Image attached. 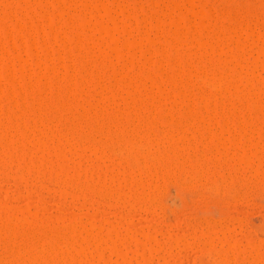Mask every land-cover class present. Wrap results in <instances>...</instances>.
I'll return each mask as SVG.
<instances>
[{
    "label": "rangeland",
    "instance_id": "obj_1",
    "mask_svg": "<svg viewBox=\"0 0 264 264\" xmlns=\"http://www.w3.org/2000/svg\"><path fill=\"white\" fill-rule=\"evenodd\" d=\"M23 1V2H22ZM26 1H27V3H26ZM46 1V2H45ZM47 1H51V0H41V2H40V0H0V15H4L5 14V16H8V14H9V16H10V18H11V20L13 21H10V18H8V17H5L6 19V21L3 19L2 20V25H1V22H0V38H2V40L1 41H5V43L7 44L8 42H9V45L6 47L5 46V48H7V52H9L8 54L7 53H4V54H7V55H4L3 54V56H8L9 54V60H10V57H11V59L12 60H18L16 57H18V58H20L19 60L20 61H22V62H24L25 64L26 63H28V64H26V66H25V64H23L24 65V68L26 67V68H28V70L30 69V67L31 66H34L32 63L34 62L33 60H36V58H34L33 57V59H32V57H30V55L32 56H38V55H34V53L36 52V50H34V49H36V47L34 46L36 43H39L40 41H42L43 42V39H42V37H44L45 39L44 40H47V35H50L49 37H50V39H49V42H51L50 44L51 45H47L48 47H49V49L48 50H50V48H52L53 49V53H54V51H56V49H54L53 47H51V46H55V48L56 47H58V46H56V45H58L57 44V41L59 40V34H61V35H64V37L66 36L65 34H62L63 32H61V33H59V34H56L55 33V36L56 37H54L53 35H54V31L52 30V32H50L51 30H50V28H51V26L49 25V27H48V20L47 19H50V16H52L53 14L52 13H50V15L48 14V12H52V9L53 8H55V6L53 5L52 6V2L51 3H49L48 4V2ZM53 1V0H52ZM59 1V3L61 4V3H64V2H60V1H62V0H58ZM63 1H65V0H63ZM67 1V2H66ZM65 1V4L64 5H66V3H67V5H69L70 6V11L67 13H64V16H59V14H58V12L59 11H56V10H53V11H55V13L57 12V14H55V15H58V17L56 18V17H54V18H52L51 19V21L52 20H54L53 22H54V24H55V26H53L52 28H54V30H55V27H58L57 28V31H58V29L59 28H62V26H63V28L61 29V30H64V29H66V30H68V26L65 24V26H67L66 28H65V26H64V23L67 21V20H70V21H73V22H77V24H75L76 26H77V28H76V26H74V23L72 24L73 26H74V28H75V30L77 29V31L76 32H78V31H81V33H82V30H80V26L78 27V23H79V21H83V20H80V17H78L79 15H80V10H81V12L84 14V10L83 9H79L78 8V4H79V7H81V4L82 3H78L77 4V2H79V0H76L75 1V3L77 4L76 5V7L73 5V4H75V3H73L72 4V1H74V0H70V1H68V0H66ZM81 1V0H80ZM89 0H87V3H89L90 4V1L88 2ZM98 0H96V1H91V2H93V3H95V2H97ZM101 1H103V0H101ZM106 1H110L109 3H111L112 5H114V7H112V5H110V4H108L111 8H113V9H116L115 11L117 12H119V10H120V8H119V6H117V4L119 5V4H121V7H123L122 5H124L125 3L126 4H130V7H134L135 5L138 7H136L137 8V11H135V10H133L132 8H130V7H128V5L126 6H124V7H127V8H130V9H128L129 10V12L131 11V12H133V11H135V12H137V13H135L134 14V16H136L137 18H138V20H137V18L135 17V18H133V17H131V15H133V13L132 14H130L129 13V18L127 17V19H125L126 18V14H127V16H128V13L125 11H123L124 13H121V11L118 13L117 12V14L118 15H116L115 14V11H113L112 12V14H111V16L109 17V16H106V17H109L110 19L111 18H113L112 16H113V14H114V18L112 19V20H110V19H108V18H102V16L101 17H99V15L100 14H97L98 12L96 11L97 9H95V8H92L93 9V11H90V10H88V9H85L86 10V13H85V16H86V18H89L90 16H92V15H96V17L98 16L99 17V19H101V21L103 20V21H105L106 20V22H103V25H105V23H107V25L109 26L110 25V27L112 28V26H114L115 27V25H113V24H116V25H118V26H116V29L120 32V34H122L123 35V33H124V37H128V38H130L129 39V41L130 40H132L133 39V41L135 42L136 40H137V43L138 44H145V43H148V41H147V38H150L151 39V42H152V40H156V44L155 45H159L160 47L162 46V49H164V50H166V49H168V44H169V42H172V44L174 43L173 41H174V38L172 37V35L171 34H173V32H172V30H171V28L173 29L174 27H171L173 24L174 25H176V24H179V25H181L182 26V24H183V22H188V23H190V21L189 20H191V23L193 24V23H197V19H198V17L196 18V21L194 22V14H192V16H190L189 17V15H191V14H189L188 13V16L185 14V10H187L190 6V1H186V0H176L177 2H178V4H177V2H175L174 0L172 1L173 3H171V5H170V3H168L169 1H167V0H135V2L133 1V0H114V2L112 1V0H105L104 2L105 3H107ZM162 1H164V3L167 5V3H168V5H170V8H169V10L168 9H166L165 8V5L163 4V2ZM179 1H181V2H179ZM202 2H204V4H203V6H206V7H203L204 9L206 8L207 10L209 9H211V11L212 12H214L215 11V15H217L218 16V13H223L222 14V16H221V14H219L220 15V17H222V18H219V17H217L216 16V18H214V19H212V23L214 24V21L213 20H216L215 21V23H218L219 25H220V21H221V26H223V27H221V30H225L224 32L223 31H220L219 33H220V36L219 37H221V39H220V42H219V39H218V41L217 42H219V43H217V42H213L212 40L214 39V37H215V33L213 34L214 36H213V39L211 38V35H209V36H207L210 32L211 33H213L212 31H213V29L212 28H209V29H211L210 30V32H208V33H205L206 31H201V30H199L198 28L196 29V30H194L196 27H193V25H191L190 27L192 28L191 29V32L194 30V31H196V32H194V35H197L198 34V36H199V34L201 33H205V34H207L206 36H204V37H209V38H211V39H209L210 40V42L212 41V43H210V44H213L214 43V46H212L213 47V49L211 50H209V48L207 47V51H208V53H206V48H203L204 49V51H203V49L201 48V47H198L197 45H195L194 46V44H193V42H191V40H190V42L193 44V47L191 46V43H190V45H189V43H188V40H184L181 44L182 45H180V46H183V48H184V50H182V53L185 51V48H187L186 49V52H188L187 54H188V57L190 58H188L189 59V61H188V59H187V54L185 53V55L184 54H180V55H184V56H179V54L177 53V51L174 49V51L176 52L175 54H174V52H173V54H174V57L172 56V55H170V56H167V57H171L172 56V58H170V59H174L175 58V56H177L175 59H177V58H181L182 60H185V59H187V60H185V63L184 62H179L180 60L179 59H177L176 60V64H178V62L181 64L180 66H182V68L184 67V70H185V67H186V65H187V67H186V70H185V73H186V71H188L189 72V69H187L188 67L189 68H191L192 67V65L193 66H196V65H200V66H198V67H200L201 68V70L204 72V70H205V72L204 73H206V72H208L210 69H211V71L212 70H214L213 68H215L216 70H218V69H220L219 67L222 65V67H224L223 68V70H225V67H227V66H229V65H227V66H223V64H222V62H224V65H225V61H227L228 63L227 64H229L230 63V61H231V65L229 66V68L227 67V69H228V71H229V73H230V75L233 73L232 72V64L234 65V63H235V61H236V59H237V54L235 53V50L234 49H236V48H234L233 46L234 45H232L233 44V41L235 42V40H237L238 38H237V35H240V37H241V35H242V37L244 38V36H246L247 37V33H245L246 32V30H248V27H246V26H249V30H251L252 31V29L256 32V34L258 33H261L263 30H264V0H201ZM226 1V2H225ZM4 2V3H11V5L8 7V8H6L5 6H2L3 4L2 3ZM18 3V5H17V3ZM69 2L71 3V4H69ZM82 2H83V0H82ZM98 2H100V1H98ZM97 2V3H98ZM149 2V3H148ZM155 2V3H154ZM171 2V1H170ZM198 2V1H197ZM239 2V3H238ZM26 3V4H25ZM55 4H57L58 2L57 1H55L54 2ZM53 3V4H54ZM84 3V2H83ZM86 3V2H85ZM93 3H91V4H93ZM100 3H102V2H100ZM100 3H99V5L97 6H95L96 8L97 7H100ZM115 3V4H114ZM175 3H176V5H175ZM185 3H186V6H185ZM189 3V4H188ZM49 6H48V5ZM139 4L142 6L143 5V7L145 8H142L141 6L139 7ZM188 4V5H187ZM58 5V4H57ZM85 4H83L82 5V7H85L84 6ZM88 5V4H87ZM134 5V6H133ZM174 5V6H173ZM202 5V4H201ZM18 6V7H17ZM51 6V7H50ZM89 6H91V5H88V8L90 9V7ZM116 6L119 8H116ZM151 6V7H150ZM154 6V7H153ZM158 8H157V7ZM173 6V8H176V6H177V9L178 10H182V11H185V12H183L184 14H185V16L184 15H178V14H180V13H177L178 11H177V9H175L176 11L174 12V14H173V12L170 10L171 9V7ZM187 6H188V8H187ZM15 7H16V10H15ZM24 9H23V8ZM26 7V8H25ZM46 7V8H45ZM71 7H75V9H71ZM92 7H94L93 5H92ZM164 7V8H163ZM208 7V8H207ZM21 10H19V9ZM47 8H48V12H47V14L45 15L46 17H47V15L49 16L48 18H45L46 20H44L43 21V18H40V16H39V14H40V11H42L43 12V14L45 13L44 11L45 10H47ZM52 8V9H51ZM141 8V9H140ZM149 8V9H148ZM154 8V9H153ZM160 8H162L163 10V12H161L160 11ZM168 8V7H167ZM180 8V9H179ZM181 8H183V9H181ZM184 8H186V9H184ZM29 9V10H28ZM45 9V10H44ZM51 9V10H50ZM68 9V10H69ZM77 9V10H76ZM95 9V10H94ZM126 9V8H125ZM143 9V10H142ZM166 9V10H165ZM31 10V11H30ZM50 10V11H49ZM67 10V7H66V9H65V11H68ZM84 12H83V11ZM133 10V11H132ZM138 10H141V11H139L138 12ZM146 10V11H145ZM155 10L157 11V12H159V13H161V14H157V13H155ZM159 10V11H158ZM173 10V9H172ZM218 10H219V12H218ZM65 11H63V12H65ZM76 11V12H75ZM148 11V12H147ZM167 12V14H166V16H168V14H169V11H171L172 12V14L171 15H176V17H174L173 16V18H177V16H178V20L180 19V18H182V20H181V24L179 23V21H178V23L176 22V21H174L173 23H172V25H170V24H168L167 25V23L166 22H168V17L166 18V16H165V14H164V12ZM4 14H3V13ZM24 12H28V14L26 13H24ZM41 12V13H42ZM62 12V13H63ZM94 12H96V13H94ZM141 12H143L144 14H145V12H147V16L148 15H150V17H151V14L152 13H154L153 14V18L154 19H152V21H151V23H153V22H155V20H157L158 18H159V15L161 16V21H162V26H161V28L164 26L163 24V19H164V17H163V15L162 14H164V16H165V18L166 19H164L165 20V26L161 29L160 27V29H157V31H156V29H152L151 27H152V25L153 24H156V22L155 23H153L152 25H151V27L149 26L150 24V22H148V20L150 21L151 19L149 18V19H147V26H149V27H147L146 28V21H145V16H146V14L144 15L143 13H141ZM149 12H152L151 14L149 13ZM189 12V11H188ZM230 14H229V13ZM11 13H13V14H11ZM39 13V14H38ZM71 13L73 14V15H71ZM121 13V14H120ZM149 13V14H148ZM177 13V14H176ZM23 14V15H22ZM33 14H35V15H33ZM124 14V15H123ZM227 16H226V15ZM54 15V16H55ZM82 15V14H81ZM80 15V16H81ZM143 15H144V17H143ZM155 15V16H154ZM197 15V14H196ZM234 15V16H233ZM15 17L16 18V16H24V19H25V17H26V19L28 20V19H30L31 17L30 16H33L32 18H31V20H34V18H35V20L36 21H33V22H35V24L37 25V21H39V19H37V18H40L41 19V21H43V22H41V21H39L38 22V26L40 25V23L41 24H43V26H41V28L42 27H45V32H46V34L44 33V29L42 30H38L40 33H39V35H37V29H36V32L34 31L35 29H34V27H33V29L34 30H32V29H30L31 27L30 26H28V24H30V25H32V23L30 22V23H28L29 21H27L26 22V28H28L29 29V31L31 32V31H33L34 33L32 34V32H31V34L30 33H28L29 31L27 30V29H25L24 27H25V23H23L24 21H26V20H24L23 19V17H21L23 20L21 21V23L20 24H24L23 26V28H20L21 30H17V28H19V27H17V26H19L20 24H18L19 22H20V20L21 19H18V23H14L15 21V19H12V17ZM35 16V17H34ZM39 16V17H38ZM44 16V17H45ZM70 16V17H69ZM83 16V15H82ZM157 16V17H156ZM181 16V17H180ZM187 16V17H186ZM232 16V17H231ZM2 17V16H1ZM0 17V18H1ZM29 17V18H28ZM43 17V16H42ZM60 17V18H59ZM84 17V16H83ZM95 17V16H94ZM92 18L93 20L95 19V18ZM97 17V18H98ZM118 17V18H117ZM170 17V16H169ZM225 17V18H224ZM229 17H231V19L229 18ZM235 17V18H234ZM4 18V17H3ZM9 20H8V19ZM66 18H67V20H66ZM78 18H79V21H78ZM91 18V17H90ZM89 18V19H90ZM144 18V19H143ZM155 18H157V19H155ZM171 19H170V21L172 22V16L170 17ZM186 18H190V19H186ZM194 19V20H192V19ZM2 19V18H1ZM17 19H16V21H17ZM75 19V20H74ZM108 19V20H107ZM115 19V20H114ZM120 19V20H119ZM121 19H123L126 23H124V21H122ZM141 19V20H140ZM184 19L186 20V21H184ZM220 19V20H219ZM240 19V20H239ZM117 20H119L118 22H117ZM130 20V22H128ZM137 22H136V21ZM154 20V21H153ZM200 19H198V21H199ZM227 20V21H226ZM243 20V21H242ZM248 20V21H247ZM1 21V20H0ZM87 21V20H86ZM89 21V20H88ZM107 21H109V22H107ZM111 21V22H110ZM116 21V23H114V22ZM140 21V22H139ZM193 21V22H192ZM218 21V22H217ZM256 21H257V23H256ZM3 22H6V23H3ZM12 22V24L14 23V25L12 26V25H10V23ZM46 22V23H45ZM68 23H69V21H67ZM85 22V21H84ZM101 22V23H102ZM237 22V23H236ZM255 22V23H254ZM260 22V23H259ZM263 24H262V23ZM52 23V22H51ZM67 23V24H68ZM113 23V24H112ZM123 23H124V25H123ZM127 23H129V26L128 25H126ZM138 25H136V24ZM158 23H161V22H159V20H158ZM188 23H185V25H186V27H187V25H188ZM196 23H195V25H196ZM209 23V22H208ZM252 25H251V24ZM8 24V25H7ZM57 24V25H56ZM71 24V23H70ZM69 24V25H70ZM119 24H122V25H119ZM149 24V25H148ZM212 24V25H213ZM223 24V25H222ZM237 24V25H236ZM249 24V25H248ZM6 25V26H5ZM17 25V26H16ZM45 25V26H44ZM52 25V24H51ZM61 25V27H59ZM158 25V24H157ZM173 25V26H174ZM211 25V24H210ZM230 25V26H229ZM233 25V26H232ZM259 25H261V26H259ZM3 26H5L6 28H3ZM15 26H16V29H15ZM21 26V25H20ZM32 26H35L34 25V23H33V25ZM47 26V27H46ZM73 26H71L70 25V28H71V30H73ZM107 26V27H108ZM125 26V27H124ZM127 26V27H126ZM155 25H153V27H154ZM199 26V24H197V27ZM228 26V27H227ZM241 26H242V28H241ZM250 26H252L251 28H250ZM2 27V28H1ZM8 27V28H7ZM11 27H12V29H11ZM14 27V28H13ZM109 27V28H110ZM114 27H113V29H114ZM119 27V28H118ZM139 27V28H138ZM183 27V26H182ZM210 27V26H209ZM225 27V29H222V28H224ZM233 27V28H232ZM235 27V28H234ZM239 27V28H238ZM246 27V29L244 30L243 28H245ZM35 28H36V26H35ZM78 28H79V30H78ZM88 28V27H87ZM90 28V27H89ZM86 29V30H89L88 31V35H89V33H90V31L92 30V29ZM148 28H151V29H149L148 30ZM154 28H156V27H154ZM166 28H170V30H169V32H168V29H166ZM230 28V29H229ZM238 28V29H237ZM38 29H40V26H39V28ZM145 29H147V33H145L144 32V30ZM166 29V30H165ZM228 29H229V31H228ZM232 29H234V30H232ZM244 30V33H243V30ZM259 29V30H258ZM261 29V30H260ZM25 30H27L28 32H26ZM50 30V31H49ZM86 30H85V32H86ZM140 32H139V31ZM141 30H143V31H141ZM164 32H163V31ZM197 30H199L200 32L198 33V31ZM232 32H231V31ZM258 30V31H257ZM22 31V32H21ZM56 31V32H57ZM95 31V30H94ZM117 31V32H118ZM156 31V32H155ZM171 31V32H170ZM174 31V30H173ZM227 31V32H226ZM234 31V32H233ZM260 31V32H259ZM16 32H17V34H16ZM26 32V33H25ZM70 32V31H69ZM72 32H74V30L72 31ZM72 32L70 33V35L72 34ZM92 32V34L91 35H93V30L91 31ZM96 32V31H95ZM94 32V33H95ZM116 32V33H117ZM143 32V33H142ZM153 32V33H152ZM155 32V33H154ZM161 32V34L159 35V33ZM225 32H226V35H225V37H224V34H225ZM237 34H236V33ZM253 32V31H252ZM22 33V34H21ZM98 32H96V34H94L95 36H97V35H99V34H97ZM127 33H128V36H127ZM130 33V34H129ZM149 33V34H148ZM163 33H165V34H163ZM188 34H191V33H189V32H187ZM223 35H222V34ZM232 35H230V34ZM263 33V32H262ZM28 34H30V35H28ZM34 34H36L37 36H38V39H36V41H35V44L33 45L35 48H33L31 45H29V41L31 42V40H33L34 38H33V36L32 35H34ZM43 36H42V35ZM66 34H69V33H66ZM75 34V32L73 33V35ZM79 34V33H78ZM83 34H85L84 33V31H83ZM83 34H81V35H83ZM117 34H119V33H117ZM116 34V35H117ZM156 34V35H155ZM228 34H229V36H228ZM15 35H16V37H15ZM36 35H34V37L35 38H37L36 37ZM52 35V36H51ZM72 35V36H73ZM81 35L79 34V36H80V38H81ZM86 36H87V34H85ZM84 35V36H85ZM122 35H120V41L123 43V42H125L124 41V38L122 37ZM132 35V36H131ZM172 37V39H173V41H168L167 42V40L168 39H170L171 37ZM192 35V34H191ZM204 35V34H203ZM224 37L223 39H222V36ZM20 36V37H19ZM45 36H47V37H45ZM75 36V35H74ZM77 36V35H76ZM102 36V35H101ZM118 36V35H117ZM145 36L147 37V38H145ZM173 36H174V34H173ZM63 37V36H62ZM62 37L60 38V40L62 39ZM63 37V38H64ZM66 37H68L67 39V41L69 42V39H70V42L71 41H73V39L71 38V36L69 37V35L68 36H66ZM66 37H65V40H66ZM89 36H87V38H88ZM93 37V36H92ZM103 38L105 37V38H108L109 36H102ZM119 37V36H118ZM136 39V40H134V38ZM141 37H144V38H142L143 40H141ZM153 37V38H152ZM156 37V38H155ZM164 37V38H163ZM168 37H170V38H168ZM186 37H188V39L190 38V36H188L187 34H186ZM185 37V38H186ZM230 37L231 38H233L234 40L232 41H230ZM235 37V38H234ZM21 38V39H20ZM31 40H30V39ZM33 38V39H32ZM54 38L56 39V40H54ZM75 38V37H74ZM96 38V40H94ZM94 39H91L90 38V40H94L93 42H88L89 43V47H88V45L87 44H85V42H87V40L84 42V43H82V42H78L77 41V39H78V37H77V39H74L79 45L78 46H80V44H85V45H87V47L85 46L84 48L85 49H90L91 50V53L90 52H88L90 55L93 53H99L98 55H100V56H98L97 57V59L98 60H96V61H101L100 59H99V57L100 58H102L103 56V54L105 55V53H106V51H107V49H108V45L106 44V40L104 41V40H101V39H99V40H97L98 38L97 37H95ZM206 38V39H207ZM218 37H217V33H216V38L214 39V40H216ZM227 38V39H226ZM23 39V40H22ZM28 40L27 41V43H26V45L28 44L29 46H31L32 48H33V50L31 49V47H30V49H31V51L33 52L34 51V53L33 54H30L29 52H30V50H28V49H26L25 51H29V52H25L24 50H22L21 49V54H17V52L19 51V48H23V47H26V45H24V41L25 40ZM39 39H40V41H39ZM42 39V40H41ZM122 39H123V41H122ZM126 39V38H125ZM165 39V40H164ZM187 39V38H186ZM7 40V41H6ZM37 40L39 41V42H37ZM60 40L58 41V43L60 42ZM63 40V39H62ZM61 40V41H62ZM64 40V42H66ZM89 40V41H90ZM107 40H109L110 41V38L109 39H107ZM127 40V39H126ZM140 40V41H139ZM149 40V39H148ZM259 41H257V40H255L256 42H254L253 41V43L252 42H250V43H248V45H245V47H243L244 49L243 50H245L243 53L241 52V55L243 54V56H242V58H244V57H246L245 59H246V61H245V59H243L242 61L244 62H242L244 65L242 66L243 67V71L242 72H237L238 74H240V76H238V74H236V76H234L235 74H233V76L237 79H235L236 81H234L233 79V84H235L234 82H237L236 84H239L240 83V85H239V89L241 88V87H244L246 90H248V88L247 87H253V88H250V91L249 92H251L252 91V89H253V91L255 92V90L256 91H259L260 89H262L263 90V92H264V44L263 43H261V41L262 42H264L263 40H261V39H258ZM0 41V44L1 45H3V43H4V41H3V43ZM16 42V45L15 46H17V43H18V46H19V42H20V44H22L21 42H23V45L24 46H22V47H19V48H17L18 50H16V48H14L15 46H14V42ZM34 41V40H33ZM53 41H56V44H55V42H53ZM75 41H73L72 43L73 44H76L75 43ZM95 41H97L96 43H94ZM99 41V42H98ZM104 41V42H103ZM109 41H107L110 45L112 44V43H110ZM113 41V40H112ZM132 41V42H133ZM142 41H144V42H142ZM166 41V42H165ZM249 41H251V39H249ZM248 41V42H249ZM47 42H48V40H47ZM48 42V43H49ZM63 42V41H62ZM68 42H66L68 45H70L71 44V46L73 45L72 43H68ZM104 43V44H101V47H100V43ZM142 42V43H141ZM184 42H187V44L189 45H187L186 43H184ZM4 43V44H5ZM53 43V44H52ZM96 44L94 47L92 46V45H94V44ZM136 43V42H135ZM226 43V44H225ZM247 43V42H246ZM63 44V43H62ZM62 44H60L59 46V48L61 49V47H62ZM114 45H112V46H114V48H116L117 49V45L119 46V45H122V44H115V42L113 43ZM230 44V45H229ZM257 44V45H256ZM67 45V46H68ZM82 45V46H83ZM91 45V46H90ZM106 45V49H104V50H106V51H104V52H101V50H100V48H103L104 46ZM124 45V44H123ZM122 45V46H123ZM147 45V44H146ZM154 45V43H152L151 44V46L149 45V43H148V46H146V47H152ZM174 45H175V43H174ZM186 45H187V47H186ZM10 46V47H9ZM14 46V47H13ZM17 46V47H18ZM36 46H37V44H36ZM46 45H45V47H47ZM122 46H119V47H122ZM135 46V45H134ZM133 46V48H134V50H135V48L136 47H134ZM137 46V48L139 47L138 45H136ZM176 46V45H175ZM191 46V47H190ZM2 47H4V45L2 46ZM1 47V49L2 50H4L3 48ZM14 48V50H13V48ZM47 47V48H48ZM73 47V46H72ZM75 47H76V45H75ZM143 47H145V45H143L142 46V49H144ZM155 47H158V46H155ZM170 47H172L171 46V44H170ZM170 47H169V49H170ZM177 47H179V45H177L176 46V48ZM250 47H251V49H250ZM11 50V51H8L9 49ZM47 48L45 49V51H47ZM58 48V49H59ZM63 48V47H62ZM65 48V47H64ZM64 48L63 49H61L59 52L57 51L56 52V54L57 53H59V55L61 54V56L62 55H64V56H60V59L59 60H61V63H59V62H57V61H55V60H58V58H55V59H52L51 57H53V53H52V50H50V52L48 51V53H50V54H48L49 56L51 55V53H52V55L50 56V58H49V56L47 55V53H46V56L50 59V60H48V58L47 59H45V58H43V57H46L43 53H41V50L42 49H39L40 51V55H44V56H42V57H38L37 58V60L39 59V58H43V60H47V62L49 61V62H52V64H54V62L52 61V60H54L55 62H57V65H55L56 67L58 66H60L61 64H63L64 62V64H67L68 63V67L70 66V68H69V71L70 72H75V71H78L79 70V72H80V68L78 67V66H82L83 64H81L80 63V61H82V60H85L84 61V63H86V57L88 56L89 57V59H90V57L91 56H89V54L86 52V50L83 48V47H79V49H78V47H76V49H78V50H75V49H73V48H71V50H69L70 48H69V46L67 47V48H69L68 49V53H65V52H67V51H65V50H67V48H65V50H64ZM123 48V47H122ZM121 48V50H123V53H125V54H122V56L124 55V57H126V54L127 55H129V53L131 52V50L129 49V51L130 52H127V47L124 49H122ZM153 48V47H152ZM159 48V47H158ZM166 48V49H165ZM174 48V47H173ZM182 48V49H183ZM196 48V49H195ZM199 48V49H198ZM201 48V49H200ZM226 48V49H225ZM230 48H231V50H230ZM232 48H233V50L234 51H232ZM262 48V49H261ZM38 49V48H37ZM98 49L100 50V51H98ZM139 49V48H138ZM178 49H181V48H178ZM198 49V50H197ZM214 49H215V51H214ZM227 49H229L228 51L229 52H227ZM261 49V50H260ZM16 50V51H15ZM73 50H74V52H73ZM89 50V51H90ZM95 50V51H94ZM140 50H141V48H140ZM139 50V51H140ZM159 50H161L160 48H159ZM170 50H173V49H170ZM225 50H226V52H225ZM45 51H42V52H45ZM80 51V52H79ZM94 51V52H93ZM98 51V52H97ZM108 53H110V51H114L112 54L110 53V55H106L107 57H109V56H111L110 58L112 59V55H115V50L113 49L112 50V48H111V50H110V48L108 49ZM120 50H118V52H119ZM137 51V50H136ZM139 51H137L136 53L137 54H135L136 56L135 57H133V61H134V65L135 66H133L132 64H131V67L129 66V68H131L130 70H128V72L130 71V73H127V76H125L126 77V79H125V77H123L122 76V80H123V82H124V79H125V81H129L128 79L131 77L132 78V82L135 80V82H131L132 83V86L134 85V83H139L140 81L142 82L143 81V85H145V87L147 86H150V87H146V90H144V88L142 87V90L140 89V87L138 88V86H141V85H137V84H135V85H137V89H139L138 91L136 90L135 91V96H137V98L135 97V102H133V103H131V101H129L130 99H128L130 96H128V95H126V94H128L127 92H126V86H124L123 85V83H121L119 86L120 87H118L117 86V83H119L118 81H120V79H119V72L121 71V62L123 63L124 61H120L119 60V58H117V56H113V59H112V62L114 63V64H112L111 63V61H110V63H109V60H107L106 59V63L105 64H108V66L106 65V67H100V74H98V72H94V74L95 73H97L98 75H96V76H89L90 74H93V68L95 69L94 71H97L98 69H96V68H99V65H98V67L96 66L95 67V65H94V67H93V63L91 62V64H92V66H91V64H90V62L88 63L87 62V65L89 66V67H93L92 68V70H90L89 72H91V73H86V74H89V75H87L88 77H85L86 76V74H84V72L82 73V72H80L81 73V77H80V75L77 77V79H79L80 80V82H79V80H78V82L79 83H82V86L80 85V84H78V82H75L74 80H77L76 79V77H75V79L74 80H72V81H74V83H72V81L69 83V81H66L67 79H70V78H67L68 77V75L66 76V75H64L65 73H63V71H64V67L63 66H61V67H59V69H60V71H61V69H62V74L64 75V77L63 76H61V72L60 71H58L59 73V75L55 72V74H54V72H53V77L54 78H52L49 74H48V72H47V74H48V76L47 75H45L46 76V80L44 79V77H40L43 81L45 80V82H47L48 81V84H49V86L46 88V85H47V83H45L44 84V82H43V84L45 85H42V86H40V85H38L39 87H40V89H41V87H45L44 88V90H42L41 91V97H39V95L37 96L38 98H40L39 99V101L41 102V99H42V104L43 103H45V104H50L51 103V106H47V105H45L44 104V107H45V111H43L41 108L43 107V106H41L40 104H38V102H36L35 101V99H37V101H38V98H35L34 99V107L35 108H37V107H39L38 105H40L41 106V108H38V109H35V110H32L33 108H31V110L30 111H27V112H29V113H24L23 114V116H24V119H26V121L24 122V121H22V119H23V116H21L22 118H20V122L22 121V122H24V123H28V125H26V124H23L22 122V124L23 125H26V126H28L29 127V129H30V126H32V129L34 130V131H32V130H28L27 131V133L28 132H30V134H31V131H32V134L31 135H33V136H35V135H41V131H42V135H44L45 133H47L48 131H50V130H52V129H49L51 126H53L54 127V129L52 130V132L56 129V132H54L53 133V140H54V142L55 143H57L56 141H55V139L56 138H58L59 136L61 137L62 135H64V136H62L61 138H62V140L61 139H59L58 140V142L62 145V141H64V142H66L67 140H69V141H67L66 142V145L68 146V142H71L72 141V139H74V137L76 136L75 134H77L78 135V137H80V135L82 136V132H83V134L85 135V134H87L86 135V137L83 135L82 136V142H83V144L81 143V141L80 140H78V139H80V138H78V137H75V139L72 141V142H74V141H76V138H77V140H78V142L76 143L78 146H76V144H75V142H74V145L78 148H76V147H74L73 146V148H75V149H77V150H79V155H78V153L76 152V154L78 155V156H81L82 158H80V157H76V156H74V158H73V155L71 154V150H73L71 147V143L69 144V146L67 147L66 145H64L67 149L68 148H71V150L70 151H67L66 149H64L60 144L58 145L57 144V146H58V149H59V147L61 146L62 148H63V150H64V154L62 155L63 157L65 156V152L67 153L66 154V157L65 158H63V159H67L69 156H70V158L69 159H67L66 161H65V163H66V165L65 164H63L62 163V165H64V168L63 169H66V170H68V174L67 175H69L70 174V176H74L75 174H78L80 171H82V168H85V167H87V169H86V171H89V172H91L90 170H92V171H95V170H98V171H96V172H98L97 174H101L99 177H101L100 178V180L98 179V182L96 183L94 180V182L93 181H91V179L93 178H90V175H88V176H85V178L86 179H88V177H89V179H90V181H87V180H85V178H81V176H84L83 175V173H82V175L79 173V175H81L79 178H81L82 180H84L86 183H84V184H82L81 185V183H83V182H80L79 180V178L77 179V181H79V186L82 188V189H79L78 187H77V189L75 190L74 189V192L73 191H71L73 188H76L75 186L74 187H72L70 184L72 183H70V180L69 179H63V178H61L60 177V179H63L64 181H65V183H68V180H69V186H68V184H62L61 183V180L60 181H58L57 182V180L59 179L58 177V179L56 178L55 179V172H53L54 171V168H55V166L57 165V162L55 163V160H54V158H56V156H54L53 155V152H54V150L53 149H51V146H50V149L53 151V152H49L48 151V147H47V142L46 141H42V140H40V143H41V141L44 143V142H46V147L48 148H46L47 149V151H48V153H52V154H47L46 152H44V154H45V157H46V160H50V161H52V160H54L53 162H54V164H55V166L51 163L50 164V162H49V164L47 165V167L45 166V164H43V166L44 167H46L44 170L45 171H43L42 173H41V171L43 170V168L44 167H41L42 166V161H40V160H42L43 159V157H42V155H44V154H42L43 152H41V154L42 155H40V153H38V152H40L38 149V146L39 147H42L41 145L43 144H38L39 143V136H35L34 138H36V140H34L33 139V136H32V139L33 140H30V138L28 137V139H24L23 140V138H22V141L24 142V144H26V146H22V148L24 149V150H20V148H19V146L21 147V145L23 144V142L20 144L19 142L17 143L18 145V147L16 146V141H15V148H14V146H12V143H11V146L13 147V149L11 148V150H14V151H18V152H16L17 153V156H18V158L16 159L15 158V162L14 163H18V161H19V158H21V161H20V163L22 162V161H24L25 159H26V161H27V163L26 164H28V165H26V167L24 166V163L26 162H23V163H21L22 165V167H23V173H21L20 172V174H22V175H24V176H22V178H19L18 179V177H19V171H21V170H17V169H20V163L19 164H13V163H11L10 164V161H11V159H10V161H7L6 159H5V161H2L3 159L2 158H0V214H1V216L4 218V214L6 213H4V210H6L7 211V215L6 216H8V215H12V213H15V212H17L18 213V216L16 215V213H15V215L13 214V221H15V217H16V219L17 220H19V219H22V220H24L23 218H26V217H24L23 216V214L25 215V216H27L28 215V219L30 220V217H31V220H32V216H34V218L35 217H39V222L37 221V219L36 220H30L31 221V223H27L26 221H24V226L26 225L25 223H27V224H32L33 222V224H35L36 225V223H37V226H32V225H28L29 227L31 226V228H28L29 230H30V233H31V230H32V234L29 236V234L30 233H28L27 232V230H26V234L28 235V240H27V242H29V244L26 242V240H25V243L26 244H28V245H30V244H32L33 242H30L29 241V239L30 240H32V238L33 237H35L36 236V234H34V232L35 231H33L34 229H36V233H38L37 234V236H40L39 238H40V240H44V242H45V240H47V241H49L50 243H52V241H54L53 239L54 238H49L50 237V235H51V233H53L54 234V229H58L59 227L58 226H60V227H62V225L61 224H63V223H66L67 224V226H68V223H69V225H70V223L74 226V225H76V227H77V229L76 228H72L73 230V233H72V231L70 232L71 234H69L68 235V238L69 237H72V238H74V239H69V240H71L72 241V243H79V242H81L80 240H81V238L83 237V236H85L86 235V233H88V231H90V229H92L91 227L93 226L94 228H97L96 229V232L94 231V229H92V233H93V235L95 234L96 235V237H98V241L99 242H96L97 241V239L96 240H94L93 238H92V241H94V242H91L89 239H87L88 237H90L88 234L85 236V237H87L86 239L87 240H89L90 242H88V244H89V247H87L86 245H85V249L87 250V248H88V251H90V253H92V255H89L88 253L86 254V256L88 255L89 257L88 258H85L84 257V255L83 256H79V257H76L75 255L76 254H74V252H72V253H70V254H68L69 256H68V260L66 261L63 257H61V258H63L62 260L60 259V258H58V257H60V256H54V258H55V260H53L54 262H49L48 264H78L79 262L81 263L82 262V264H88L89 263V258H90V261H91V263H89V264H110V263H112V264H146V260L147 259H151L150 261H152L153 263L152 264H238V262H239V264H264V164H262V166L261 165H257V164H259L260 162H259V160L257 159V158H255L256 156V154L259 156V154H261L262 156H260V157H262V158H264V133L262 132V135L263 136H257V133L256 132H258V131H256V132H253L254 134L253 135H251V131H253V129H255V130H257L258 128H259V131H261L260 129L261 128H263L264 129V106H262L264 103V101L262 102V100H264V94H263V92L261 93L260 91H259V94L261 93V95H257V93H256V96H258V97H260V99H261V97H262V99L260 100L261 101V103H263L261 106H259L260 104H258L257 106H258V109L255 107V105H254V107H252V105L250 106V108L251 109H253V111L250 109V108H248L249 107V102H251L250 101V98H246L245 96L248 94V91L246 92V90L244 89V88H242L243 90V92H246L247 94L245 95V94H243V92L241 93H239V91H241V90H239L238 89V87H237V89H238V93L239 94H241L240 96H242V94H243V96L246 98L245 100H249V102L248 103H243V102H247V101H245V100H243L242 98L240 99V97L238 98V100H237V97L239 96L235 91H236V89L234 90L232 87H234L233 85L230 87L229 86V84H226V85H228L230 88H228V86H226L227 87V89H230L229 91L228 90H226L225 89V87H224V85H225V83L224 84H218V83H216V85H217V87L216 86H214L213 84H211V82L210 81H203V82H210L209 84L210 85H212V86H210L209 87V84L207 85L206 83H200V84H198L197 82H199V81H197V80H195L196 81V83H195V81L193 80L192 82H194L193 84V86H196L198 89H199V91L201 92V94H202V96L204 95H207V96H210L209 98H214L215 96L218 98V100H217V98H216V100H215V98L213 99V101H212V99H209V100H211V101H209V103H207L206 104V106L204 107L203 106V104H205V102H203V101H201V100H204V99H201L200 97L201 96H199V98L198 99H200V101H201V103H200V101L199 100H197V97H195V99L193 100V98H192V96H191V98H189V96L187 97V95H185L186 97H187V99H185V101L184 102H186L187 104L189 103V106L188 105H186V107H185V104L186 103H184L182 100H181V98H182V95H184V94H187V93H189L190 92V90H192V89H187V88H191V87H193L192 86V82H190V84H189V86H185L186 84L185 83H188V81L187 82H178V79L177 78H179V80L180 79H184V80H186V76L184 77V75L183 74H185L184 73V71H183V74L181 73L182 71V68L181 67H179L178 65V69L176 70V65L174 64V62H175V60H173V62H171L172 60H168L169 58H166V57H164L163 56V58L162 59H165L166 58V61L164 62L163 60H161L162 62H164V63H167V61L168 62H170L171 63V66L174 64V66H172V67H167V65L168 64H163V66H164V68H165V66L167 67V69L165 70H163V66H162V69L161 70H163L164 72H163V74H162V76L158 73V75H160V76H158V78H159V81L158 82H161L162 81V85H160V83L157 85V83L158 82H153L152 83V81H153V78L151 77L152 76V74H153V72H152V70L151 69H153V71H154V68H153V65L151 66V65H149L150 63V59L148 60L149 62H147V63H143V62H141V61H143V60H145V59H143V57L145 58L146 56H147V58L149 57L148 56V51H150L151 53H152V51L153 50H148L147 52H146V54H145V56H143V57H140V59H138V57H139V55H138V53H139ZM144 51H146L145 49H144ZM212 51V52H211ZM214 51V52H213ZM223 51V52H222ZM253 51V52H252ZM263 51V52H262ZM5 52H6V49H5ZM12 52V53H11ZM14 52V53H13ZM64 52V53H63ZM85 52V53H84ZM122 52V51H121ZM155 52V51H154ZM153 52V53H154ZM191 52V53H190ZM232 52V53H231ZM234 52V53H233ZM258 52H260V53H258ZM1 53V52H0ZM25 53V54H24ZM28 53V54H27ZM77 55H76V54ZM88 55H87V54ZM103 53V54H102ZM120 53V52H119ZM119 53H117L118 55H119ZM142 53H143V50H142ZM145 53V52H144ZM189 53H190V56H189ZM209 53H210V56H209ZM230 53V54H229ZM14 54V55H13ZM55 54V56L57 57V55ZM65 54H67V55H65ZM78 54H80V55H78ZM82 54H84V56L82 55ZM86 54V55H85ZM96 54V55H97ZM232 54H234L233 56H230V55H232ZM260 54V55H259ZM18 55H20V56H18ZM22 55V56H21ZM58 55V56H59ZM121 55V54H120ZM142 55V54H141ZM150 55V54H149ZM153 55H155V54H153ZM152 55V57H149V58H152V61H153V59L156 57H161L160 56V54L158 55V56H156L157 55V52H156V55L155 56H153ZM2 56V54H0V57ZM130 56V55H129ZM128 56V57H129ZM151 56V55H150ZM194 56H195V58H194ZM229 56H230V58H229ZM8 57H6L5 59H8ZM64 57V58H63ZM68 57H70V58H68ZM92 57H93V55H92ZM96 56L94 55V57L91 59V60H93L94 58H95ZM106 57V58H107ZM120 57V56H119ZM184 57V58H183ZM232 57V58H231ZM235 59H234V58ZM2 58V57H1ZM0 58V59H1ZM54 58V57H53ZM61 58H63V59H61ZM67 58V59H66ZM127 58V57H126ZM156 58H155V60H156ZM157 58V59H158ZM210 58V59H209ZM222 58H223V60H225V61H222L221 63H220V61L222 60ZM5 59H1V60H5ZM70 59V60H69ZM77 59V60H76ZM87 60V61H90V60ZM103 59V61H101V62H103L104 63V61H105V58H102ZM125 59V58H124ZM159 59H161V58H159ZM209 59V60H208ZM218 59V60H217ZM234 59V60H233ZM8 60V61H9ZM43 60H41V61H43ZM119 60V61H118ZM179 60V61H178ZM181 60V61H182ZM252 60V61H251ZM254 60V61H253ZM8 61H7V63H6V60L4 61L6 64H8ZM19 61V62H20ZM32 61V62H31ZM39 61V60H38ZM77 61L79 62V63H77ZM94 61H95V59H94ZM93 61V62H94ZM151 61V62H152ZM160 61V60H159ZM160 61V62H161ZM187 61V62H186ZM190 61L192 62V63H190ZM234 61V62H233ZM3 62V63H4ZM10 62H13V61H9V64H10ZM16 62V61H15ZM48 62V63H49ZM67 62V63H66ZM98 62V63H99ZM145 62H146V60H145ZM190 63V65L188 66V64L187 63ZM207 62V63H206ZM219 64H218V63ZM247 62H249V63H247ZM252 62V63H251ZM37 63V62H36ZM36 63H35V65H36ZM73 63H74V65L76 66L77 64V67H76V70H74L75 69V66L73 65ZM76 63V64H75ZM154 63H155V61H154ZM154 63H152V64H154ZM170 63H169V66H170ZM195 63H197L196 65H195ZM241 63V64H242ZM16 64H17V66H16ZM30 64V66H27V65H29ZM32 64V65H31ZM44 64H45V62H44ZM51 64V63H50ZM56 64V63H55ZM60 64V65H59ZM79 64H81V65H79ZM110 64V65H109ZM116 64V65H115ZM125 64V63H124ZM141 64V65H140ZM142 64H144V65H142ZM253 64H256L255 66H253ZM0 65L2 66V67H0V68H2V70H1V72L2 71H4V69H5V73L4 72H2L1 74H2V76L1 77H4L3 79H6L10 74L9 73H7L9 70H8V68H12L13 66L11 65V67H4L3 65H2V63H1V61H0ZM15 66H16V68H18V66H20V65H22V64H20L19 65V63H18V61L14 64ZM47 65V64H46ZM101 65H102V63H101ZM100 65V66H101ZM104 65V64H103ZM119 66L118 68L116 67V68H114L113 66ZM148 67H147V66ZM155 65V64H154ZM183 65H185V66H183ZM202 65V66H201ZM217 65L219 66V67H217ZM247 65V66H246ZM8 66H10V65H8ZM52 66V65H51ZM65 66V65H64ZM145 66V67H144ZM149 66H151L152 68H150ZM156 66V65H155ZM245 66V67H244ZM248 66H250V67H248ZM253 66V67H252ZM35 67V66H34ZM34 67H32V69H36V68H34ZM58 67H57V69H58ZM74 67V69H72ZM108 67V68H107ZM135 67V68H134ZM146 67L148 68V69H146ZM205 67V68H204ZM221 67V68H222ZM241 67V68H242ZM248 67V68H247ZM39 68V67H38ZM66 68V67H65ZM101 68H104L103 70H101ZM123 68V67H122ZM156 68V67H155ZM218 68V69H217ZM241 68H239L238 69V71H240L241 70ZM254 68V69H253ZM256 68V69H255ZM44 68H42V69H40L39 71H40V74H39V72H38V75H43V74H41L44 70H43ZM78 69V70H77ZM114 69H119V72H118V74H117V76L115 77V76H113L112 74H114L112 71H114ZM171 69V70H170ZM207 69H208V71H207ZM227 69H226V71H224V72H226V73H228V71H227ZM8 70V71H7ZM11 70V69H10ZM18 70V69H17ZM17 70H15L17 73H20L19 71H17ZM41 70H42V72H41ZM48 70V69H47ZM68 70V69H67ZM98 70V71H99ZM151 70V71H150ZM160 70V71H161ZM173 70V71H172ZM180 70V75H179V73H177L178 71ZM215 70V71H216ZM231 70V71H230ZM244 70H248V71H244ZM13 71V68H12V70L11 71H9V72H12ZM15 71H13L14 72V75L13 76H16L15 75ZM27 71V70H26ZM30 71H33L34 72V70H30ZM36 71V70H35ZM37 71H38V69H37ZM36 71V72H37ZM50 72H52L51 70H49ZM134 71V72H133ZM141 73H140V72ZM148 71H150L152 74H150L151 76H149L148 77V75L146 74V73H148L149 74V72ZM211 71H209V72H211ZM237 71V70H236ZM49 72V73H50ZM69 72V73H70ZM112 72V73H111ZM157 72V71H156ZM156 72H154V73H156ZM175 72H176V74H175ZM188 72H187V74H188ZM209 72H208V74H209ZM218 72V71H217ZM223 71H221V72H219V73H222ZM223 72V73H224ZM235 72V71H234ZM26 73V72H25ZM27 73H29L28 71H27ZM25 74V78L27 79V75L28 74ZM32 73V72H31ZM45 73H46V71H45ZM67 73H68V71H67ZM78 72H75V73H71L72 75L73 74H77ZM212 73H213V75L215 74V72H213L212 71ZM219 73H217V74H219ZM226 73H224V74H226ZM57 74V76H55ZM82 74H84L85 76L83 77V75ZM103 74V75H102ZM106 74V75H105ZM123 74H124V72H123ZM146 74V75H145ZM167 74V75H166ZM178 74V76H180V77H183V78H180V77H176V75ZM207 74V73H206ZM243 74H245V75H243ZM8 75V76H7ZM18 75V77L17 78H19V75L20 74H17ZM30 75V74H29ZM32 75V77H31V80H30V77H29V81H27L26 82V85L28 84V82L30 83V81L31 82H33V83H37L38 84V82H40V80H35L36 78H38L37 76V73H35V75H34V73H32L31 74ZM37 75V76H36ZM122 75V74H121ZM154 75V74H153ZM174 75V76H173ZM186 75V74H185ZM209 75H212L211 73L209 74ZM226 75H228V74H226ZM229 75V76H230ZM243 75V76H242ZM253 75V76H252ZM7 76V77H6ZM10 76H12V74L10 75ZM34 76H35V78H34ZM71 76V75H70ZM130 76V77H129ZM133 76V77H132ZM136 76V77H135ZM232 76V75H231ZM232 76V77H233ZM248 76V77H247ZM58 77H59V80H58ZM63 77V78H62ZM80 77V78H79ZM85 78V80L83 79V78ZM94 77H97L96 79L94 78ZM118 77V78H117ZM129 77V78H128ZM148 77V78H147ZM171 77V78H170ZM173 77H175L176 78V81H175V78H173ZM233 77V78H234ZM242 77H244V78H242ZM247 77V78H246ZM252 77H253V79H254V82L252 81L253 79H252ZM24 78V77H23ZM24 78V79H25ZM61 78H62V80H61ZM65 78H67V79H65ZM72 78H74V76H72ZM71 78V79H72ZM101 78V79H100ZM105 78V79H104ZM118 79V81H116L117 79ZM124 78V79H123ZM133 78H134V80H133ZM139 78L140 79H142V80H140L139 82H138V80H139ZM207 78V77H206ZM2 78H1V80H0V87H1V90L3 89L2 87L4 86V88H5V86L7 85V84H9L8 83V81L7 80H5V82H4V80H3ZM20 79V78H19ZM21 79H22V77H21ZM21 79H20V83L19 84H23V82H21ZM24 79H23V81H24ZM49 79V80H48ZM56 79V80H55ZM64 79H65V81H64ZM70 79V80H71ZM91 79V80H90ZM93 79V80H92ZM99 79V80H98ZM136 79H138V80H136ZM170 80V82H169V80ZM174 79V80H173ZM241 79H242V83H241ZM3 80V81H2ZM54 80V81H53ZM57 80L59 81L58 83H57ZM81 80H83V81H81ZM121 80V81H122ZM165 80V82H163ZM207 80V79H206ZM246 80H251V81H249V83H248V81H246ZM62 81V82H61ZM120 81V82H121ZM167 81V82H166ZM172 81V82H171ZM258 81V82H257ZM3 82H4V84H3ZM91 82V83H90ZM116 82V83H115ZM174 82V83H173ZM200 82H202V81H200ZM247 82V83H246ZM250 82H251V84H250ZM5 83H7L6 85H5ZM33 83H31V84H29V86L31 87H35L36 88V85L35 84H33ZM41 83V82H40ZM39 83V84H40ZM65 83V84H64ZM145 83V84H144ZM184 83V84H183ZM42 84V83H41ZM69 84H71V85H69ZM73 84H75V85H77V87L74 85L73 86ZM116 84V85H115ZM140 84V83H139ZM151 84H153V86L154 87H152V85ZM157 85V87H156V85ZM172 84V86L170 87V85ZM197 84L198 85H200V87L199 86H197ZM248 86H247V85ZM16 85L17 86H15V91L13 92V89L9 86H6V88L7 89H9L8 91L7 90H4V92L2 91L1 92V90H0V94L2 95H0L1 96V99L3 98L4 99V96H5V99L3 100V102H1V99H0V102H1V104L4 106V104H5V106L3 107V106H1L2 107V109H0V111H4V112H2V113H0V114H3V113H6V116H7V112H8V109L10 108V103H11V100H10V98L12 99V97H16V98H13V100L14 99H19V97L20 96H22V94H21V92L23 93V94H25V91L29 88V86H27L28 88L25 90V86H21V89L22 90H20V89H18V88H20V86L18 87V83H16ZM50 85H53V86H50ZM62 85V86H61ZM78 85H80V86H78ZM87 85V86H86ZM105 85H106V87H105ZM108 85V86H107ZM115 85V86H114ZM134 85V86H135ZM161 86V88H162V90L161 89H156V88H158V86ZM246 85V86H245ZM255 85V86H254ZM70 86V89L68 88ZM72 86V87H71ZM113 87V89H110L109 87ZM122 86H124V88L122 87ZM134 86H133V88H132V92L134 93ZM214 86V87H213ZM218 86H220V87H218ZM222 86L224 87V89L222 88ZM238 86V85H237ZM16 87H18V88H16ZM23 87H25V88H23ZM32 87L31 88H29L28 89V91H29V93H30V89H32ZM49 87H50V89H49ZM52 87V88H51ZM65 87L68 89V90H72V88H73V90H75V87L77 88V91L78 92H80V93H78L77 94V91H75V92H73V95H69V96H63V95H65L64 93H66V89H65ZM78 87H83V89L81 88H78ZM87 87V88H86ZM89 87H91L90 89H89ZM117 87H118V90H117ZM176 87H178V88H176ZM180 87V88H179ZM184 87V88H183ZM196 87H195V89H193L194 91H198L197 89H196ZM211 87H213V88H211ZM5 88V89H6ZM10 88L12 89L11 91H10ZM34 88V89H35ZM58 88V89H57ZM61 88H63V89H61ZM101 88H103V89H101ZM106 88H107V90H106ZM108 88H109V90H108ZM115 88V89H114ZM173 88V89H172ZM174 88H176V89H174ZM184 90H183V89ZM16 89H18V90H16ZM25 91H24V90ZM34 89H32V91L34 90ZM37 89H38V87H37ZM53 89V90H52ZM65 89V92L63 91ZM93 89H95L94 91H93ZM100 89V90H99ZM171 89V90H170ZM179 89H181V91L179 90ZM185 89L187 90V92L185 91ZM201 89V90H200ZM203 89V90H202ZM221 89V90H220ZM232 89V90H231ZM259 89V90H258ZM47 90V91H46ZM97 90H99V91H101L100 93L101 94H98L99 92H96ZM125 90V91H124ZM148 90V91H147ZM168 90V91H167ZM177 90H179L181 93L179 94V91L177 92ZM206 90V91H205ZM226 90V94L224 95V91ZM21 91V92H20ZM32 91H31V96H33L32 95ZM35 91V93H36V91L37 90H34ZM63 91V92H62ZM88 91H90V92H88ZM108 91H110L109 93H108ZM111 91H113V92H111ZM157 91H160V93L159 92H157ZM166 91V92H165ZM174 91H176V92H174ZM193 91V92H194ZM211 91V92H210ZM216 91V92H215ZM7 92L11 95H8L7 94ZM40 92V91H39ZM59 92V93H58ZM61 92V93H60ZM69 92L70 91H68V93L67 94H69ZM95 92V93H94ZM103 92V93H102ZM105 92V93H104ZM107 92V93H106ZM138 92V93H137ZM140 92V93H139ZM150 92H151V97H150ZM203 92H204V94H203ZM214 92V93H213ZM219 92H220V95H219ZM223 92V93H222ZM235 92V93H234ZM17 93V94H16ZM20 93V94H19ZM35 93H34V97L36 96L35 95ZM70 93H72V92H70ZM94 95L95 94V96H93L92 94ZM147 93V94H146ZM170 93H171V98L168 96V98H170V100L169 99H167L166 97V95H170ZM211 93V94H210ZM234 93V94H233ZM5 94V95H4ZM12 94H15L14 96H12ZM18 94H19V96H18ZM63 94V95H62ZM77 94V95H76ZM103 94V95H102ZM106 94V95H105ZM123 94V95H122ZM137 94V95H136ZM140 94V96L139 97H142V98H147V99H144L145 101L146 100H148L149 102H152V101H156V99H158V98H160V101H162L163 99V101L159 104L157 101H156V103H157V105L160 107V105H161V108H157L156 110H159V112H157L156 110H154V111H152L151 110V107L148 109V107L146 108L145 106H144V109H143V105H145V104H149V103H142L143 101H141L140 102V100L138 101V99H139V97H138V95ZM148 94H149V96H148ZM200 94V95H201ZM221 94H223L224 95V97H223V95H221ZM253 94V93H252ZM7 95V96H6ZM62 95V98L60 97ZM98 95V96H97ZM121 95V96H120ZM126 95V96H125ZM189 95V94H188ZM214 95V96H213ZM218 95V96H217ZM235 95H236V97H235ZM248 95H250V93L248 94ZM247 95V96H248ZM17 96H18V98H17ZM109 96V97H108ZM119 96V97H118ZM147 96V97H146ZM163 96H166L165 98L163 97ZM185 96H183V97H185ZM203 96V97H204ZM207 96H205V97H207ZM220 96H222V98H221V102H222V100H224L225 99V102H224V104L226 105V104H228V106L226 105V106H224L225 108H223L222 106H223V103L220 105L221 107L219 108V107H217V101H220ZM226 96V97H225ZM235 98H234V97ZM251 96V95H250ZM253 99H255V94H253ZM6 97H7V99H6ZM8 97H10V98H8ZM33 97V98H34ZM67 97L68 99H66V101H65V98ZM92 97V98H91ZM98 97V99H96ZM101 97H105V98H101ZM126 97H127V99H126ZM176 97V99L174 100V101H172V99L173 98H175ZM249 97V96H248ZM258 97H256V99L258 98ZM21 98V97H20ZM51 98H53V99H51ZM94 98V99H93ZM101 98V99H100ZM189 98V99H188ZM115 99V100H114ZM141 99V98H140ZM180 99V100H179ZM183 99V98H182ZM207 99V98H206ZM208 99H207V101H208ZM235 99V100H234ZM86 100V101H85ZM91 101L92 102V104L94 105V103H97V100H98V105L96 104V106H94V107H97L96 108V110H98V116L99 117H101L102 115V117L101 118H103L104 116H106V115H104V111L105 112H107V115L110 113V114H114V109H116L117 111L120 109V111L122 112V110H123V113L125 112V113H127V115L128 114H131V116L130 115H128L129 117H127V118H130L131 120H133V121H135L136 119V121L133 123L134 124V127H136V125H137V129L136 128H134L133 126V128H134V130L136 131L135 133H134V131H132L134 134H132V132H131V128H129L128 126L130 125H126V129H130V130H128V132L130 131V135L128 134V132H126L125 131V133H127V134H125V133H121V137H119L120 138V140H121V138L123 137V138H128V139H130L132 136L133 137H135V136H138V137H135V138H133L132 137V140H136V139H141V141H142V147H144L142 150L144 151V153L145 154H149V155H153L154 157H155V155H159V153L161 154V156L162 157H165L164 159H166V157H168L169 159H172V152H177V154L179 153L180 155H182L185 159H183V160H185V161H182V159H179L180 157L182 158V156H180L179 154V156H177V155H173V158H175L176 156H177V158L180 160V161H182L183 163V165H184V167H180L179 166V168H177L178 166H175V167H173L175 170L177 169V171L176 172H174V170H173V168L172 167H170V168H168V172H171V174L172 175H169V174H167L166 172V168L165 169H162L161 170V166L162 165H160L159 166V168H158V165L156 164V165H154V166H152L154 163L153 162H150L149 163V161H150V159H148V157L149 156H147V155H145L144 153V155L146 156V158H144V160L143 159H139L140 160V162H141V165L143 166V165H145V162L147 163V160H149L148 161V163L149 164H151V167H154V168H156V171H157V173H156V171H155V174H153L152 176L154 177V181H151V175H150V177L149 176H147L144 172L146 171V173H150V171H148V170H151V169H154V168H151V169H149V167L148 168H145L146 170H142L143 171V173L144 174H142V172H140L141 170L140 169H142V166H141V168H139V172H138V170H137V163L139 162V160L137 159V157H139V155L137 156L136 155V158H134L135 159V161L133 162L134 163V165L135 166H133V163H131V164H129V162H130V159H131V162L133 161L132 160V158H133V156L131 155V153H129L132 157H130V155H129V157L128 158H130L129 159V161L127 160L128 158L127 157H125L126 155H127V152L126 153H124V155L125 156H121L123 153H118L117 152V154H115L116 153V151H121V152H123L122 150H121V148H119V145L117 146L116 144H115V146H114V148H115V155L114 154H112V152H114V150L111 148L110 150H113L112 152L110 151L109 152V146L107 147V146H105L106 144H108V143H105V141H107V142H109V141H111L109 138L110 137H108L107 136V138L106 139H108V140H106L105 138H104V136L102 137L99 133H98V131H95V129H93V127H95L97 124H96V122L98 121V119H99V117L97 116V114H96V112L97 111H95V108L93 109L94 111H95V113H94V111H91L94 115L96 114V116H97V121L96 120H92V123L93 124H95V126L93 125V126H91V125H89L88 123H91L90 121L88 122V118L89 117H87V119H85L86 118V114H87V112L89 113V111H90V109H89V111H88V109H87V112H86V109H84V111L86 112H83L82 111V108L81 109H79V110H77V108H79V106L76 108V107H74V104H75V106L76 105H80V107L82 106V104L83 105H85L86 104V106H85V108L87 107L88 108V101ZM125 100H127V104H126V102H124ZM133 100V99H132ZM143 100V99H142ZM169 100V101H168ZM178 100V102H176ZM199 101V103L197 102V101ZM214 100L216 101L215 103H213L214 102ZM241 100H243V104H239L238 102L239 101H241ZM257 100H259V99H257ZM9 101H10V103H9ZM46 101H47V103H46ZM130 102V104H129V102ZM137 101V102H136ZM166 101V102H165ZM192 101H193V103L196 101L197 102V104L199 105H196V103H192ZM204 101H206V100H204ZM206 101V102H207ZM228 101H231V105H230V103L228 102ZM259 101V102H260ZM49 102V103H48ZM58 102V103H57ZM78 102L80 103V104H78ZM94 102V103H93ZM116 102V103H115ZM118 102V103H117ZM123 102H124V104H123ZM228 102V103H227ZM258 102V103H259ZM12 103H13V101H12ZM11 103V104H12ZM61 103H63V104H61ZM173 103V104H172ZM179 103V104H178ZM212 104V107L214 108H216L217 107V112H219V110L220 111H222V110H224V112L222 113V115H221V118L219 117L220 115L217 113V112H215L216 110H215V108H214V112H210L209 113V111H213V109L211 110V108L209 107V104ZM241 103V102H240ZM0 104V105H1ZM9 104V105H8ZM37 104V105H36ZM69 104V105H68ZM180 104H182V105H180ZM202 104V105H201ZM213 104H214V106H213ZM233 104H235L236 106L239 104V105H244V106H239V107H241V109L242 110H240L239 109V107H236L237 109H239V110H237V113L239 114L240 113V116L242 115V117H244V119H246V120H248V118H249V120L250 121H252V125L250 126V124H251V122H250V124H248L247 125V127L245 126L246 124H245V122L243 121V120H241L242 119V117L240 118V116L238 117L237 115H235V112L234 111H232L234 114H231L233 117H231V115H230V117L228 118V115L230 114V110H227V107H229L228 109H230V107H232L233 106ZM246 104H248L247 106L248 107H246ZM54 105V106H53ZM61 105H63V106H61ZM141 107H140V106ZM178 105V106H177ZM47 106V107H46ZM53 106V107H52ZM57 106H58V108H57ZM113 106H115V107H113ZM127 106V107H126ZM173 108H172V107ZM210 108H208V107ZM211 106V105H210ZM5 107H7L8 109H6ZM43 107V108H44ZM55 107V108H54ZM62 107V108H61ZM70 107H72L73 109L74 108H76L75 110H77V112L78 111H80L81 113L83 112V113H85V114H82V115H85V117H84V119L83 118H81V117H83V116H81L79 113L77 114V116L79 115V116H81V117H79V118H77V116H74V115H76L75 113H76V111H74V110H72V111H74L75 113L73 114V118H77V119H79V120H77L78 122H76V119H74L75 120V122L77 123H75V122H73L74 123V126L73 125H71V124H73V123H71V118H72V116H71V118H69V116L70 115H72L71 113H72V111L70 110ZM118 107V108H117ZM172 109H171V108ZM176 107V108H175ZM188 107H191V108H189V110L190 111H193L194 109H197L196 107H198V108H200L201 109V111H200V109H197L196 111L199 113L198 114V116L199 117H196L197 115L193 112V120H191L190 121V123H189V121L188 120H190V118L188 117V116H186L187 114H186V111H184V109L185 110H188ZM203 107V108H202ZM235 107V106H234ZM242 107H244V108H242ZM54 110H53V109ZM64 108V110H66V111H64V110H62ZM108 109V110H106V109ZM145 108L147 109L146 111L147 112H149V116H146V115H148L147 114V112H146V115H145V117H147L146 119H145V122H143V120L141 121V117L139 116V114H141V113H143L144 111H145ZM179 108V109H178ZM205 108V109H204ZM209 109V111H207L208 109ZM246 108H248V109H246ZM41 111H43V112H41ZM49 109V110H48ZM61 109V110H60ZM68 109V110H67ZM105 109V110H104ZM136 109V110H135ZM152 109H155V107L153 108L152 107ZM169 109H171V110H169ZM202 109H204V110H202ZM244 109V110H243ZM256 109V110H255ZM47 110V111H46ZM71 111V113H70V111ZM111 110H112V112H111ZM144 110V111H143ZM149 110V111H148ZM161 110V111H160ZM231 110H233V108H231ZM235 110V111H236ZM33 111L35 112L36 111V113L39 111V114L41 115L42 113V115L41 116H43V117H41L38 113H37V115H39L40 116V120H39V116H37V115H34V114H36V113H33ZM59 111V112H58ZM99 111H103L101 114L102 115H100V113H99ZM108 111H109V113H108ZM150 111H152V112H150ZM207 111V113L208 114H210V117L212 116V115H216V116H218L217 118H216V116H214V119L216 118L217 120H209V119H212V117L211 118H209V115H207L208 117H206V114L204 113V112H206ZM228 111V112H227ZM244 111V112H243ZM33 113V115L31 114V113ZM41 112V113H40ZM69 112V113H68ZM90 112V113H91ZM119 112V111H118ZM118 112L116 113V115H114L112 118H108L109 117V115H108V117H106V120H107V118L108 119H111V121L109 120V123H105V117H104V119H102V120H104V123L108 126H110V124H112L111 125V127L113 128V130H112V128H111V130L112 131H114V129H117V128H115L116 126H117V122H118V125L120 124V126H119V128H121L122 129V124H124V122L123 123H119V121H121V117L120 116H118V119H120V120H118L117 118H115V116H117L118 115ZM120 112V113H121ZM139 112H141V113H138ZM163 112V113H162ZM170 112V113H169ZM179 112V113H178ZM226 112H227V114H226ZM231 112V113H232ZM256 112H257V114H256ZM91 113V114H92ZM120 113H119V115H120ZM123 113L121 114V115H123ZM124 113V116L126 117V114ZM156 113V114H155ZM171 113H173V116H170V114ZM204 113V114H203ZM213 113H215V114H213ZM221 113V112H220ZM229 113V114H228ZM59 114V115H58ZM63 116H65V117H63ZM91 114H89L90 115V117H91ZM92 114V115H93ZM106 114V113H105ZM151 114V115H150ZM162 114H165L164 116H162ZM175 114H180V115H178L177 116V118H176V115ZM184 114V115H183ZM203 114V115H202ZM212 114V115H211ZM226 116H225V115ZM3 115H5V114H3ZM3 115H1V118H0V121H2L3 119ZM26 115V116H25ZM57 115H58V117H57ZM69 115V116H68ZM93 115V116H94ZM143 115V117H144V113L142 114ZM201 115L202 116H204L205 115V117L208 119V122L210 123V122H212V123H210V124H208V122L207 121H205L204 123L205 124H203V120L202 121H200L199 120V118L201 117ZM234 115L236 116V118L238 119V120H236V118L234 117ZM257 117H255V116ZM260 117H259V116ZM6 116L4 117L5 119H4V121L5 120H7L6 119ZM29 116V117H28ZM36 116L38 117V120L36 119H34V117L36 118ZM46 116V117H45ZM66 120L67 119V116H68V122L67 121H64V119L62 118V117ZM92 116V117H93ZM96 116H95V118H96ZM112 116V115H111ZM132 116H135L134 117V119H132L133 117ZM137 116V117H136ZM169 117V120L170 119H172V118H174V120H170L172 123H174V125L168 120V117ZM196 118H195V117ZM224 116H225V118H224ZM249 116V117H248ZM251 116V117H250ZM26 117V118H25ZM48 117V118H47ZM54 117V118H53ZM57 117V118H56ZM91 117V118H92ZM125 117H123L122 116V119H123V121L124 120H126V118ZM142 117V118H143ZM154 117H155V119H154ZM163 117H164V120H163ZM171 117V118H170ZM183 117V118H182ZM204 117V118H205ZM29 118V119H28ZM42 118V119H41ZM59 118H61L60 120H63L62 122L64 123V124H66V122L68 123V125L70 124V126H67V124L66 125H62L61 123H60V120H59ZM82 120H81V119ZM91 118H89V119H91ZM94 118V119H95ZM125 118V119H124ZM150 118V121L149 122H152V120H153V130L152 129H150V125L149 126H147L148 124H151V123H149L148 121L146 122V120L147 119H149ZM152 118V119H151ZM157 118H159L157 121H156V119ZM186 118V119H185ZM189 118V119H188ZM234 119L235 118V120H232V119ZM47 120L46 122H45V120ZM54 119V120H53ZM93 119V118H92ZM112 119L114 120V121H112ZM166 119V120H165ZM185 119V120H184ZM262 119V120H261ZM42 120V122L41 123H43L42 125L43 126H41V124H40V121ZM52 120V121H51ZM56 120V121H55ZM58 120H59V123H58ZM73 120V121H74ZM80 120H81V123H80ZM85 120H87V121H85ZM100 120V123H101V119H99ZM161 120H163V123H162V121ZM178 121V123H180V120H181V122H182V124L184 125V126H186V123H189V125L191 124V123H194V128H197V130L195 129V133H194V128H193V125H192V128H189V125H188V127H185V128H183L182 126V124H181V126L179 127L178 125L176 126V124H177V122L176 121ZM183 120V121H182ZM187 120V121H186ZM197 120V121H196ZM206 120V119H205ZM239 120H241V121H243L244 122V124L243 123H241V121H240V123H238L237 121H239ZM248 120V121H249ZM255 120V121H254ZM4 121H2V122H4ZM32 121L34 122V124L32 123ZM39 121V122H38ZM49 121V122H48ZM85 121V122H84ZM117 121V122H116ZM138 121V122H137ZM156 121V122H155ZM161 121V122H160ZM165 121V122H164ZM166 121H167V123H166ZM168 121L170 122V123H168ZM185 121H186V123H185ZM193 121V122H192ZM216 121V122H215ZM7 122V121H6ZM36 122H38L37 124H39L40 125V128H39V126H38V130H37V124L35 125V123ZM86 122H88V123H86ZM99 122V121H98ZM112 122V123H111ZM143 124H142V123ZM175 122H176V124H175ZM201 122V123H200ZM206 122H207V124H206ZM30 123H32L30 126H29V124ZM47 123V124H46ZM57 123H58V125H57ZM137 123V124H136ZM139 123V124H138ZM146 123H147V125H146ZM185 123V124H184ZM237 125V124H241V126L243 127V129H245L246 131H245V133H247L248 135V137H250V139H251V141H252V143L253 142H258L257 144H260L261 145V143L263 144L262 145V147L260 146V145H257V147L258 148H256V147H254V145L253 144H251L250 142V139L249 138H247V136L245 137V138H247L248 139V141H247V139H245V142H246V144H244L245 146L242 148V146L240 147V149L238 150V148L239 147H236L237 148V150H236V148H235V150L238 152V151H240V154L242 153H247L248 154V156H250L249 158H253L252 156L254 155L255 157L253 158V159H250V160H248L249 162H248V164H246V161H239L240 159H242V156L244 155H242V156H240V154H239V156L240 157H237L238 156V153L237 152H233V151H235L233 148H232V146H233V144H230V143H233V142H230L229 143V140L230 141H232L233 139V137L231 136V134L233 135V133H234V129H238L239 130V126L237 125H235V124ZM76 124V125H75ZM103 124V123H102ZM105 124H103L104 126H106ZM115 124V125H114ZM125 124H128V123H125ZM124 124V125H125ZM155 124V125H154ZM171 124V125H170ZM226 124H228V125H226ZM230 124H232L231 126H230ZM255 124V125H254ZM47 125V126H46ZM49 125H51L50 127H49ZM131 125H132V122H131ZM146 125V126H145ZM158 125V126H157ZM172 125L176 128V129H174V127H172ZM202 125H205V127H206V125H207V128H210V131H209V129H207V128H205V130H204V128H203V126ZM226 125V126H225ZM234 125L237 127H235L234 128ZM244 125V126H243ZM261 125V126H260ZM0 126H1V123H0ZM44 126H46L45 127V130L47 131V132H45L44 131ZM63 128L64 126H67V127H69V128H67V127H64V129H62L61 127ZM106 126V127H107ZM115 126V127H114ZM163 128H161V127ZM222 126L224 127L223 129H225V128H227V126L229 127L230 126V128L232 129V128H234L233 129V131H231V129H230V131L232 132H230L231 134H228V132H227V130L226 131H223V135H221V133L219 132V131H221V129H222ZM35 127V128H34ZM70 127H72V128H70ZM97 127V126H96ZM95 127V128H96ZM118 127V126H117ZM125 127V126H124ZM123 127V128H124ZM131 127V126H130ZM148 127H149V129H148ZM158 127V128H157ZM180 129H179V128ZM251 127V128H250ZM258 127V128H257ZM43 128V129H42ZM52 128V127H51ZM59 128V129H58ZM65 128H66V130H65ZM144 128V129H143ZM190 129V130H188V129ZM203 128V129H202ZM248 128H250L251 129V131H248ZM257 128V129H256ZM0 129H1V127H0ZM49 129V130H48ZM70 129H72V133H70L71 132V130ZM92 129V130H91ZM179 129V130H178ZM183 129H186V130H184L183 132H185L184 133V135L182 134L183 132H182V130ZM228 129V128H227ZM249 129V130H250ZM262 129V130H263ZM40 130V131H39ZM70 130V131H69ZM139 130H141V131H139ZM145 130V131H144ZM149 130H151V134L152 135H147V133H148V131ZM167 130H168V132H167ZM173 130V131H172ZM208 130V131H207ZM216 131V135H217V132H219L220 133V135L222 136V137H225L224 138V140H223V138L221 137L220 139L221 140H223L225 143H223V141L221 142V140L220 141H218V139L219 138H217V136L214 134V132L213 131ZM238 130H236V134L234 133V135H235V137H238L237 136V133H238ZM241 130V129H240ZM254 130V131H255ZM59 131L62 133V131H64L65 133L63 134L62 133V135L60 134L59 135ZM91 131V132H90ZM94 132V135L92 134L93 132ZM153 131H155V133H153ZM187 131H191V133L188 135V137H190L189 138V140L185 137L186 135H187ZM197 131H199V132H197ZM34 132V133H33ZM51 132V131H50ZM50 132H48V135L47 136H42V137H40V139H43V140H46L47 138H50L49 136H51L52 137V135H49L50 134ZM68 132V133H67ZM75 132V133H74ZM96 132H97V134H96ZM211 132H213V133H211ZM222 132V131H221ZM240 132V131H239ZM244 130H241V133L244 135ZM248 132H250V135H249V133ZM36 133V134H35ZM55 133H57L59 136H57L56 137V135H55ZM68 134V136H69V139H67L68 137H66V135L65 134ZM90 133V135H88ZM157 133V134H156ZM174 133V134H173ZM194 135H193V134ZM201 133V134H200ZM205 133H207V135L208 136H206L205 137ZM260 133V132H259ZM29 134V135H30ZM70 134L71 135H73L74 134V137L73 138H71L70 139ZM80 134V135H79ZM132 134V135H131ZM138 134V135H137ZM163 136H162V135ZM165 134H166V136H165ZM168 134L170 135V134H173L172 136H168ZM203 134V135H202ZM212 134H214V136H216L215 137V143H216V145H218L219 146V150H218V148H215L216 147V145H214L215 143L212 141V140H214L213 138L214 137H212L211 135ZM240 134V133H239ZM28 135V136H29ZM55 135V136H54ZM92 135L96 138V140H95V142L97 141V139L98 138H101V140L103 139V143H102V141L100 142L101 144H100V146H97V145H99V143H98V141L95 143V145L97 146V147H99V148H97L96 149V147H93V144H94V141H93V138H91L92 137ZM96 135H100L101 137H98V136H96ZM135 135V136H134ZM139 135H140V137H142L143 139H145L146 141H147V138L148 137H152L151 139L152 140H154V144L152 143V141H151V143L148 141V142H146L145 143V140L143 141V139L142 138H139ZM146 135V136H145ZM162 136L161 138H160V136ZM190 135H192V137L190 136ZM228 135H230V136H228ZM233 135V136H234ZM242 135V136H243ZM88 136V137H87ZM90 136V137H89ZM126 136H128V137H126ZM154 136H155V138H154ZM193 136H194V138H193ZM218 136V137H219ZM31 137V136H30ZM46 139H45V138ZM64 137H66V138H64ZM86 139H88V140H85V138ZM114 137V136H113ZM117 137V136H116ZM130 137V138H129ZM145 137V138H144ZM167 137V138H166ZM173 137H175V138H173ZM182 137H184L185 138V141L184 140H182L181 138ZM205 137V138H204ZM231 138V139H228V138ZM240 137H241V135H240ZM260 137H261V139H260ZM263 137V138H262ZM84 138V139H83ZM91 140H90V139ZM94 138V139H95ZM118 138V137H117ZM117 138H113L115 141H119L120 142V140L119 139H117ZM159 138H160V140L161 139H163V140H159ZM181 139L182 140V142L184 143V142H186V143H182V145H181V143H179V139ZM202 138V143H204L205 145H207V146H205L204 144H202L201 143V139ZM52 139V138H51ZM64 139V140H63ZM117 139V140H116ZM228 139V140H227ZM241 139H243V140H241L242 141V143H241V145H243V142H244V136H243V138L241 137ZM257 139V140H256ZM260 139V140H259ZM20 140H21V138H20ZM50 140V139H49ZM53 140H50V141H52L53 142ZM61 140V141H60ZM66 140V141H65ZM99 140V139H98ZM105 140V141H104ZM113 140V141H114ZM149 140V139H148ZM155 140H157L156 142H155ZM158 140H159V142H158ZM171 140H172V142H171ZM28 141V142H27ZM31 141V142H30ZM35 141V142H34ZM80 141V142H79ZM91 141H93V144H92V142ZM123 141H124V139H123ZM168 141V142H167ZM173 141H175V142H177V143H175V142H173ZM207 141V142H206ZM210 141V142H209ZM21 142V141H20ZM30 142V144L28 145V143ZM52 142H48V143H51V144H49V145H54V142L52 143ZM119 142H115V143H119ZM164 142V143H163ZM171 142V143H170ZM214 144H213V143ZM221 142V143H220ZM260 142V143H259ZM34 143V144H33ZM88 143L89 144H91V147L90 148H92V149H90L89 148V146H88ZM111 145H113L114 144V142L112 143V142H109ZM120 143H123L122 141L120 142ZM119 143V144H120ZM143 143H145V144H143ZM150 143V147H149V144ZM159 143V144H158ZM168 143V144H167ZM169 143H170V145H169ZM207 143H212L213 144V146H209L210 144H207ZM227 143V144H226ZM37 144V146H35ZM65 144V143H64ZM109 144V145H110ZM165 144V145H164ZM175 145V144H177V145H175V148H177V149H175L172 145ZM178 144H180L179 146H178ZM222 144L224 145V147L222 146ZM231 146H229V145ZM249 144H251V145H249ZM43 145H45V143L43 144ZM56 145V144H55ZM73 145V144H72ZM81 145V146H80ZM102 145V146H101ZM110 145V146H111ZM125 145V144H124ZM147 147H146V146ZM161 145V146H160ZM169 145V146H168ZM184 145V146H183ZM226 145V146H225ZM247 145H248V147H247ZM253 145V146H252ZM57 146H55V147H53V148H56ZM84 146V147H83ZM121 146H123L122 144H120V147ZM184 147V149H183V147ZM215 146V147H214ZM235 146V145H234ZM6 147V146H5ZM5 147H1L0 148V150L2 149V151H0L1 153L2 152H5V153H0L1 154V157H2V155L3 156H5L6 154H8L7 152H9L8 150L10 149L9 148V145L5 148ZM31 147H34L33 149L31 148ZM36 147V148H35ZM60 147V148H61ZM141 147V148H142ZM156 147V148H155ZM186 147V148H185ZM212 147V148H211ZM229 147V148H228ZM21 148V149H22ZM62 148H61V151H62ZM80 148V149H79ZM96 149V150H94V149ZM117 148H119V150L117 149ZM147 148V149H146ZM148 148H149V150H148ZM169 148V149H168ZM3 149L5 150V149H7V150H5V151H3ZM15 149H17V150H15ZM26 149V150H25ZM31 149V150H30ZM35 149H36V151H35ZM101 149V150H100ZM158 149V150H157ZM161 149V150H160ZM165 149V150H164ZM178 149H179V151H178ZM256 149V150H255ZM258 149H259V151H258ZM28 150H30L31 152H29ZM38 150V151H37ZM50 150V151H51ZM66 150V151H65ZM69 150V149H68ZM174 150V151H173ZM25 152V154L26 155H24L23 153ZM46 151V150H45ZM73 151H76V150H73ZM92 151H94L93 153H92ZM148 151V152H147ZM166 151V152H165ZM171 153H170V152ZM213 151V152H212ZM251 151V153L253 152V151H256L255 152V154H250L249 152ZM262 151V152H261ZM20 152V153H19ZM27 152H29L30 153V155H29V153H27ZM35 152V153H34ZM97 152V153H96ZM151 154H150V153ZM215 152H217L216 154H215ZM221 152V153H220ZM227 152H229V153H227ZM233 152V153H232ZM37 153V154H36ZM55 153V152H54ZM73 154H75V152H72ZM102 155H101V154ZM165 153V154H164ZM182 153V154H181ZM20 154V155H19ZM34 156H33V155ZM35 154L37 155V157L35 156ZM97 154V155H96ZM112 154V155H111ZM142 154V155H143ZM170 154H172V155H170ZM175 154V153H174ZM189 154V155H188ZM225 154V155H224ZM231 156L232 154H233V156H231V158L230 157H226V155L227 156H229V155ZM247 154H246V156H247ZM47 155V156H46ZM57 155V154H56ZM83 155V156H82ZM99 155V156H98ZM117 155V156H116ZM120 155V156H119ZM141 155V156H142ZM157 155V156H158ZM235 155H237V156H235ZM252 155V156H251ZM16 156V157H17ZM21 156V157H20ZM23 156H24V158H23ZM25 156H27V157H25ZM32 156H33V158H32ZM40 156V157H39ZM128 156V155H127ZM144 156V157H145ZM153 156H151V157H153ZM160 156V155H159ZM170 156H171V158H170ZM197 156V157H196ZM223 156V157H222ZM7 157H10V155L8 154V156L6 155L5 157H3V158H7ZM29 157L30 158H32V159H29ZM42 157V158H41ZM45 157H44V160H45ZM47 157H50L49 159H47ZM84 157V158H83ZM108 157V158H107ZM112 157V158H111ZM122 157V158H121ZM125 157V158H124ZM244 157V156H243ZM35 158V160H33ZM36 158H37V160H36ZM58 158H59V156H58ZM61 158V157H60ZM81 159V161L84 163H81V167H80V170H79V163L80 162H78L79 160L78 159ZM114 158V159H113ZM140 158V157H139ZM142 158H143V156H142ZM222 158H225V159H223L222 160ZM227 158V159H226ZM235 158V159H234ZM239 158V159H238ZM245 158V157H244ZM247 159H249L248 157H246ZM259 158V157H258ZM261 158V159H262ZM7 159H9V158H7ZM28 159H29V161H28ZM39 159V160H38ZM57 159V158H56ZM72 159H73V161H72ZM77 159V160H76ZM83 159V160H82ZM126 159V160H125ZM145 159H146V161H145ZM201 159V160H200ZM212 159V160H211ZM231 159V160H230ZM260 159V158H259ZM16 160H17V162H16ZM43 160V161H44ZM44 161V162H47V161ZM74 160H75V163H74ZM202 160H203V162H205V166L207 167V168H205V169H207V171L205 170L203 173L205 174L203 177H202V175H201V177H202V179H201V177H200V175H199V178H200V180H199V178H198V174H199V172L201 173V167H199L200 166V163L202 162ZM233 160H235V161H233ZM245 160V159H244ZM252 160V161H251ZM255 160V162H253ZM57 161H59V159H57ZM128 161V162H127ZM198 161H199V163H198ZM217 161V162H216ZM8 162H9V164H8ZM39 162H40V164H39ZM62 162H64V160L62 161ZM136 162V163H135ZM140 162L138 163V164H140ZM144 162V164H142ZM195 162H197L196 164H195ZM202 162V163H203ZM208 162V163H207ZM215 162H216V164H215ZM223 162V163H222ZM230 162V163H229ZM241 162V163H240ZM258 162V163H257ZM261 162H263L264 163V160L262 161L261 160ZM32 163V165H30ZM77 163V164H76ZM87 163V164H86ZM232 163V164H231ZM238 163H240V164H238ZM257 163V164H256ZM8 164V165H7ZM208 164V165H207ZM252 164V165H251ZM261 164V163H260ZM8 166V168L6 167V166ZM11 165L13 166V167H11ZM14 165H18V167H16V166H14ZM37 165V166H36ZM50 165H52V166H50ZM84 165V166H83ZM97 165V166H96ZM130 165H132L131 167H130ZM190 166V168L192 169H195L194 167L195 166H191V165H197L198 167H196L197 169H200V170H197V171H199L198 172V174H196L195 176L193 175V174H195L194 172V170L192 169H190L189 167H187V166ZM228 165V166H227ZM232 165V166H231ZM254 165V166H253ZM20 166V167H19ZM58 166V165H57ZM104 166V167H103ZM139 166V167H140ZM185 166H186V168H189V170H190V172L191 171H194V172H189V170L188 169H186V170H183V169H185ZM201 166H202V164H201ZM235 166V167H234ZM238 166V167H237ZM260 166V167H259ZM11 169H10V168ZM21 167V168H22ZM35 169H34V168ZM92 167V168H91ZM95 167V168H94ZM97 167H98V169H97ZM133 167H135L136 169H134ZM163 167V166H162ZM227 167H229V169L227 168ZM237 167V168H236ZM258 167V168H257ZM2 168V169H1ZM48 168V169H47ZM53 168V169H52ZM58 168V167H57ZM144 168V167H143ZM181 168H182V170H183V172L184 171H186V173H187V171H188V174L189 175H193V177H194V179H191V176L189 177H187L189 180L187 181L186 179H183V176L184 175H186V173L185 174H183L182 175V172H181ZM259 169V170H256V169ZM9 169V170H8ZM41 171H40V170ZM56 169V168H55ZM90 169V170H89ZM94 169V170H93ZM109 169V170H108ZM148 169V170H147ZM160 169V170H159ZM178 169H179V171L181 172L180 174L178 173L179 171H178ZM248 169V170H247ZM253 169V170H252ZM11 170V171H10ZM13 170V171H12ZM27 171L25 174H24V171ZM32 170V171H31ZM84 170V169H83ZM127 171L128 173H130V175L127 173V172H125V171ZM133 170H135V174H137L136 175V177L131 173V172H133ZM158 170H159V173H158ZM258 171V175L256 174L257 172L256 171ZM4 173H3V172ZM6 171V172H5ZM18 171V172H17ZM52 173V174H54L53 176H54V178L53 179H55V180H53L52 179V174L50 173V172ZM77 171V172H76ZM79 171V172H78ZM100 171H102L101 173H100ZM123 171L125 172V174H126V177H128V175H129V179L128 178H126L125 177V174L123 173ZM148 171V172H147ZM163 172V171H166V172H164V173H160V172ZM197 171H196V173H197ZM203 171V170H202ZM12 174H11V173ZM31 172V173H30ZM37 172H39V173H37ZM84 172V171H83ZM113 172V173H112ZM137 172V173H136ZM152 172H154L153 170H152ZM251 172V173H250ZM6 173H8V174H10V177H9V175L8 176H5V174ZM17 173L19 174L18 176H17ZM139 173V174H138ZM166 173V174H165ZM202 173V174H203ZM207 173V174H206ZM235 173V174H234ZM253 173H255L254 174V176H253ZM263 173V174H262ZM28 174V175H27ZM43 174V175H42ZM48 174V175H47ZM73 174V175H72ZM118 174H120V175H122V174H124V177L126 178H124L125 180H127L126 181V183H127V186L128 187H130V186H132L131 184L132 183H134L133 185H134V187L135 188H138L137 186H138V184L139 185H141L142 183H141V181L144 183V181H151V182H153L152 184L153 185H155L158 181V190L156 191V192H154V191H152L153 190V188H151L152 190H150V188L149 189H146L145 188V194L146 193H148L149 192V194H147V195H143V197H142V192L141 191H143L142 189H143V187H147L146 186V184L148 185V187H150V182H149V184L147 183V182H145L144 183V185L143 186H139V187H141V188H139V190H138V192H139V194H138V192L137 191H134V187H133V189L130 187V188H127L126 187V189L124 188V186H126L125 184V180L124 179H122L123 181H122V186L120 185V187H122V188H124V191H126V192H128V194H127V196H126V194L124 195L123 193L122 194H120L121 193V191H119V192H117L116 194H115V192L116 191H113V193H110L109 192V188L115 183L116 185L115 186H117V183L116 182H121L120 181V179H121V177L123 178V176H120V179L118 180V178H119V175ZM131 174H132V177H131ZM143 176H142V175ZM157 174V175H156ZM162 174V175H161ZM165 174V175H164ZM173 174L175 175V176H173ZM252 174V175H251ZM4 175V176H3ZM12 175V176H11ZM37 175H39L38 176V178L36 177ZM86 175V174H85ZM146 175V176H145ZM166 175H168V176H166ZM262 175V176H261ZM14 176V177H13ZM57 176V175H56ZM77 176L78 175H75L74 177H76L77 178ZM97 176V175H96ZM95 176V180L97 179V177ZM114 176H116V177H118L117 178V180L116 181H114V183L111 181L110 183H113L112 185H108V184H110L109 183V181L110 180H112V179H116V177H114ZM134 176V177H133ZM143 177L142 178V180H140V179H137V178H139V177ZM256 176V177H255ZM21 177V176H20ZM113 177V178H112ZM147 177H149V178H147ZM152 177V178H153ZM192 177V178H193ZM198 179H197V178ZM13 178V179H12ZM26 178V179H25ZM111 178V179H110ZM131 178V179H130ZM134 178H136L137 180H139L140 182H138L137 180H135V181H133V179ZM147 180H146V179ZM156 178H158V179H156ZM41 179V180H40ZM53 181H52V180ZM88 179V180H89ZM110 179V180H109ZM144 179V180H143ZM156 179V180H155ZM259 179V180H258ZM5 180V181H4ZM20 180V181H19ZM26 180V181H25ZM50 180V181H49ZM66 180H67V182H66ZM81 180V181H82ZM128 180H130L131 181V184H130V181H128ZM153 180V179H152ZM258 180V181H257ZM28 181V182H27ZM133 181V182H132ZM168 181V182H167ZM201 181V182H200ZM220 181H222V182H220ZM42 182V183H41ZM52 182V183H51ZM63 182V181H62ZM88 182H90L91 184H89V185H87V183ZM101 182V183H100ZM125 184H124V183ZM156 182V183H155ZM198 182V183H197ZM220 182V183H219ZM226 182V183H225ZM229 182V183H228ZM231 182V183H230ZM38 183V184H37ZM102 183H106L104 186H103V184ZM137 183V186L135 185ZM155 183V184H154ZM213 183V184H212ZM217 183V184H216ZM32 184V185H31ZM92 184H96V186H94V185H92ZM98 184V185H97ZM119 184V183H118ZM124 184V185H123ZM151 184V187L153 186ZM185 184V185H184ZM228 184V185H227ZM26 185V186H25ZM43 186V190H42V193H41V191H40V188H39V186ZM75 185V184H74ZM86 187H85V186ZM92 185V186H91ZM212 185H213V187H212ZM12 186V187H11ZM29 186V188H27ZM35 186H37V187H35ZM45 186V187H44ZM58 186V187H57ZM76 186H78V184L76 185ZM90 187V188H87V187ZM98 186V187H97ZM107 186H110V187H108V189H107V191L110 193V194H112V197H110L109 196V194H107L108 196L107 197H105L106 196V192H105V196H104V198H102V196H100L99 194L100 193H98V189L99 188H102L103 189V191H105L106 189H104V188H106ZM114 185L112 186V188H114L115 187ZM202 186V187H201ZM263 186V187H262ZM30 187H32L33 188V190H34V187H35V190H36V188L37 189H39V191H40V194L38 193V195H37V193H34V195H33V193H31V191L30 192H27V190L29 189L30 190ZM64 187V188H63ZM72 187V188H71ZM93 187L95 188V187H97V189L95 188V189H93ZM119 187V186H118ZM117 187V191L119 190V188ZM229 187V188H228ZM26 188H27V190H26ZM32 188H31V190H32ZM65 188H66V190H65ZM122 188L120 189V190H122ZM58 189V190H57ZM79 189V190H78ZM93 189V190H92ZM111 189V188H110ZM115 189H116V187H115ZM130 189H131V191L132 192H130ZM141 189V190H140ZM214 191H213V190ZM232 189V190H231ZM14 192H13V191ZM28 190V191H29ZM33 190H32V192H33ZM34 190V191H35ZM45 190V191H44ZM48 190V191H47ZM82 190V191H81ZM95 190V191H94ZM97 190V191H96ZM127 190H129V191H127ZM135 190H137V189H135ZM147 190V191H146ZM148 190H150V191H148ZM244 190V191H243ZM64 193H63V192ZM66 191L68 192V193H66ZM70 191V192H69ZM92 191V192H91ZM99 191H100V189H99ZM103 191L101 190V194L103 193ZM160 191V192H159ZM9 192V193H8ZM12 192L14 193V194H12ZM73 194H72V193ZM97 192V193H96ZM107 192V193H108ZM133 192H135V193H133ZM59 193V194H58ZM71 193V194H70ZM130 193H133V194H135L134 196L135 197H137L136 196V193L138 194V195H140V196H138V197H140V199H141V197L142 198H145L146 199V197L145 196H151V194L153 193V196L155 197V200L157 201L156 202V206L154 207V209H153V211H151L150 209H146V207H145V202H143V204L141 205V203L140 202H142V201H146L147 202V205H148V201L147 200H145V199H138L139 201L137 202V198H133L134 196L132 195V194H130ZM140 193H142V194H140ZM239 193H240V195H239ZM68 194V195H67ZM76 195L77 194V196L74 198V196L73 195ZM118 194H120V196L122 197H117L118 196ZM133 196L132 198H133V200H131L130 202H128V204L126 205V203H127V201H129V200H125L124 201V196H126V199H128L129 197L128 196ZM63 195V196H62ZM69 195H71V196H69ZM104 195V194H103ZM114 195H116L115 196V198H114ZM204 195V196H203ZM71 199H70V198ZM110 197V198H109ZM60 198V199H59ZM66 199V200H65ZM71 201H70V200ZM135 199V200H134ZM65 200V201H64ZM69 200V201H68ZM103 200V201H102ZM121 200H123V201H121ZM87 201V202H86ZM135 201V202H134ZM105 202V203H104ZM124 202V203H123ZM136 202H137V204H139L140 205V207L136 204ZM3 203H4V205H3ZM132 203V204H131ZM8 204V206H6ZM133 204H135L134 205V207L132 206ZM3 205V206H2ZM123 205V206H122ZM131 206V207H129L131 210H128L127 209V207H124V206ZM2 206V207H1ZM9 206H11V207H9ZM4 207H5V209H4ZM8 207L9 208H11V209H8ZM14 207V208H13ZM144 207V208H143ZM160 207V208H159ZM124 208H125V210H124ZM134 208V209H133ZM144 209V210H142V209ZM148 208V207H147ZM162 208V209H161ZM23 211V210H25L24 211V213L23 214H21L20 212H21V210ZM133 209V210H132ZM137 209V210H136ZM146 209V210H145ZM152 209V208H151ZM2 210V211H1ZM128 210V211H127ZM12 211H15V212H12ZM146 211V212H145ZM150 211V212H149ZM157 212V215H156V212ZM3 212V213H2ZM153 212V213H152ZM9 213V214H8ZM155 213V214H154ZM27 214V215H26ZM34 214V215H33ZM153 214V215H152ZM159 214V215H158ZM162 214V215H161ZM20 216H21V218H20ZM22 216H23V218H22ZM156 216H157V218H156ZM233 216V217H232ZM2 217H0V218H2ZM18 217V218H17ZM8 217H6V219H7ZM44 219V220H42V219ZM200 218V219H199ZM207 218V219H206ZM226 218V219H225ZM232 218H234V219H232ZM9 219H12L11 217L9 218ZM9 219H7V221L9 220ZM54 219V220H53ZM76 219V220H75ZM1 220V219H0ZM3 220V219H2ZM27 220V219H26ZM67 220V221H66ZM80 220V221H79ZM5 218H4V223H5ZM12 221V222H13ZM21 221V220H20ZM37 221V222H36ZM50 223H49V222ZM69 221H71V222H69ZM73 221H74V224H73ZM76 221V222H75ZM2 221H1V223H3ZM10 222V221H9ZM9 222H7V223H9ZM10 223V225H12L13 223ZM22 222V221H21ZM36 222V223H35ZM63 222V223H62ZM229 222V223H228ZM246 222V223H245ZM0 223V224H1ZM7 223H6V225H7ZM40 223V224H39ZM44 223V224H43ZM201 223V224H200ZM221 223V224H220ZM21 223L19 222V224L17 225V221L15 222V225H16V228H17V226H20L18 229L19 230H23L22 229V227H24V226H22V224L20 225ZM39 224V225H38ZM66 224H63V225H65L66 226ZM207 224V225H206ZM234 224V225H233ZM14 225V224H13ZM57 225V226H56ZM72 225H71V227H72ZM87 225V226H86ZM91 225V226H90ZM123 225V226H122ZM193 225V226H192ZM210 225V226H209ZM3 226H5V224H2V227ZM66 226V227H67ZM112 226V227H111ZM126 226H128L129 228H131V229H129L128 227H126ZM199 226H201V227H199ZM1 227V228H2ZM6 227V226H5ZM4 227V228H5ZM7 227H8V225H7ZM10 227V226H9ZM33 227V228H32ZM35 227H37V228H35ZM39 227H41L40 229H39ZM45 227H46V229H45ZM75 227V226H74ZM79 227V228H78ZM86 227V228H85ZM109 227H111V228H113L112 230H114L115 231V229H117L116 231H118L119 230V232L121 233V235H126L127 233H129V234H127L126 236H127V239H128V237H129V239L131 238L130 236L132 235L133 237L134 236H136V239L134 238L133 239V237H132V239H128V241L126 240L124 243H123V241H120V240H117L116 239V237H115V235L113 234L114 232L112 231V238H110L109 236H111V235H109L108 236V234H107V232L106 231H108V228ZM198 227H199V229H198ZM218 227V228H217ZM242 227V228H241ZM4 228H2L1 230H0V234L2 235V236H5L6 237V235H8V234H14L13 236H16V237H13L12 235H11V237L13 238H11L10 237V235H9V237L8 238H5V237H2L1 235H0V248H2V249H0V251H1V253H2V251L4 250H6V246H8L9 245V248L11 247L10 246V244H16V245H20L21 243H22V245L21 246H23L22 247V249L20 250V248H18V251L17 250H14V251H17L16 253H17V255L18 256H21V253L19 252V251H22L23 250V248L25 247V246H28V245H26L25 243H24V236L26 235H22L21 236V231H19V230H17L18 231V233H15V232H17V231H14V233H13V231L11 230V228H15V226L14 227H11L10 228V230H11V232L10 233H8V232H6V235H4V233L5 232H2V230H4ZM25 228H27V225L25 226ZM48 228H50V229H48ZM110 228V229H111ZM115 228V229H114ZM215 228V229H214ZM220 228H223L224 229V232H223V229H221V231H220ZM48 229V231L47 232H49L50 230H52V232L49 234V233H47L46 232V230ZM61 228H59V230H60ZM79 229V230H78ZM81 229V230H80ZM122 229V230H121ZM125 229H127V230H125ZM209 229H210V231H209ZM218 229V230H217ZM25 230V229H24ZM24 230H23V233H24ZM41 230H42V234L41 235H39L40 233H41ZM99 232H98V231ZM148 230V231H147ZM249 230V231H248ZM4 231H6V230H4ZM111 231H108V232H110L111 233ZM126 231H127V233H126ZM129 231V232H128ZM133 231V232H132ZM196 231V232H195ZM241 231V232H240ZM101 232H102V234H101ZM106 232V233H105ZM118 232V233H119ZM131 232V233H130ZM134 232H135V234H134ZM140 232V233H139ZM214 232V233H213ZM222 232V233H221ZM236 232V233H235ZM8 233V234H7ZM55 233H57V231L55 232ZM91 233V234H92ZM97 233H99V235L101 234V235H103V238L104 239H106L107 237L106 236H108L109 238H107L108 239V241H110V242H108L107 241V243H105L106 241L103 239V241H102V239L101 240H99V238H101L102 236L100 235V237H99V235H97ZM123 233H126V234H123ZM133 233V234H132ZM145 233V234H144ZM218 233V234H217ZM17 234V235H16ZM19 234V235H18ZM89 234H90V232H89ZM144 234V235H143ZM225 234V235H224ZM43 235H45V236H43ZM170 235H172L171 237L173 238V237H175L174 238V241H173V239H171V237H168V236H170ZM178 235H179V237H178ZM201 235V236H200ZM207 235H208V237H207ZM232 235V236H231ZM235 235V236H234ZM251 235H252V237H251ZM18 236V237H17ZM23 238V240H22V238ZM36 236V237H37ZM41 236H43V237H41ZM105 236V237H104ZM116 236H117V234H116ZM149 236V238H148V240L150 239L151 240V244H149V242H146V241H148V240H146L145 239V237H148ZM151 236V237H150ZM152 236H153V238H152ZM177 236V237H176ZM226 236H227V238H226ZM229 236V237H228ZM245 236V237H244ZM31 237V238H30ZM79 237V238H78ZM85 237H83V238H85ZM115 238V242H116V244H115V242L114 241H112V239H114ZM232 237L234 238V240H236V242H237V240H238V245H239V249H233V248H229L230 247V245H229V243L230 242H232V241H234L233 239H232ZM5 238V239H4ZM14 238H16V239H14ZM26 238V239H27ZM78 238V239H77ZM82 238V239H83ZM256 240H255V239ZM3 239H4V241H3ZM8 240V241H6L5 242V240ZM38 238H36L35 240H37ZM106 239V240H107ZM155 239H156V241H155ZM163 239V240H162ZM166 239H168L167 241H166ZM184 239V240H183ZM225 239H230L229 241L228 240H225ZM12 240V241H11ZM18 240V241H17ZM34 240V239H33ZM32 240V241H33ZM34 240V245H35V241ZM39 240V241H40ZM79 240V241H78ZM85 240V239H84ZM119 241V242H117V241ZM140 240V241H139ZM142 240V241H141ZM160 240H161V242H160ZM171 242H170V241ZM225 240V241H224ZM255 240V241H254ZM258 240V241H257ZM3 241V242H2ZM13 241H14V243H13ZM17 241V242H16ZM39 241L37 240V242L39 243ZM74 241V242H73ZM76 241V242H75ZM83 241V240H82ZM105 241V242H104ZM183 241V242H182ZM1 242H2V244H1ZM8 242L10 243V244H8ZM19 242H21V243H19ZM37 242H36V244H37ZM40 242H42V241H40ZM55 242V241H54ZM111 242H113V245H111ZM137 242H138V246H137ZM139 242H140V244H139ZM144 242V243H143ZM181 242V243H180ZM217 242V243H216ZM255 242H259L260 244H259V247H255L254 246V243ZM4 243V244H3ZM49 243V245L52 247H54V245H55V243H54V245L53 244H50ZM96 243H97V245H96ZM99 243V244H98ZM123 243V244H122ZM132 243H134V244H132ZM156 243H158V244H156ZM168 243H170V244H168ZM177 243V244H176ZM185 243H187V244H185ZM222 243H223V245H222ZM225 243V244H224ZM5 244H6V246H5ZM39 244H41V243H39ZM43 244V243H42ZM75 244V245H76ZM142 244H144V245H142ZM147 246H146V245ZM163 244H165V246L163 245ZM175 244V245H174ZM183 244V245H182ZM221 244V245H220ZM3 245V246H2ZM16 245H14V249H16L17 247H16ZM18 245V246H19ZM106 245V246H105ZM108 245H110V246H108ZM114 245H116V246H114ZM120 245V246H119ZM122 245V246H121ZM126 245V246H125ZM136 245V246H135ZM152 245H154V249H153V246ZM173 246V247H171V246ZM190 245V246H189ZM228 245V246H227ZM13 246V245H12ZM43 246V245H42ZM47 244H45V246H43L44 248H46V251H44L43 250V248L41 247V246H37L36 245V249L34 250V254H33V252L31 253V255H35V253L37 252V251H39V249L41 250L42 249V252L40 251V254H39V252H37L36 254H39V255H42V253L43 254H47L48 252H49V250L48 249H50V247L49 246H47ZM98 246H99V248H98ZM102 246V247H101ZM117 246H118V249H120V253H119V250H117L116 248H117ZM160 246H162V247H160ZM182 248H181V247ZM217 246V247H216ZM245 246V247H244ZM4 247V248H3ZM20 247V246H19ZM49 247V248H48ZM52 247V248H53ZM148 247H151L150 248V250H149V248ZM158 248V250H156L157 248ZM160 247V248H159ZM185 247V248H184ZM8 248V250H10ZM13 248V247H12ZM11 248V249H12ZM37 248H39V249H37ZM51 248V249H52ZM92 248L94 249V250H92ZM98 248V249H97ZM156 248V249H155ZM167 248V249H166ZM227 248V249H226ZM230 250H229V249ZM242 248V249H241ZM243 248H246V249H243ZM248 248V249H247ZM112 249V250H111ZM185 249H187V250H185ZM37 250V251H36ZM91 250H92V252H91ZM101 250V251H100ZM114 250V251H113ZM118 252H116V251ZM181 250V251H180ZM48 251V252H47ZM51 251V250H50ZM113 251V252H112ZM179 251L181 252V253H179ZM234 251H235V253H234ZM238 251H240V253L238 254ZM242 251V252H241ZM245 251V252H244ZM6 252V251H5ZM8 252V251H7ZM9 252H11V250L9 251ZM8 252V253H9ZM12 252H13V249H12ZM18 252L20 253V255L18 254ZM94 252H98L97 254H94ZM101 252V253H100ZM177 252V253H176ZM220 252V253H219ZM233 252V253H232ZM50 253V252H49ZM48 253V254H49ZM76 253V252H75ZM99 253L100 254H102L101 256L99 255ZM126 253H127V256H126ZM230 253V254H229ZM242 253V254H241ZM4 252H3V256H4ZM12 254H14V252L12 253ZM8 255V256H11V257H13L14 258V256L13 255ZM94 254V255H93ZM109 254V255H108ZM180 254V255H179ZM233 254V255H232ZM235 254H237V255H235ZM6 255H7V253H6ZM6 255L3 257V256H1L2 258H1V260H0V264H8L9 263V260H10V258H9V260L7 259L8 257H6ZM15 255V257L17 256L16 254H14ZM28 255V254H27ZM72 255H73V258H72ZM78 255H81V254H79L78 253ZM77 255V256H78ZM99 255V256H98ZM131 255V256H130ZM146 255H148L147 257H146ZM234 255H235V261L234 260H229L228 259V257L229 258H234ZM252 255V256H251ZM18 256L16 257V258H18ZM98 256V257H97ZM105 256V257H104ZM118 256V257H117ZM126 256V257H125ZM153 256V257H152ZM156 256V257H155ZM220 256V257H219ZM232 256V257H231ZM242 256V257H241ZM253 256H256L255 258L256 259H254V257ZM5 257H6V259H5ZM124 257V258H123ZM258 257V258H257ZM4 258V259H3ZM16 258H14L15 260H17ZM20 258H22V257H20ZM144 258V259H143ZM221 258V259H220ZM223 258H225V260L223 259ZM246 258V259H245ZM60 259V260H59ZM118 261H117V260ZM227 259H228V261H227ZM252 259H254V260H252ZM260 261H259V260ZM6 260V261H5ZM8 260V261H7ZM14 260V264H22V261L21 260H19L18 259V261H15ZM128 260V261H127ZM144 260V261H143ZM5 261V262H4ZM11 262H13L12 261V259L10 260ZM19 261H21V263L19 262ZM56 261V262H55ZM68 261H69V263H68ZM84 261H86L85 263H84ZM207 261V262H206ZM217 261V263H215ZM224 261V262H223ZM233 261H234V263H233ZM255 261V262H254ZM8 262V263H7ZM16 262V263H15ZM123 262V263H122ZM132 262V263H131ZM144 262V263H143ZM203 262V263H202ZM243 262V263H242ZM11 264V263H10ZM24 264V263H23ZM38 264H40V263H38ZM47 264V263H46Z\"/></svg>",
    "mask_w": 264,
    "mask_h": 264
},
{
    "label": "bare ground",
    "instance_id": "obj_2",
    "mask_svg": "<svg viewBox=\"0 0 264 264\" xmlns=\"http://www.w3.org/2000/svg\"><path fill=\"white\" fill-rule=\"evenodd\" d=\"M7 1H8V0H7ZM20 1H21V0H20ZM55 1L58 2V3H57L58 5L54 3ZM65 1H66V0H65ZM65 1H63V0L60 1V2H64V3H61V4L59 3L58 0L47 1L48 4L52 2L51 4H52V6L54 5L55 8H53V9L51 8V9H52V12H48V8H47V10L44 9V10H45V11H44V12H45L44 14H43L42 11H40V14L38 13L39 16L41 15L40 18H43V21H44V20H46L45 18H48V17H49L48 15H47V17L45 16V15L47 14V12H48L49 15H50V13L53 14L52 16H50V19H47V20L49 21V22H48V27H49V25L51 26V28H50L51 31H50V30H49V31H50V32H52V30L54 31V32H53V33H54V35H53L54 37H56V36H55V33H56V34H59V33L63 32L62 34H65L66 36L69 35V37L71 36V38L73 39V41H75L74 39H77V37H78L77 41L79 40L78 42H82V43H84V42L87 40V42H85V44H87L88 47H89V43H90V42H93L94 40H96L95 37L98 38L97 40H99V39L104 40V41L106 40L105 42H106V44L108 45V46H107L108 49L110 48V50H111V48H112V50H113V49L115 50V55H112V59H113V56H114V57L117 56V58H119V60L121 59L120 61H124L123 63L121 62V65H122V66H121V68H120V69H121L120 72H119V69H118V70H117V69H114V71H112V72L114 73V74H112V75L115 76V77L117 76V74H118V72H119L118 75H119V79H120V81L122 80V76H123V77L127 76V73H130V71L128 72V70H130L133 66H135V65H134V61H133V57L136 56L135 54H137L136 52L139 51L140 48H141V50H140L139 53H138V55H139L138 59H140V57L145 56V54H146V52H147L148 50H153L152 53H151L150 51L147 52L149 57H152L153 54L156 55V52H157V55H156V56H158V55L160 54L161 57H159V58H161V59H159L158 57H157V58H158V59H157V58L155 57L156 60H155V58H154L153 61H152V58H153V57H152V58H149V57L147 58V56H146L145 58L143 57V59H145L146 62H145V60L141 61V62H143V63H147V62L150 61V62H149V63H150L149 65H151V66L153 65L154 71H153V69H151V70H152V72H153L154 75L150 72L151 70L148 71L149 74H148V73H146V74L148 75V77L151 76L150 74H152V76H151V77L153 78L152 83H153L154 81H155V82H158V81H159L158 76H160V75L162 76V74H163V72H164V71H163L164 69L166 70L167 67H172V66H174V64L176 65V67H175L176 70H177L179 67L182 68V66H180V65H181L180 63H181V62H184V63H185V60H187V59L189 58V57H188V54H187L188 52H186V49H187V48H185V51L182 53V50H184V48H183L184 45H183V46H180V45L183 44L182 42H183L184 40H185V41L188 40L189 45H190L191 42H193L194 46L197 45L198 47H201L202 49H203V48H206V53H208V51H207V50H208L207 47L209 48V50H210L211 48L213 49L212 46H214V43L217 42L218 39H219V42H220L221 37H219V36H220V33H219V32H220V31H223V32H224V31L226 30L225 27L222 28V29H225V30H221V27L224 26L223 24H222L223 26H221V21H220V25H219L218 23H215V21H216L217 19H216V20H213V21H214V24L211 22L212 19L216 18L217 15H215V14H216L217 12H216V13H215V11L212 12L211 9H210V10H209V9L207 10L206 8L204 9L203 7H206V6H203L204 2H202L201 0H188V1H190V5H189L190 7L188 8V6H187L188 9L185 10L186 12H185V11H182V10H178V9H177V6H176V8H173L174 5L171 7L170 10L173 12V14H174V12L176 11L175 9H177V11H178V12L176 11L177 13H180V12L182 11V12H181L180 14H178V15H184V16H185V14H186V15L188 16V13H189V14H191V13L194 14L193 16H194V19H195V20L191 18L192 20H194V22L196 21V18H197V17H198V19H200L199 21H198V19H197V23L195 22L196 25H195V23L192 24V23H191V20H189L190 23H188V22L184 19V21H186V22H183V24H182L183 27H182L181 25H179V24H176V25L173 24V25H174V26H173L172 23H173L174 21H176L177 23H178V21H179V23L181 24V23H182V22H181L182 18H180V19L178 20V16H177V18H173L174 15H171V14H172L171 11H169L168 16H166L167 12H166V11L164 12L166 18H167V17L169 18V19H168V22H166L167 25L170 24V25H172L171 27H174L173 29L171 28V30H172V32H173V34H174V36H173V34H171L172 37L174 38V41H173L172 37L169 35L171 38L168 37V38H170V39H168L167 42L170 41V40L172 39L171 41H173V42L175 43L176 46L179 45V47L176 48V46L174 45V43L172 44V42H169L168 46L170 47V44H171L172 47H170V49H173V50H170L169 47H168V49L165 48L166 50H164V49H162V46L160 47L159 45H155V44L157 43L156 40H155V41L152 40V42H151V39H150V38H147V37L145 36V38H147V41H148L149 45L151 46L152 43H154V45L152 46L153 48H152V47H146V46H148V43H145L144 41H142V42L145 43V44H143V45H145V47H143V48H144L146 51H144V49H142V46H143V45H142V44H138V43H137V40H136L134 37H133V38H134V40H136V41H135L136 43L133 41V39L129 41L130 38H128V37H124V36H125V35H124L125 32L123 33L124 36H123L122 34H120V32L116 29V26H118V25L112 23L113 25H115V27L112 26V28L110 27V25L108 26L107 23H105V25H103V22H106V20H105V21L102 20V21H103V22H102L101 19H102V18L104 19L106 16H109V17H110L111 14H112V12L116 10V9L111 8V7L108 5V4L112 5L111 3H109L110 1H109V2L106 1L107 3H105V2H104L105 0H103V1L98 0V1H100V2H102V3L98 2V1H97L98 3H97V2L93 3V2H91L92 0H89V1H90V4H89V3H87V0H83L84 3L82 2V0H81V1L79 0V2H77L76 0H74V1L71 0V1H72V4L75 3V1L77 2V4H78V3H82V4H81V7H79V4L77 5L76 3L73 4V5H74L75 7H76V5H77L79 9H83V10L85 11V12H84V11L82 10V11L84 12V14H83V13L81 12V10H80V15L82 14L84 17H83L82 15H81V16H80V15L78 16V17H80V20H83V21H79V18H78V21H79V23H78V24H79L78 27L80 26V30L83 29V30H82V33H81V31L76 32L77 29L75 30V28H74V26H76L75 24H77V22H76V21L73 22V21L67 20V18H66V20L69 21V23L66 21V22L64 23V26H65V24H66L68 27L65 26V28L67 27L68 30H66V29L61 30V29L63 28V26H62V28H59L58 31H57V28H58V27H55V30H54V28H52L53 26H55V24H54V22H53L54 20L51 21V19L54 18V17L57 18L58 15H55V14H57V12L55 13V11H53V10L59 11V12H58L59 16H64V13H66V12L68 13V12L70 11V9H69L70 6L67 5V3H66V5H64V4H65ZM68 1H70V0H68ZM71 1H70V2H71ZM89 1H88V2H89ZM93 1H96V0H93ZM112 1L114 2V0H112ZM125 1H126V0H125ZM133 1L135 2V0H133ZM139 1H140V0H139ZM158 1H159V0H158ZM167 1H169V0H167ZM170 1H171V2H170ZM170 1H169L168 3H170V5H171V3H173V2H172L173 0H170ZM174 1L177 2L176 0H174ZM182 1H183V0H182ZM186 1H187V0H186ZM188 1H187V2H188ZM197 1H198V2H197ZM22 2H23V1H22ZM40 2H41V0H40ZM45 2H46V1H45ZM66 2H67V1H66ZM70 2H69V4H71ZM85 2H86V3H85ZM162 2H163V4L165 5V8L169 10L170 5H168V3H167V5H166V4L164 3V1H162ZM179 2H181V1H179ZM225 2H226V1H225ZM1 3H2V2H1ZM16 3H17V2H16ZM18 3H19V2H18ZM18 3H17V5H18ZM26 3H27V1H26ZM26 3H25V4H26ZM41 3H42V2H41ZM53 3H54V4H53ZM91 3H93V4H91ZM99 3H100V7H97V8H96L95 6H96V5L98 6ZM148 3H149V2H148ZM154 3H155V2H154ZM238 3H239V2H238ZM2 4H3L2 6H5V5H6V6H5L6 8H8V7L11 5L10 2H9L8 4L3 2ZM4 4H5V5H4ZM48 4H47V5H48ZM83 4H85V5H84L85 7H82ZM87 4H88V5H91V6H89L90 9L88 8V5H87ZM114 4H115V3H114ZM173 4H174V3H173ZM177 4H178V2H177ZM188 4H189V3H188ZM188 4H187V5H188ZM201 4H202V5H201ZM92 5H93L94 7H92ZM125 5H126V6L128 5V7H130V4H126V3H125L124 5H122L123 7H121V4H119V5L117 4V6H119V8H120L119 12L121 11V13H124V12L127 10L126 12L128 13V16H127V14H126V18H125V19H127V17H128V18L130 17V16H129V13H130V14L133 13V15H131V17H133L134 14L137 13V12H135V11H137V8H138V7H137L136 5H135V6L133 5L134 7H133V8L130 7V8H132L133 10H135V9H136V10H135V11L132 10L133 12H131V11L129 12L128 9H130V8L124 7ZM175 5H176V3H175ZM178 5H179V4H178ZM48 6H49V5H48ZM117 6H116V8H118ZM140 6H141V5L139 4V7H140ZM185 6H186V3H185ZM17 7H18V6H17ZM50 7H51V6H50ZM66 7H67V10L69 9L68 11H65ZM75 7H71V9H72V8L75 9ZM112 7H114V5H112ZM136 7H137V8H136ZM141 7L144 8L143 5H142ZM150 7H151V6H150ZM153 7H154V6H153ZM156 7H157V6H156ZM167 7H168V8H167ZM22 8H23V7H22ZM25 8H26V7H25ZM45 8H46V7H45ZM92 8L97 9V10H96V11L98 12L97 14H100L99 17L102 16L101 19H99L98 16H97L98 18L96 17L97 14H96V15L94 14V15L90 16V17H91V18L89 17L90 19H89V18H86V16H85L86 10H85V9H88V10H90V11H93ZM114 8H115V7H114ZM119 8H118V9H119ZM125 8H126V9H125ZM157 8H158V7H157ZM163 8H164V7H163ZM207 8H208V7H207ZM18 9H19V8H18ZM23 9H24V8H23ZM51 9H50V10H51ZM95 9H94V10H95ZM140 9H141V8H140ZM144 9H145V8H144ZM148 9H149V8H148ZM153 9H154V8H153ZM166 9H165V10H166ZM172 9H173V10H172ZM179 9H180V8H179ZM181 9H183V8H181ZM184 9H186V8H184ZM0 10H1V9H0ZM15 10H16V7H15ZM19 10H20V9H19ZM28 10H29V9H28ZM50 10H49V11H50ZM76 10H77V9H76ZM142 10H143V9H142ZM162 10H163V9L160 8V11H161V12H163ZM20 11H21V10H20ZM30 11H31V10H30ZM63 11H65V12H63ZM123 11H124V12H123ZM139 11H141V10H138V12H139ZM145 11H146V10H145ZM158 11H159V10H158ZM160 11H159V12H160ZM188 11H189V12H188ZM41 12H42V13H41ZM62 12H63V13H62ZM75 12H76V11H75ZM117 12H118V11H117ZM117 12L115 11V14H116V15H118ZM119 12H118V13H119ZM134 12H135V13H134ZM147 12H148V11H147ZM147 12H145V14H146V16H145V21H146L145 24H146V28L149 27V26L151 27V25L157 21L156 24H153V25H155L154 27H156V28H154L153 25H152V27H151L152 29H156V31H157V29H160L161 26H162V21H161L162 19H161V16L159 15V18H158V19L155 18V19H157V20H155V22L151 23L152 19H154V18H153V14H154V13L149 12L150 14H151V13H152V14H151V17H150V15H148V16H149V17H148V16H147ZM159 12H157V11L155 10V13L158 14ZM183 12H185V14H184ZM218 12H219V10H218ZM2 13H3V12H2ZM24 13H25V14H26V13L28 14V12H24ZM54 13H55V14H54ZM94 13H96V12H94ZM121 13H120V14H121ZM141 13H143V12H141ZM149 13H148V14H149ZM177 13H176V14H177ZM214 13H215V14H214ZM228 13H229V12H228ZM3 14H4V13H3ZM11 14H13V13H11ZM86 14H87V13H86ZM143 14H144V13H143ZM145 14H144V15H145ZM159 14H161V13H159ZM164 14H162V15H163L164 19H166L165 16H164ZM192 14L189 15V17L192 16ZM196 14H197V15H196ZM219 14H221V13H218V16H217V17L222 18V17H220ZM222 14H223V13H222ZM222 14H221V16H222ZM229 14H230V13H229ZM22 15H23V14H22ZM28 15H29V14H28ZM33 15H35V14H33ZM54 15H55V16H54ZM71 15H73V14L71 13ZM123 15H124V14H123ZM144 15H143V17H144ZM225 15H226V14H225ZM1 16H2V17H1ZM8 16H9V14H8ZM8 16H5V14H4V15H0V17L2 18V19L0 18V20H1V21H0V22H1V25H2V20H3V19L5 20V19H6L5 17H8ZM39 16H38V17H39ZM42 16H43V17H42ZM44 16H45V17H44ZM94 16H95V17H94ZM154 16H155V15H154ZM169 16H170V17L172 16V22L170 21L171 18H170ZM187 16H186V17H187ZM226 16H227V15H226ZM233 16H234V15H233ZM3 17H4V18H3ZM18 17H19V18H18ZM21 17H23V19H24V16H16V18L13 16L12 19H15V20H14V21H15V22H14L15 24L18 23V19H21L20 22L18 23V24H20L21 21L23 20ZM30 17L32 18L33 16H30ZM34 17H35V16H34ZM69 17H70V16H69ZM93 17L95 18L94 20L92 19ZM109 17H106V18L110 19ZM112 17L114 18V14H113ZM135 17H136V16H134L133 18H135ZM147 17H148V18H147ZM156 17H157V16H156ZM174 17H176V15H175ZM180 17H181V16H180ZM231 17H232V16H231ZM231 17H229V18L231 19ZM8 18H10V16H9ZM8 18H7V19H8ZM17 18H18V19H17ZM28 18H29V17H28ZM31 18L27 20L26 17H25L24 20H26V21L23 20V21H24L23 23H25V27L23 26L24 24H23V25L20 24L21 26H20V25H19V26L16 25L17 27H19V28H17V30H21L20 28H23V27H24L25 29H27V30L29 31V29H28L29 27L26 28V22L30 20L28 23L31 22L32 25H33V23H34V25L36 26V28H35V26H32V25L28 24V26L31 27L30 29H32V30L35 29V30H34L35 32H36V29H37V32H38V33L36 32L37 35H39V33H40L39 31H40L41 29H42V30L44 29L43 31H44V33L46 34V32H45V27H42V28H41V26H43V24L40 23V25H39V26H40V29H38V28H39V26H38V22L41 21V19H40V18H37V19H39V21L36 22V23H37V25H36L35 22H33V21H36V20H35L36 17L34 18V20H31ZM59 18H60V17H59ZM113 18H111L110 20H112ZM117 18H118V17H117ZM136 18H137V17H136ZM146 18H147V19H149V18L151 19V18H152L150 21L148 20V22H150V23H149L150 25L148 24L149 26H147V19H146ZM224 18H225V17H224ZM234 18H235V17H234ZM16 19H17V21H16ZM54 19H55V18H54ZM108 19H107V20H108ZM143 19H144V18H143ZM164 19H163V21H164V22H163V23H164L163 25L165 26V20H164ZM186 19L188 20V19H190V18H186ZM8 20H9V19H8ZM47 20H46V21H47ZM74 20H75V19H74ZM86 20H87V21H86ZM88 20H89V21H88ZM114 20H115V19H114ZM119 20H120V19H119ZM119 20H117V22H118ZM121 20L124 21L123 19H121ZM137 20H138V18H137ZM140 20H141V19H140ZM158 20H159V22H161V23H158ZM219 20H220V19H219ZM239 20H240V19H239ZM5 21H6V20H5ZM10 21H12L11 18H10ZM43 21H41V22H43ZM84 21H85V22H84ZM135 21H136V20H135ZM153 21H154V20H153ZM226 21H227V20H226ZM242 21H243V20H242ZM247 21H248V20H247ZM12 22H13V21H12ZM12 22L10 23V25L13 26L14 23L12 24ZM51 22H52V23H51ZM101 22H102V23H101ZM107 22H109V21H107ZM110 22H111V21H110ZM113 22H114V21H113ZM128 22H130V20H129ZM136 22H137V21H136ZM139 22H140V21H139ZM192 22H193V21H192ZM208 22H209V23H208ZM217 22H218V21H217ZM3 23H6V22H3ZM43 23H44V22H43ZM45 23H46V22H45ZM67 23H68V24H67ZM70 23H71V24H70ZM73 23H74V26L72 25ZM114 23H116V21H115ZM124 23H126V22L124 21ZM124 23H123V25H124ZM185 23H188L187 27H186ZM236 23H237V22H236ZM254 23H255V22H254ZM256 23H257V21H256ZM259 23H260V22H259ZM261 23H262V22H261ZM51 24H52V25H51ZM69 24H70L71 26H73V30H74V32H75V34H74L75 36L73 35L74 32H72V31H73V30H71L72 27L70 28V25H69ZM135 24H136V23H135ZM157 24H158V25H157ZM190 24L193 25V27H196L194 30H196V29L198 28L199 30H201V31H203V32L206 31L205 33L210 32L211 29H209V28H212V29H213V31H212L213 33L210 32L208 35L205 34V33H202V34L200 33L199 36H198V34H197V35H194V32H196V31L193 30V31L191 32V29H192L191 27H192V26H191ZM197 24H199L198 27H197ZM210 24H211V25H210ZM212 24H213V25H212ZM250 24H251V23H250ZM262 24H263V23H262ZM1 25H0V26H1ZM7 25H8V24H7ZM56 25H57V24H56ZM119 25H122V24H119ZM123 25H122V26H123ZM126 25L129 26V23H127ZM136 25H137V24H136ZM160 25H161V26H160ZM236 25H237V24H236ZM248 25H249V24H248ZM251 25H252V24H251ZM5 26H6V25H5ZM5 26H3V28H6ZM16 26H15V29H16ZM44 26H45V25H44ZM107 26H108V27H107ZM137 26H138V25H137ZM164 26H163V27H164ZM168 26H169V25H168ZM190 26H191V27H190ZM209 26H210V27H209ZM229 26H230V25H229ZM232 26H233V25H232ZM259 26H261V25H259ZM33 27H34V29H33ZM46 27H47V26H46ZM59 27H61V25H60ZM87 27H88V28L90 27L89 29H92V30H93V35H91V34H92V32H91L92 30L90 31V33H89V35H88V31H89V30H86V29H88ZM109 27H110V28H109ZM113 27H114V29H113ZM124 27H125V26H124ZM126 27H127V26H126ZM159 27H160V28H159ZM163 27H162V28H163ZM227 27H228V26H227ZM246 27H248V30H246V32H245V33H247V34H246L247 37L244 36V38H243L242 35H241V37H240V35H237V38H238V39L235 40V42L233 41L234 39L230 37V41H231V40L233 41V44H232V45H234L233 47L236 48V49H234V50H235V53L237 54V55H236V56H237V59H236L234 65L232 64V72H233V73L231 74L232 76H233V74H235L234 76H236V74H238L237 72H242V71H243V70H242V69H243L242 66L244 65V64H243L244 62H243L242 60L246 58V57L242 58V56H243V54H244L243 52L245 51V50H243V49H244L243 47H245V45H248V43H250V42H252V43H253V41L256 42L255 40L259 41L258 39H261V40L264 41V30L262 31L263 33L261 32V33H259V34H258V33L256 34V32H255L253 29H252L253 32H252L251 30H249V26H246ZM246 27L243 28V29L245 30ZM251 27H252V26H250V28H251ZM1 28H2V27H1ZM7 28H8V27H7ZM13 28H14V27H13ZM76 28H77V26H76ZM118 28H119V27H118ZM138 28H139V27H138ZM151 28H148V30L151 29ZM162 28H161V29H162ZM232 28H233V27H232ZM234 28H235V27H234ZM238 28H239V27H238ZM238 28H237V29H238ZM241 28H242V26H241ZM263 28H264V27H263ZM11 29H12V27H11ZM166 29H168V32H169L170 28H166ZM166 29H165V30H166ZM229 29H230V28H229ZM229 29H228V31H229ZM243 29H242V30H243ZM27 30H25V31L28 32ZM38 30H39V31H38ZM78 30H79V28H78ZM85 30H86V32H85ZM94 30H95L96 32H98L97 34H99V33H100V34L97 35V36H95L94 34H96V32H95ZM173 30H174V31H173ZM199 30H197L198 33L200 32ZM232 30H234V29H232ZM244 30H243V33H244ZM258 30H259V29H258ZM258 30H257V31H258ZM260 30H261V29H260ZM56 31H57V32H56ZM69 31H70V32H69ZM83 31H84L85 34H87V36H89L88 38H87V36H86L85 34H83ZM117 31H118V32H117ZM138 31H139V30H138ZM141 31H143V30H141ZM149 31H150V30H149ZM156 31H155V32H156ZM162 31H163V30H162ZM207 31H208V32H207ZM230 31H231V30H230ZM21 32H22V31H21ZM26 32H25V33H26ZM31 32H32V34L34 33L33 31H31ZM31 32L29 31L28 33L31 34ZM58 32H59V33H58ZM71 32H72V34L70 35ZM94 32H95V33H94ZM116 32L119 33V34H117ZM139 32H140V31H139ZM144 32L147 33V32H148L147 29H145ZM155 32H154V33H155ZM163 32H164V31H163ZM170 32H171V31H170ZM187 32L191 33L192 35H191V34H188ZM226 32H227V31H226ZM226 32H225V34H224V37H225V35H226ZM231 32H232V31H231ZM233 32H234V31H233ZM259 32H260V31H259ZM66 33H69V34H66ZM78 33H79L80 35L83 34V35H81V38H80V36H79ZM142 33H143V32H142ZM152 33H153V32H152ZM214 33H215V37H214V39L216 38V33H217V37H218V38H217L216 40L213 39V36H214L213 34H214ZM235 33H236V32H235ZM16 34H17V32H16ZM21 34H22V33H21ZM30 34H28V35H30ZM116 34H117L119 37H118ZM129 34H130V33H129ZM148 34H149V33H148ZM160 34H161V32L159 33V35H160ZM163 34H165V33H163ZM186 34H187L188 36H190L189 39H188V37H186ZM203 34H204V35H203ZM221 34H222V33H221ZM229 34H230V33H229ZM229 34H228V36H229ZM236 34H237V33H236ZM34 35H36V34H34ZM34 35H32L33 38H34V39H33V38H32V39H33L34 41L31 40V39L29 38V39L31 40V42L29 41L28 43H29V45H31L33 48L36 47V49H34V50H36L35 53H34V51H33V52L31 51V49L33 50V48H32L31 46H29L28 44L26 45V43H27V41H28L29 39H28V40H25V39H24V40H25V41H24V45H26V47H23V48H19V47L24 46V45H23V42H21L22 44H20V42H19V46H18V43H17V46H18V47H17V46H15V45H16V42L13 41V42H14L13 44H14V46H15V47H14V46H13V47L16 48V50H18L17 48H19V51L17 52V54H21V53H20V52H21V49L24 50V51H25L26 49H28V50H30V52H29L28 50L25 51V52H29L30 54H33V53H34V55H38V56H36V57L33 56V55H32V56L30 55V57H32V59H33V57H34V58H36V60H33L34 62L32 63L35 67H34V66H31L29 70H28V68H26V67L24 68V65H23V64H25V63L22 62V61H20V60H19L20 58H18V57H16L18 60H15V61H16V62L18 61L19 65H20V64H22V65H20V66H18V68H16L17 64H16V66L14 65L16 62H15L14 60H12L11 57H10V60L13 61V62H10V64H9V61H10V60H9V57H8V56H9L10 54H9L8 56H6V57H8V59H5L6 57L3 56L4 53H7V54L9 53V52H7V48H5V46L7 47V46L9 45V42L6 44L5 41L3 40L4 43H5V44H4L3 41H1L2 38H0V39H1L0 41H1V42L3 43V45H4V47H2L3 45L0 44V52H1L0 54H2L1 57H2L3 59L6 60V63H7V61L9 60V61H8V64H6V63L4 62L5 60H4V61L1 60L2 58L0 57V58H1L0 61H1L2 65H3V66L5 65L4 67H7V68H8V67H11V65H12V66H13V67H12V68H13V71H15V70L18 69L17 71L20 72V73H17V72L15 71V75H16V76H13V75H14V72H13V71H12V72H9V71L12 70V68H8L9 71L7 70V71H8L7 73H9V74L11 73L12 76H10V75H11V74H10L9 76L7 75L8 77L6 76V77H7L6 79H3L4 77H1V76H2V74H3L2 72H4L5 69H4V71L1 72L2 68H0V80H1V78L4 80V82H5V80H7L9 84L5 83V85L7 84L6 86H8V87L10 86V87L13 89V92L15 91V89H14L15 86H17L16 83H18V87L20 86V88H18V87H16V88L22 90V89H21V86H25L26 88H25V87H23V88H25V90H26V89L28 88L27 86H29V84L33 83V82L30 81V83L28 82V84L26 85V82L29 81V77H30V80H31V77H32L31 74L34 73V75H35V73H37V75H38V72H39V74H40V71H39V70L42 69V68H44V69H43V70H44L43 72H42V70H41V72H42L41 74H43V75H38V76L36 75L38 78L35 79L36 81H37V80H40V82H41L42 84H41L40 82L37 81L38 84H37L36 82L33 83V84H35V85L37 84V85H36V88L34 87L35 89L31 86L32 89L37 90L36 93H35L34 90L32 91V89H30V90L32 91V95H33V96H31V94H30L31 91H30V93H29V91H28V89L31 88V87L29 86V88H28L26 91L23 89V90L25 91V94H23V93H24L23 91H22L23 93L20 91L21 94H22V96H20L21 98L19 97V99H14V100H13V98H16V97L14 96L15 94H12V96H14V97H12V99H11L10 97H8V98H10L11 103H12V101H13V103L11 104L10 101H9V103H10V108L8 109L7 107H5L6 109H8L7 116H6V113H3V114H5V115L0 114V118H1V115H3V116H2V117H3V118H2V119H3L2 121H4V119H5L4 117H5V116H6V119H7V120H5L4 122L0 121V123H1V126H0V127H1V129H0V148H1V147H5V146L7 147V146L9 145V148L11 147V148L13 149L12 146H14V148H15V147L18 145V144H17L18 142H19L20 144L23 142V141H22V138H23V140H24L26 137H27L26 139H28V137H29L30 140H33V139L36 140V138H34V137H35V136H39V135H35V136L31 135V134H32V131H34V130L32 129V126H30V125H31L32 123L34 124L35 121H34V122L32 121V123L29 124V126H30V129H29V127L26 126V125H28V123H27V124L24 123V122L26 121V119H24L23 114H24V113H25V114H26V113H29V112H27V111H30L31 108H33L32 110H35V109L41 108V106L44 107V104H45V103L42 104V103H41V102H42V99H41V102H40V101H39L40 98H38L37 96H38L39 94L41 95V91L44 90V88H45V87H41V89H40V87H39L38 85L42 86V85H44L45 83H47V85L45 84V85H46V88H47V87L49 86V84H50V83L48 84V81L45 82V80H46V79H45V78H46L45 75L48 76V74H49V75H50L51 73L53 74V72H54V74H55V72L58 74V73H59L58 71H60L59 67L63 66V67H64V71H63V73H65L64 75H66V76L68 75L67 78H70V79H71L72 76H74V78H72L71 80L65 78V79H67L66 81H69V83H70L72 80L75 79L76 76L78 77V76L80 75V77H81V73H80V72H82V73L84 72V74H86V73H88L90 70H92V68L94 67V65H95V67H96V66L98 67V65H99V68H96V69H98V70L100 69V67H106V65L108 66V64H105V63H106V59H107V60L110 59V60H109V63H110V61H111V63L114 64V63L112 62V59L110 58L111 56L107 57L108 55H110V53L112 54L114 51H110V53H108V52H109L108 49H107V51L104 50V49H106V48H105L106 45H105V46L103 45L104 47H103V48H100L101 52L106 51L105 55L102 53V54H103V55H102V56H103L102 58H105V61H104V63H103V62H101V61H103V59L100 58V57H99V59H100L101 61H100V62H99V61H96V60H98L97 57L100 56V55H98L100 52H99L98 54H97V53H94V54L92 53V54L90 55L88 52L91 53V50L88 49V48H87V49L84 48L85 46L87 47V45H85V44H84V45H83V44H80V46H78L79 44H78L76 41H75L76 44H73V43H74L73 41L70 42V39H69V42H68V41H67V40H68V39H67L68 37L65 36V37H66V40H65L64 35L59 34V36H58V37H59V40H60V38H61L62 36L64 37V38L62 37L63 40L61 39L63 42L60 40V42L58 43V41H59V40H58V41H57V44H58V45H56V46H58V47L55 48V46H51V47H53L54 49H56V51H54V53H53V49L50 48V50H52L53 57H54V58L51 57L52 59L58 58V60H55V61H57V62L60 61L59 63H61V60H59V59H60V56H61V54L59 55V53H60L59 51H60L61 49H63L64 47L67 48L68 46H69L70 49L67 48V50H65V48H64V50L67 51V52H65V53H68V49L71 50V48H73V47H74L73 49H75V50H78L79 47H80V48L83 47V48L86 50V52L88 51L87 53L89 54V56H91L90 59H89L88 56L86 57L87 60H88V59L90 60V61H87V60H86V63H84L85 60L80 61V63L83 64L81 67L78 66V67L80 68V72H79V70L77 69L78 71H75V72H78V73H77L76 75H75V74L72 75L71 73H75V72H73V71L70 72V71H69L70 66L68 67V63H67V62H66L67 64H64L65 62H64L63 64H61V65L59 64L60 66H59V67L57 66V67H58V69H57V67L55 66V65H57V62H55L54 60H52V61L54 62V64H52V62H49V61H48V62H49V63H48L47 60H46V61L43 60V58H45V59L48 58V57L46 56V53H47V55L50 54V53H48V51L50 52V50H48L49 47H50L49 45H51V44H50L51 42H49V39H50L49 36H50V35H47V34H46L48 37L45 36V37H47V40H48L49 43L47 42V40H44V39H45L44 37H42L43 42L40 41V39H39L40 42L37 40V42H39V43H36L37 46H36V44H35V41H36V39H38V36L36 35L37 38H35ZM41 35H42V34H41ZM72 35H73V36H72ZM76 35H77V36H76ZM84 35H85V36H84ZM101 35H102V36L105 35V36H109V37H108V38H105V37L103 38ZM120 35H122V37L124 38V41H125V42L122 43V42L120 41V39H121V38H120ZM155 35H156V34H155ZM161 35H162V34H161ZM206 35H207V36L211 35V38L213 39L212 41H213V42L215 41V42H214L213 44H210V43H212V41L210 42V40H209V39H211V38H209V37H208V38H207V37H204V36H206ZM222 35H223V34H222ZM222 35H221V36H222ZM230 35H231V34H230ZM42 36H43V35H42ZM51 36H52V35H51ZM92 36H93V37H92ZM127 36H128V33H127ZM131 36H132V35H131ZM231 36H232V35H231ZM15 37H16V35H15ZM19 37H20V36H19ZM74 37H75V38H74ZM185 37H186L187 39H186ZM224 37L222 36V39H223ZM48 38H49V39H48ZM90 38H91V39H94V38H95V39H94V40H90ZM109 38H110V41L107 40V39H109ZM125 38H126L127 40H126ZM142 38H144V37H141V40H143ZM152 38H153V37H152ZM155 38H156V37H155ZM163 38H164V37H163ZM206 38H207V39H206ZM234 38H235V37H234ZM20 39H21V38H20ZM42 39H41V40H42ZM148 39H149V40H148ZM226 39H227V38H226ZM249 39H251V41H249ZM22 40H23V39H22ZM50 40H51V39H50ZM54 40H56V39L54 38ZM64 40H65L66 42H68L69 44L73 42V43H72V44H73V45H72L73 47L71 46V44L68 45L66 42H64ZM89 40H90V41H89ZM112 40H113V41H112ZM164 40H165V39H164ZM190 40H191V42H190ZM6 41H7V40H6ZM104 41H103V42H104ZM107 41H109V42L112 43V44L110 45ZM122 41H123V39H122ZM132 41H133V42H132ZM139 41H140V40H139ZM248 41H249V42H248ZM25 42H26V43H25ZM53 42H55V44H56V41H53ZM88 42H89V43H88ZM96 42H97V41H95L94 43H96ZM98 42H99V41H98ZM114 42H115V44H119V43L122 44V45L124 44L123 46H122V45H119V46H122L124 49L127 47V49H126L127 52H130V51H129V49H130V50H131V52L129 53L130 56L127 55V54H126V57H127V58L124 57V55L122 56V54H125V53H123V50H121L122 47H119V46L117 45V49L114 48V46H115V45L113 44ZM142 42H141V43H142ZM165 42H166V41H165ZM219 42H217V43H219ZM246 42H247V43H246ZM33 43H34L35 45H34ZM62 43H63V44H62ZM94 43H93V44H94ZM181 43H182V44H181ZM184 43L187 44V42H184ZM261 43L264 44V42H262V41H261ZM52 44H53V43H52ZM60 44H62V47H63V48L61 47V49L59 48V47L61 46ZM101 44H104V43L101 42V43H100V47H101ZM146 44H147V45H146ZM193 44L191 43V46H192V47H193ZM225 44H226V43H225ZM21 45H22V46H21ZM33 45H34L35 47H34ZM45 45H46V46L48 45L49 47L47 46V47H48V48H47V47H45ZM59 45H60V46H59ZM67 45H68V46H67ZM75 45H76V47H78V49H76ZM82 45H83V46H82ZM95 45H96V44H94V45H92V46L94 47ZM112 45H114V46H112ZM134 45H135V46H134ZM136 45L139 46V47H138L139 49L137 48ZM187 45H188V44H187ZM187 45H186V47H187ZM189 45H188V46H189ZM211 45H212V46H211ZM229 45H230V44H229ZM256 45H257V44H256ZM90 46H91V45H90ZM133 46L136 47L135 50H134ZM155 46H158L161 50H159V48H158V47H155ZM191 46H190V47H191ZM1 47H2L4 50H2ZM9 47H10V46H9ZM13 47H12V48H13ZM30 47H31V49H30ZM173 47H174V48H173ZM195 47H196V46H195ZM210 47H211V48H210ZM14 48H13V50H14ZM25 48H26V49H25ZM37 48H38V49H37ZM46 48H47V51H45ZM58 48H59V49H58ZM89 48H90V47H89ZM123 48H122V49H123ZM178 48H181V49H178ZM182 48H183V49H182ZM201 48H200V49H201ZM245 48H246V47H245ZM5 49H6V52H5ZM8 49H9V48H8ZM39 49H42V50H41V53H43L46 57L39 58V59H38L39 61H38V60H37L38 57H42V56H44L43 54H42V55L39 54V53H40V52H39V51H40ZM174 49L177 51V53L179 54V56H184L185 53L187 54V56H186L187 59H185V60H182L180 57L177 58V59H179V60H180V59L182 60V61H181V60H180V61L178 60V61L180 62V63L178 62L179 65L176 64V63H177V62H176L177 59H175V58H176L177 56H175L174 59H170V58H172V56L174 57V54L176 53V52L174 51ZM195 49H196V48H195ZM198 49H199V48H198ZM198 49H197V50H198ZM212 49H211V50H212ZM225 49H226V48H225ZM250 49H251V47H250ZM261 49H262V48H261ZM261 49H260V50H261ZM16 50H15V51H16ZM79 50H80V49H79ZM89 50H90V51H89ZM100 50L98 49V51H100ZM103 50H104V51H103ZM118 50H120V51H119L120 53L118 52ZM136 50H137V51H136ZM142 50H143V53H142ZM228 50H229V49H227V52H229V51L231 50V48H230L229 51H228ZM234 50H233V48H232V51H234ZM8 51H11V50L9 49ZM42 51H45V52H42ZM57 51H58L59 53L56 54ZM94 51H95V50H94ZM94 51H93V52H94ZM98 51H97V52H98ZM121 51H122V52H121ZM154 51H155V52H154ZM172 51L174 52V54H173ZM203 51H204V49H203ZM214 51H215V49H214ZM214 51H213V52H214ZM242 51H243V52H242ZM73 52H74V50H73ZM79 52H80V51H79ZM144 52H145V53H144ZM153 52H154V53H153ZM211 52H212V51H211ZM222 52H223V51H222ZM225 52H226V50H225ZM241 52L243 53L242 55H241ZM252 52H253V51H252ZM262 52H263V51H262ZM11 53H12V52H11ZM13 53H14V52H13ZM52 53H51V55H52ZM63 53H64V52H63ZM84 53H85V52H84ZM87 53H86V54H87ZM117 53H119V55H118ZM190 53H191V52H190ZM190 53H189V56H190ZM231 53H232V52H231ZM233 53H234V52H233ZM258 53H260V52H258ZM7 54H4V55H7ZM24 54H25V53H24ZM27 54H28V53H27ZM55 54L57 55V57L55 56ZM68 54H69V53H68ZM75 54H76V53H75ZM86 54H85V55H86ZM88 54H87V55H88ZM96 54H97V55H96ZM100 54H101V53H100ZM120 54H121V55H120ZM141 54H142V55H141ZM149 54H150L151 56H150ZM180 54H184V55H180ZM229 54H230V53H229ZM13 55H14V54H13ZM51 55H50V56H51ZM58 55H59V56H58ZM65 55H67V54H65ZM76 55H77V54H76ZM78 55H80V54H78ZM82 55L84 56V54H82ZM92 55H93V57H94V55L96 56V57L94 58L95 61H94V59L91 60V59L93 58ZM106 55H107V56H106ZM146 55H147V54H146ZM155 55H153V56H155ZM170 55H172L170 58L167 57V56H170ZM175 55H176V54H175ZM233 55H234V54H232V55H230V56H233ZM259 55H260V54H259ZM18 56H20V55H18ZM21 56H22V55H21ZM48 56H49V55H48ZM50 56H49V58H50ZM62 56H64V55H62ZM62 56H61V57H62ZM119 56H120V57H119ZM128 56H129V57H128ZM163 56L166 57V58H169L168 60H172L171 62H173V60H175L174 64L171 66V63L168 62V61H167V63H164V62L166 61V58H165V59H162ZM209 56H210V53H209ZM230 56H229V58H230ZM84 57H85V56H84ZM106 57H107V58H106ZM49 58H48V60L51 59V58H50V59H49ZM63 58H64V57H63ZM63 58H61V59H63ZM68 58H70V57H68ZM108 58H109V59H108ZM115 58H116V57H115ZM124 58H125V59H124ZM183 58H184V57H183ZM194 58H195V56H194ZM231 58H232V57H231ZM233 58H234V57H233ZM66 59H67V58H66ZM147 59H148V60L150 59V60L148 61ZM189 59H190V58H189ZM189 59H188V61H189ZM209 59H210V58H209ZM209 59H208V60H209ZM234 59H235V58H234ZM234 59H233V60H234ZM41 60H43V61H41ZM69 60H70V59H69ZM76 60H77V59H76ZM119 60H118V61H119ZM140 60H141V59H140ZM159 60H160V61H161V60H163V61L165 60V61H164V62H162V61L160 62ZM217 60H218V59H217ZM19 61H20V62H19ZM93 61H94V62H93ZM151 61H152V62H151ZM154 61H155V63H154ZM222 61H225V60H223V58H222V60L220 61V63H221ZM245 61H246V59H245ZM251 61H252V60H251ZM253 61H254V60H253ZM3 62H4V63H3ZM31 62H32V61H31ZM36 62H37V63H36ZM44 62H45V64H44ZM87 62H88V63L90 62V64H91V62H92V63H93V67H89V66H88L89 64L87 65ZM98 62H99V63H98ZM186 62H187V61H186ZM192 62H193V61H192ZM192 62L190 61V63H192ZM233 62H234V61H233ZM242 62H243V63H242ZM35 63H36V65H35ZM50 63H51V64H50ZM55 63H56V64H55ZM77 63H79V62L77 61ZM101 63H102V65H101ZM124 63H125V64H124ZM152 63H154L156 66H155L154 64H152ZM162 63H163V64H168L167 67L165 66V68H164V66H163ZM169 63H170V66H169ZM190 63H189V62L187 63L188 66L190 65ZM193 63H194V62H193ZM206 63H207V62H206ZM217 63H218V62H217ZM227 63H228V62L225 61V65H224V62H222L223 66H227V65L230 66V65H231V64H230L231 61H230L229 64H227ZM241 63H242V64H241ZM247 63H249V62H247ZM251 63H252V62H251ZM26 64H28V63H26ZM26 64H25V66H26ZM32 64H31V65H32ZM46 64H47V65H46ZM75 64H76V63H75ZM81 64H79V65H81ZM103 64H104V65H103ZM131 64L133 65L132 67H131ZM196 64H197V63H195V65H196ZM218 64H219V63H218ZM8 65H10V66H8ZM51 65H52V66H51ZM64 65H65V66H64ZM73 65H74V63H73ZM77 65H78V64H77ZM77 65H76V66L74 65V66H75V69H74V67H73L72 69L76 70ZM100 65H101V66H100ZM109 65H110V64H109ZM115 65H116V64H115ZM115 65L113 66L114 68L117 67V66H115ZM140 65H141V64H140ZM142 65H144V64H142ZM177 65H178L179 67H178ZM193 65H194V64H193ZM193 65H192L191 68H189V67L187 68V69H189V72L186 71V73H185V70H186L187 65H186V67H185V70H184V67L182 68V70H181L182 72H181V73L183 74V71H184V73H185L186 75H185V74H183V75H184V77L186 76V77H185L186 80H184V79H183V80H182V79L179 80V78H177V79H178V82H180V81L182 82V81H183V82L185 83V82L188 81V83H185V84H186L185 86H189L190 82H192L193 80H194V81L197 80V81H199V82H197L198 84H200V83H201V84H202V83H203V84L206 83V84L208 85V84L211 82V84H213V85L216 86V87H217L216 83H218L219 85H220V84L222 85V84L225 83L224 87H225V89L228 90V91H229L230 89H227L226 86H228V85H226V84H229V86H230V85H231V86H232V85L234 86V87H232V88H233L234 90L236 89L235 92L239 95V96L237 97V100H238L239 97H240V99L243 97V98H242L243 100H245L246 98H250V97H251V98H250V101L252 100L251 102H249V100L247 99L248 101L245 100V101H247V102H243V100H241V101L238 102L239 104H243V103H248V102H249V103H248V104H249V107L247 106L248 104H246V107L250 108L251 105H252V107H254V105H255V107H256L258 104H260L259 106H261V105L264 103V102H263L264 100H262L263 103H261V101H260V100L262 99V97H261V99H260V97H258V96L261 95V93L263 92L262 89H260V90L258 89V90L261 92L260 94H259V91H256V90H255V92L257 93V95L259 94L258 96H256V93L253 91V89H252L251 92H249V91H250V88H253V87H250V88L247 87L248 90H246L244 87H241V88L239 89V85H240V83H239V84H236L237 82H234L235 84H233V80L236 81L237 79H236L234 76H233V77H234V78H233V77L230 75L231 72L229 73V71H228V69H227V67L229 68V66L225 67V70H223L224 67H222V65H221L220 67L217 65V67H219L220 69L217 68L218 70H216L215 68H213L214 70H212V71L215 72L214 75H213L211 69L209 70V71H211V72H209L208 69H207V71L209 72V74H210V73L212 74V75H209L208 72H206V73H207V74H206V73H204L205 70H204V72H203V71L201 70V68L198 67V66H200V65H196V66H193ZM255 65H256V64H253V66H255ZM27 66H30V64L27 65ZM91 66H92V64H91ZM129 66H130L131 68H129ZM146 66H147V65H146ZM151 66H149V67L152 68ZM162 66H163V70H161V69H162ZM183 66H185V65H183ZM190 66H191V65H190ZM201 66H202V65H201ZM246 66H247V65H246ZM253 66H252V67H253ZM0 67H2V66L0 65ZM32 67H34V68L37 67V68H36V69H32ZM38 67H39V68H38ZM65 67H66V68H65ZM78 67H77V68H78ZM118 67H119V66H118ZM118 67H117V68H118ZM122 67H123V68H122ZM144 67H145V66H144ZM147 67H148V66H147ZM147 67H146V69H148ZM155 67H156V68H155ZM177 67H178V68H177ZM221 67H222V68H221ZM241 67H242V68H241ZM244 67H245V66H244ZM248 67H250V66H248ZM248 67H247V68H248ZM61 68H62V67H61ZM107 68H108V67H107ZM134 68H135V67H134ZM204 68H205V67H204ZM230 68H231V67H230ZM230 68H229V69H230ZM239 68H241L240 71H238ZM10 69H11V70H10ZM37 69H38V71H37ZM47 69H48V70H47ZM67 69H68V70H67ZM103 69H104V68H101V70H103ZM226 69H227L228 73L224 72V71H226ZM253 69H254V68H253ZM255 69H256V68H255ZM26 70H27L29 73H27ZM30 70H34V72H33V71H30ZM35 70H36L37 72H36ZM49 70H51L52 72H50ZM57 70H58V71H57ZM94 70H95V69L93 68V70H92V71H93V74H90V75H89V74H86V76H85L84 74H82L83 77H84V76H85V77H88L87 75H89V76H91V75H92V76H93V75L96 76V75H98V74L101 73L100 70H99V71H98V70H97V71H94ZM160 70H161V71H160ZM170 70H171V69H170ZM215 70H216V71H215ZM236 70H237V71H236ZM45 71H46V73H45ZM67 71H68V73H67ZM92 71H91V72H92ZM117 71H118V72H117ZM156 71H157V72H156ZM172 71H173V70H172ZM217 71H218V72H217ZM221 71H223L224 73H226V74H228V75L224 74L223 72H222V73H219V72H221ZM230 71H231V70H230ZM234 71H235V72H234ZM244 71H248V70H244ZM25 72L28 74V75H27V79L25 78V74H26ZM31 72H32V73H31ZM47 72H48V74H47ZM49 72H50V73H49ZM60 72H61V76L64 77V75L62 74V69H61ZM69 72H70V73H69ZM91 72H89V73H91ZM94 72H98V74L95 73V74H96V75H95ZM99 72H100V73H99ZM112 72H111V73H112ZM123 72H124V74H123ZM133 72H134V71H133ZM139 72H140V71H139ZM154 72H156V73H154ZM165 72H166V71H165ZM165 72H164V73H165ZM187 72H188V74H187ZM1 73H2V74H1ZM4 73H5V72H4ZM116 73H117V74H116ZM140 73H141V72H140ZM158 73H159L160 75H158ZM177 73H179V75H180V70H179ZM217 73H219V74H217ZM17 74H20V75H19V78H20V79H21V77H22L21 82H23V84H19V83H20V79L17 78V77H18ZM29 74H30V75H29ZM52 74H51V75H52ZM54 74H53V75H54ZM57 74H56L55 76H57ZM121 74H122V75H121ZM146 74H145V75H146ZM175 74H176V72H175ZM182 74H181V75H182ZM51 75H50V76H51ZM53 75L51 76L52 78H54ZM58 75H59V74H58ZM70 75H71V76H70ZM102 75H103V74H102ZM105 75H106V74H105ZM163 75H164V74H163ZM166 75H167V74H166ZM181 75H180V76H181ZM229 75H230V76H229ZM243 75H245V74H243ZM243 75H242V76H243ZM41 76L44 77V79H45L44 81L41 79V78H42ZM59 76H60V75H59ZM92 76H91V77H92ZM98 76H99V75H98ZM173 76H174V75H173ZM180 76H178V74L176 75V77H180ZM238 76H240V74H238ZM252 76H253V75H252ZM23 77H24L25 79H24ZM40 77H41V78H40ZM63 77H62V78H63ZM77 77H76V79H77ZM80 77H79V78H80ZM83 77H82V78H83ZM129 77H130V76H129ZM129 77H128V78H129ZM132 77H133V76H132ZM135 77H136V76H135ZM148 77H147V78H148ZM206 77H207V78H206ZM247 77H248V76H247ZM247 77H246V78H247ZM34 78H35V76H34ZM62 78H61V80H62ZM92 78H93V77H92ZM94 78L96 79L97 77H94ZM117 78H118V77H117ZM117 78H116V79H117ZM170 78H171V77H170ZM173 78H175V77H173ZM180 78H183V77H180ZM242 78H244V77H242ZM23 79H24V81H23ZM65 79H64V81H65ZM83 79L85 80V78H83ZM100 79H101V78H100ZM104 79H105V78H104ZM123 79H124V78H123ZM125 79H126V77H125ZM125 79H124V82H123V80L120 82V81H118V79H117L116 81L119 82V83H117V86L120 87L119 85H120L121 83H123V85L126 86V89L124 88V86H122V87H123V88L126 90V92L128 93V94H126V95L130 96V97L128 98V99H130L129 101H131V103H133V102H135V100H136L135 97L137 98V96L134 95V94H135V91H136V90H137V91L139 90V89L136 88L137 85H141V86H138V88L140 87L141 90H142V87L144 88V90H146V87H147V86L145 87V85H143V81H142V82L140 81V80H142V79H140V78H139V80L136 79V80H138V82L140 81V82H139L140 84H139V83H134V85H135V84H137V85H135V86L133 85V86H134V93H133V92H132V88H133L132 83L135 82L134 78H133V80H134L133 82H132V78H131V77L128 79V80H129L128 82L125 81ZM206 79H207V80H206ZM232 79H233V80H232ZM235 79H236V80H235ZM252 79H253V77H252ZM3 80H2V81H3ZM26 80H27V81H26ZM48 80H49V79H48ZM55 80H56V79H55ZM58 80H59V77H58ZM58 80H57V83L59 82ZM78 80H79V79L74 80V81H75V82H78ZM90 80H91V79H90ZM92 80H93V79H92ZM98 80H99V79H98ZM126 80H127V79H126ZM168 80H169V79H168ZM170 80H171V79H170ZM170 80H169V82H170ZM173 80H174V79H173ZM42 81L44 82V84H43ZM53 81H54V80H53ZM62 81H63V80H62ZM62 81H61V82H62ZM74 81H72V83H74ZM81 81H83V80H81ZM130 81H131L132 83H131ZM175 81H176V78H175ZM200 81H202V82H200ZM203 81H210V82L207 83V82H203ZM246 81H248V80H246ZM249 81H251V80H249ZM249 81H248V83H249ZM252 81L254 82V79H253ZM4 82H3V84H4ZM79 82H80V80H79ZM79 82H78V84H80V85L82 86V83H79ZM163 82H165V80H164ZM166 82H167V81H166ZM171 82H172V81H171ZM181 82H180V83H181ZM257 82H258V81H257ZM39 83H40V84H39ZM90 83H91V82H90ZM115 83H116V82H115ZM159 83H160V85H162V81H161V82H158L157 85H158ZM173 83H174V82H173ZM184 83H183V84H184ZM193 83H194V82H192V86L196 83V81H195L194 84H193ZM241 83H242V79H241ZM246 83H247V82H246ZM64 84H65V83H64ZM118 84H119V85H118ZM144 84H145V83H144ZM198 84H197V86L200 87V85H198ZM250 84H251V82H250ZM45 85H44V86H45ZM69 85H71V84H69ZM74 85H75V84H73V86H74ZM80 85H78V86H80ZM115 85H116V84H115ZM115 85H114V86H115ZM151 85H152V87H154L153 84H151ZM155 85H156V84H155ZM157 85H156V87H157ZM160 85L158 86V88H156L157 90H158V89H161V90H162V88H161ZM237 85H238V86H237ZM246 85H247V84H246ZM246 85H245V86H246ZM6 86H5V88H6ZM50 86H53V85H50ZM61 86H62V85H61ZM75 86L77 87V85H75ZM86 86H87V85H86ZM107 86H108V85H107ZM171 86H172V84L170 85V87H171ZM190 86H191V85H190ZM190 86H189V87H190ZM210 86H212V85L209 84V87H210ZM214 86H213V87H214ZM229 86H228V88L231 87V86H230V87H229ZM247 86H248V85H247ZM254 86H255V85H254ZM37 87H38V89H37ZM71 87H72V86H71ZM76 87H75V90H73L74 87L72 88V90H68V89L65 87V89H66L67 91H66V93H64L65 95H63V94H62V95H63V96L73 95V92L77 91V88H76ZM105 87H106V85H105ZM118 87H117V90H118ZM148 87H150V86H148ZM148 87H147V88H148ZM195 87H196V86H193V87H191V88H187V89H192V90H190L189 93L182 95V98H183V99L181 98V100H182V101H183V100L185 101V99H187L188 96H189V98H191V96H192V98L194 97L193 100L195 99V97H197V100L200 101V99H198V98H199V96H201V97H200L201 99H204V98H205L204 100L207 101V99H208L210 96H207V95H208V94H207V95H205V96H207V97H205L204 95H203V96H204V97H203L202 94H201L202 91L200 92L199 89H198L197 87H196V89H197L198 91H194V90H193V89H195ZM213 87H211V88H213ZM218 87H220V86H218ZM224 87L222 86L223 89H224ZM237 87H238L239 90H241V91H239V93H240V92L242 93V92H243V91H242V90H243L242 88H244V89L246 90V92L248 91V94L250 93L251 96L248 95L246 92H243V94H245V95L247 94L249 97H248L247 95H246V96L244 95V96L246 97V98H245V97L243 96V94H242V96H240L241 94L238 93V89H237ZM2 88H3L4 90H7V91L9 90V89H7V88L5 89L4 86H3ZM11 88H10V91L12 90ZM46 88H45V89H46ZM51 88H52V87H51ZM68 88L70 89V86H69ZM78 88H80V89L82 88V89H83V87H78ZM86 88H87V87H86ZM90 88H91V87H89V89H90ZM109 88H110V89H113V87H111V86H110ZM109 88H108V90H109ZM176 88H178V87H176ZM176 88H174V89H176ZM179 88H180V87H179ZM183 88H184V87H183ZM183 88H182V89H183ZM3 89L1 90V87H0L1 92H2V91L4 92ZM18 89H16V90H18ZM49 89H50V87H49ZM57 89H58V88H57ZM61 89H63V88H61ZM65 89L63 90L64 92H65ZM101 89H103V88H101ZM114 89H115V88H114ZM172 89H173V88H172ZM52 90H53V89H52ZM94 90H95V89H93V91H94ZM99 90H100V89H99ZM99 90H97L96 92H99L98 94H101V93H100L101 91H99ZM106 90H107V88H106ZM125 90H124V91H125ZM170 90H171V89H170ZM179 90L181 91V89H179ZM179 90H177V92H178ZM183 90H184V89H183ZM200 90H201V89H200ZM202 90H203V89H202ZM220 90H221V89H220ZM226 90L224 91V95L226 94ZM231 90H232V89H231ZM39 91H40V92H39ZM44 91H45V90H44ZM46 91H47V90H46ZM63 91H62V92H63ZM68 91H70V92H72V93L69 92V94H67ZM139 91H140V90H139ZM147 91H148V90H147ZM167 91H168V90H167ZM180 91H179V94L181 93ZM185 91L187 92L186 89H185ZM193 91H194V92H193ZM205 91H206V90H205ZM8 92H9V91H8ZM8 92H7V94L10 95ZM88 92H90V91H88ZM109 92H110V91H108V93H109ZM111 92H113V91H111ZM157 92L160 93V91H157ZM165 92H166V91H165ZM174 92H176V91H174ZM210 92H211V91H210ZM215 92H216V91H215ZM235 92H234V93H235ZM4 93H5V92H4ZM34 93H35V95H36L35 97H34ZM38 93H39V94H38ZM58 93H59V92H58ZM60 93H61V92H60ZM78 93H80V92L77 91V94H78ZM94 93H95V92H94ZM102 93H103V92H102ZM104 93H105V92H104ZM106 93H107V92H106ZM137 93H138V92H137ZM139 93H140V92H139ZM213 93H214V92H213ZM222 93H223V92H222ZM234 93H233V94H234ZM252 93L255 94V99H253L254 96H253ZM16 94H17V93H16ZM19 94H20V93H19ZM19 94H18V96H19ZM37 94H38V95H37ZM77 94H76V95H77ZM91 94H92V93H91ZM146 94H147V93H146ZM188 94H189V95H188ZM200 94H201V95H200ZM203 94H204V92H203ZM210 94H211V93H210ZM263 94H264V92H263ZM0 95H1V94H0ZM4 95H5V94H4ZM40 95H39V97L42 96V95H41V96H40ZM62 95L60 96L61 98H62ZM92 95H93V94H92ZM102 95H103V94H102ZM105 95H106V94H105ZM122 95H123V94H122ZM126 95H125V96H126ZM136 95H137V94H136ZM185 95H187V97H186ZM219 95H220V92H219ZM221 95H223V94H221ZM224 95H223V97H224ZM1 96H2V95H1ZM1 96H0V99H1ZM6 96H7V95H6ZM10 96H11V95H10ZM18 96H17V98H18ZM93 96H95V94H94ZM97 96H98V95H97ZM120 96H121V95H120ZM139 96H140V94L138 95V97H139ZM148 96H149V94H148ZM166 96H167V97H166ZM166 96H163V97H164V98L166 97L167 99L170 100V98H171V97H170V96H171V93H170V95H166ZM168 96H169L170 98H168ZM183 96H185V97H183ZM213 96H214V95H213ZM217 96H218V95H217ZM33 97H34V98H33ZM108 97H109V96H108ZM118 97H119V96H118ZM146 97H147V96H146ZM150 97H151V92H150ZM215 97H216V96H215ZM215 97H214V98H215ZM225 97H226V96H225ZM233 97H234V96H233ZM235 97H236V95H235ZM235 97H234V98H235ZM256 97H258L257 99H259V100H257ZM35 98H38V101H37V99H35ZM64 98H65V97H64ZM91 98H92V97H91ZM101 98H105V97H101ZM101 98H100V99H101ZM140 98H141V99H140ZM147 98H148V97H147ZM147 98L139 97L138 101L140 100V102L143 101L142 103H144V102H145V103H146V102L149 103V104H145V105H143V109H144V106H145V107H146V106H147V107L149 106L148 109L151 107V110H152V111L156 110V109L159 107V106L157 105L156 101H157L158 103H159V102L161 103V102L164 100V99H163L162 101H160V98H158V99H156V101L149 102L148 100H146V101L144 100V99H147ZM166 98H165V99H166ZM189 98H188V99H189ZM206 98H207V99H206ZM212 98H213V97H212ZM212 98H209V99H212ZM214 98H213V99H214ZM216 98H217V97H216ZM216 98H215V100H216ZM221 98H222V96H220V101H217V107L220 108V107H221L220 105L223 103V106H222V107L225 108L224 106H226V105L228 106V104H226V105L224 104L225 99L222 100V102H221ZM2 99H3V98H2ZM2 99H1V102H3V100L5 99V96H4V99H3V100H2ZM6 99H7V97H6ZM34 99H35L36 102H38V104L41 103L42 105L40 104L41 106L38 105L39 107L35 108L36 106L34 107V102H35ZM51 99H53V98H51ZM66 99H68V98L66 97V98H65V101H66ZM93 99H94V98H93ZM96 99H98V97H97ZM126 99H127V97H126ZM128 99H127V100H128ZM132 99H133V100H132ZM142 99H143V100H142ZM175 99H176V97L173 98L172 101H174ZM209 99H208L207 102L204 101V100H201V101L205 102V104H203L204 107L206 106L207 103H209V101H211V100H209ZM213 99H212V101H213ZM222 99H223V98H222ZM114 100H115V99H114ZM127 100L124 101V102H126V104H127ZM169 100H168V101H169ZM179 100H180V99H179ZM197 100H196V101H197ZM215 100H214L213 103L216 102ZM217 100H218V98H217ZM234 100H235V99H234ZM85 101H86V100H85ZM129 101H128V102H129ZM184 101H183V102H184ZM196 101H195L194 103H196V105H198L197 102L199 103V101H197V102H196ZM201 101H200V103H201ZM212 101H211V102H212ZM259 101H260V102H259ZM1 102H0V104H1ZM124 102H123V104H124ZM136 102H137V101H136ZM165 102H166V101H165ZM174 102H175V101H174ZM176 102H178V100H177ZM228 102H229L230 105H231V101H228ZM228 102H227V103H228ZM240 102H241V103H240ZM242 102H243V103H242ZM258 102H259V103H258ZM46 103H47V101H46ZM48 103H49V102H48ZM57 103H58V102H57ZM87 103H88V108H87V107L85 108L86 104H85V105L82 104L81 107H80V105H76V106H75V104H74V107L77 108V107L79 106V108H77V110H79V109L82 108V111H83V112H85L84 109H86V112H87V109H88V111H89V109H90L89 113L87 112V114H86V118H85V119H87V117L91 118V117L94 115V114L91 112V111H94V110H93L94 108H95V111H97L96 114H97V116H98V110H96L97 107H94V106H96V104L98 105V100H97V103H94V102H93L94 105L92 104V102H91L90 100H89ZM115 103H116V102H115ZM117 103H118V102H117ZM160 103H159V104H160ZM184 103H186V102H184ZM192 103H193V101H192ZM194 103H193V104H194ZM225 103H226V102H225ZM2 104H3V103H2ZM2 104L0 105V109H2V107H1V106H3ZM61 104H63V103H61ZM78 104H80V103L78 102ZM129 104H130V102H129ZM161 104H162V103H161ZM172 104H173V103H172ZM178 104H179V103H178ZM215 104H216V103H215ZM239 104H238V105H239ZM8 105H9V104H8ZM36 105H37V104H36ZM45 105H47V106H51V103H50L49 105H48V104H45ZM68 105H69V104H68ZM124 105H125V104H124ZM180 105H182V104H180ZM186 105L189 106V103H188V104L186 103V104H185V107H186ZM201 105H202V104H201ZM207 105H208V104H207ZM210 105H211V106H210ZM238 105L236 106L235 104H233V106L230 107V109H228L229 107H227V110H230V114L228 113V114H229V115H228V118L230 117L231 114H234L232 111H234V112H235V115H237V114H238V113H237V110H239V109L242 110L241 107H239V106H244L245 104H244V105H239V106H238ZM4 106H5V104H4ZM4 106H3V107H4ZM47 106H46V107H47ZM53 106H54V105H53ZM53 106H52V107H53ZM61 106H63V105H61ZM139 106H140V105H139ZM177 106H178V105H177ZM198 106H199V105H198ZM213 106H214V104H213ZM234 106H235V107H234ZM262 106H264V104H263ZM262 106H261V107H262ZM43 107H42L41 109H42V110L44 109L43 111H45V107H44V108H43ZM113 107H115V106H113ZM126 107H127V106H126ZM140 107H141V106H140ZM147 107H146V108H147ZM152 107H153V108L155 107V109H152ZM171 107H172V106H171ZM171 107H170V108H171ZM207 107H208V106H207ZM209 107L211 108V110L213 109V111H209V109H210ZM209 107H208L209 109L207 108V109H208L207 111H209V113H210V112H214V111L217 109V107H216V108L214 107V108H215V110H214V108L212 107V104H211V103L209 104ZM236 107H239V109H237ZM244 107H245V106H244ZM244 107H242V108H244ZM252 107H251V108H252ZM54 108H55V107H54ZM57 108H58V106H57ZM61 108H62V107H61ZM76 108L73 109L72 107H70V110H71V111H72V110L76 111V113H75L74 111H72V113H71V111L69 110L70 113L72 114V115H70V116L68 115L69 118H71V116H72V118H71V123L75 122L74 119H76V122H78L77 120H79V119H77V118L83 116V117H81V118L84 119V117H85V115H82V114H85L86 112H85V113H83V112L81 113L80 111L77 112V110H75ZM83 108H84V109H83ZM117 108H118V107H117ZM146 108H145V111L143 110V111H144V112H143V113H144V117H143V115H142L143 113L139 112V113H141V114H139V113L137 112V113L139 114V116L141 115V116L143 117V118H142V117L140 116V117H141L140 119H141V121L143 120V122H145V119L147 118V117H145L146 112H147V111H146V110H147ZM159 108H161V105H160ZM172 108H173V107H172ZM172 108H171V109H172ZM175 108H176V107H175ZM186 108H187V107H186ZM189 108H191V107H188V110H185V109H184V111H186V114H187L186 116H188V117L190 118V120H188L189 123H190V121L193 120V115H194L193 112H194V111H195L194 113L197 115L196 117H199V116H198L199 113H198L196 110H197V109H200V108L196 107L197 109H194L193 111H190ZM202 108H203V107H202ZM231 108H233V110H231ZM248 108H246V109H248ZM251 108H250V109H251ZM256 108L258 109V106H257ZM263 108H264V107H263ZM52 109H53V108H52ZM105 109H106V108H105ZM105 109H104V110H105ZM171 109H169V110H171ZM178 109H179V108H178ZM204 109H205V108H204ZM204 109H202V110H204ZM236 109H237V110H236ZM39 110H40V109H39ZM48 110H49V109H48ZM53 110H54V109H53ZM60 110H61V109H60ZM62 110H64V108H63ZM67 110H68V109H67ZM106 110H108V109H106ZM114 110H115V111H114V114H110L109 111H108V113L110 114V115L108 114L109 117H108V115H107V112H105V111L103 112V111H102V112L104 113V115H106V116H104V117H105V120H106V117H108V118H112V117H113L114 115H116V113L119 111V112H118V115L115 116V118L118 119V116H120V117H121V121H119V123H120V122H121V123L124 122V124H125V123H128V124H125V125L122 124L123 127L125 126L124 128L122 127V129L119 128L120 124L118 125V122L116 121L118 127H117V126H116V127L114 126V127L117 128V129H114V131H112V130H113V128L111 127L112 124H110V126H109V125L107 126V125L105 124L106 122L109 123V120L111 121V119H108V118H107V120H106L105 123H104V120H102V119H104V117L101 118V117L103 116V115L101 114V113H102L101 111H99V113H100V115H102V116H101V117L98 116L99 119H101V123H100V120H99V119H98L99 122L97 121V116H96V114L92 117L93 119H92V118H91V119H89V118L87 119L88 122L90 121L91 123H88V122H86V123H88V124L91 125V126H93V125L95 126V124H93L94 122L92 123V120H93V121H94V120L97 121V122H96V124L98 123V124L96 125L97 127L95 126L96 128L93 127V129H95V131H98V133H99L101 136L103 135L104 138H105V137L107 138V136L110 137L109 139H110L111 141H109V142H112V143L114 142V144L111 145L109 142H107V141L104 140L105 143H108V144H106L105 146H107V147L109 146V147H110V148H109V152H110V151L112 152V151L114 150V152H112V154H114L115 151H116V150H115L116 147L114 148L115 144H116V145L118 144V145H119V148H121V150L123 149V150H122L123 152H121V151H116L115 154H117V152H118V153H123L121 156H125L124 153L127 152V155H128V156L126 155L125 157L128 158L129 155H130L129 153H131V155L133 156V158H132L133 161L131 162V159L128 158V159H127L128 161H129V159H130L129 164H131V163H133V162L135 161L134 158H136V155H137V156L139 155V157H140V158L137 157L138 160H139V159H143V160H144V158H146L145 155H147V154H145L144 151H143V150H144V149H143L144 147L141 146V145H142V141H141V139H136V140L134 139V140H132V137H133V136H132L131 138L129 137L130 139H128V138H123V137H122L121 140H120V138H119V137H121V133H125V131L128 132V130H130L129 128L132 129L131 132H132V131H134V133L136 132L135 130L137 129V125H136V127H134V124H133V123H134L137 119H136L135 121H133V120H131L130 118H127V117H129L128 115L131 116V114H128V115H127V113L124 112V113L126 114V117H125V116H124V113H123V110H122V112L120 111V109H119L118 111H117L116 109H114ZM135 110H136V109H135ZM149 110H150V109H149ZM149 110H148V111H149ZM217 110H218V109H217ZM217 110H216L215 112H217ZM220 110H221V109H220ZM220 110H219V112H217V113H218L219 115H220V114L222 115V113L224 112V110H222V111H220ZM235 110H236V111H235ZM243 110H244V109H243ZM251 110L253 111V109H251ZM255 110H256V109H255ZM40 111H41V110H40ZM43 111H41V112H43ZM46 111H47V110H46ZM64 111H66V110H64ZM95 111H94V113H95ZM152 111H150V112H152ZM156 111L159 112V110H156ZM160 111H161V110H160ZM200 111H201V109H200ZM207 111L204 112V113L206 114V117H208L207 115H209V118L212 117V119H209V118H208L209 120L212 121V120L214 119V116H216V115H212V114H211L212 116L210 117V114H208ZM2 112H4V111H0V113H2ZM41 112H40V113H41ZM58 112H59V111H58ZM90 112H91L93 115H92ZM111 112H112V110H111ZM115 112H116V113H115ZM120 112H121V113H120ZM220 112H221V113H220ZM227 112H228V111H227ZM227 112H226V114H227ZM231 112H232V113H231ZM243 112H244V111H243ZM30 113H31V112H30ZM33 113H36V111H35V112L33 111ZM33 113H31V114L33 115ZM37 113L39 114V111H38ZM37 113L34 114V115H37ZM68 113H69V112H68ZM74 113L76 114V115H74V116H77L78 113H79L81 116L78 115L77 118H73V117H74V116H73ZM105 113H106V114H105ZM119 113H120V115H119ZM122 113H123V115H121ZM159 113H160V112H159ZM162 113H163V112H162ZM169 113H170V112H169ZM178 113H179V112H178ZM204 113H203V114H204ZM236 113H237V114H236ZM42 114H43V113H42ZM42 114H41V115H42ZM89 114H91V117H90ZM147 114H148V115H146V116H149V112H147ZM155 114H156V113H155ZM203 114H202V115H203ZM213 114H215V113H213ZM256 114H257V112H256ZM39 115H40V114H39ZM39 115H37V116H39ZM41 115H40V116H41ZM58 115H59V114H58ZM58 115H57V117H58ZM61 115H62V114H61ZM111 115H112V116H111ZM150 115H151V114H150ZM164 115H165V114H162V116H164ZM175 115H176V118H177V116L180 115V114H178V115L175 114ZM183 115H184V114H183ZM202 115H201V117L199 118V120H200V119H201L200 121L203 120V124H205L204 122H205V121L208 122V119L205 117V115H204V116H202ZM221 115L219 116L220 118H221ZM224 115H225V114H224ZM235 115H234V117L236 118ZM21 116H23L22 121L25 120L24 122H22V121H21V122H22L23 124H26V125H23V124L20 122V118H22ZM25 116H26V115H25ZM37 116H36V118L34 117L35 120H36V119L38 120V117H37ZM40 116H39V120H40ZM62 116H63V115H62ZM62 116H61V117H62ZM68 116H67V119H66V120L63 118V117H65V116L62 117V118L64 119V121H67V120L69 119ZM95 116H96V118H95ZM122 116L125 117L126 120L123 121ZM170 116H173V113H171ZM225 116H226V115H225ZM225 116H224V118H225ZM237 116L239 117V116H240V113H239ZM254 116H255V115H254ZM258 116H259V115H258ZM28 117H29V116H28ZM41 117H43V116H41ZM45 117H46V116H45ZM57 117H56V118H57ZM132 117H133L132 119H134L135 116H132ZM136 117H137V116H136ZM149 117H150V116H149ZM167 117H168V116H167ZM194 117H195V116H194ZM196 117H195V118H196ZM204 117H205V118H204ZM217 117H218V116H216V118H217ZM219 117H218V118H219ZM231 117H233V116L231 115ZM241 117H242V115L240 116V118H241ZM244 117H245V116H244ZM244 117H242L241 120H243ZM246 117H247V116H246ZM246 117H245V118H246ZM248 117H249V116H248ZM250 117H251V116H250ZM255 117H256V116H255ZM259 117H260V116H259ZM25 118H26V117H25ZM47 118H48V117H47ZM53 118H54V117H53ZM65 118H66V117H65ZM81 118H80V119H81ZM94 118H95V119H94ZM125 118H124V119H125ZM170 118H171V117H170ZM182 118H183V117H182ZM189 118H188V119H189ZM216 118H215L214 120H217ZM235 118H234V119L231 118V119H232V120H235ZM256 118H257V117H256ZM28 119H29V118H28ZM41 119H42V118H41ZM60 119H61V118H59V120H60ZM151 119H152V118H151ZM154 119H155V117H154ZM158 119H159V118H157L156 121H157ZM185 119H186V118H185ZM185 119H184V120H185ZM205 119H206V120H205ZM44 120H45V119H44ZM53 120H54V119H53ZM59 120H58V123H59ZM73 120H74V121H73ZM81 120H82V119H81ZM81 120H80V123H81ZM87 120H85V121H87ZM118 120H120V119H118ZM148 120L150 121V118L147 119L146 122H147ZM163 120H164V117H163ZM163 120H161L162 123H163ZM165 120H166V119H165ZM168 120H169V117H168ZM170 120L172 121V120H174V118H172V119H170ZM170 120H169V121H170ZM236 120H238V119L236 118ZM236 120H235V121H236ZM241 120H239V121H237V122L240 123ZM248 120H249V118H248ZM248 120H246V119L243 120V121L245 122L246 125L244 124L243 121H241V123H243V124L247 127V125L250 124V122H251V124H250V126H251V125H252V121H250L251 119H250L249 121H248ZM261 120H262V119H261ZM6 121H7V122H6ZM46 121H47V120H45V122H46ZM51 121H52V120H51ZM55 121H56V120H55ZM62 121H63V120H60V123L63 125L65 122L63 123ZM85 121H84V122H85ZM112 121H114V120L112 119ZM149 121H148V122H149ZM156 121H155V122H156ZM161 121H160V122H161ZM169 121H168V123L171 122V121H170V122H169ZM175 121H176V120H175ZM182 121H183V120H182ZM186 121H187V120H186ZM186 121H185V123H186ZM196 121H197V120H196ZM254 121H255V120H254ZM38 122H39V121H38ZM38 122H36L35 125H36ZM41 122H42V120L40 121V124H41V126H43V125H42L43 123H41ZM48 122H49V121H48ZM67 122H68V121H67ZM67 122H66L67 126H70V124L68 125ZM76 122H75V123H76ZM131 122H132V125H131ZM137 122H138V121H137ZM164 122H165V121H164ZM176 122H177V124H176ZM176 122H175L176 126L179 124L178 126L180 127L181 124H182L181 120H180V123H181V124L178 123V121H176ZM192 122H193V121H192ZM207 122H206V124H207ZM212 122H213V121H212ZM212 122H210V123H212ZM215 122H216V121H215ZM263 122H264V121H263ZM58 123H57V125H58ZM102 123L105 124L107 127L104 126ZM111 123H112V122H111ZM141 123H142V122H141ZM149 123H151V124H148V125H147V123H146V125H147V126L150 125V126H151L150 129L153 130V128H154V127H153V120H152V122H149ZM166 123H167V121H166ZM171 123H172V122H171ZM185 123H184V124H185ZM189 123H186V126H184V125L182 124V125H183L182 127H183V128L188 127ZM200 123H201V122H200ZM210 123L208 122V124H210ZM247 123H248V124H247ZM46 124H47V123H46ZM66 124H64V125H66ZM76 124H77V123H76ZM76 124H75V125H76ZM92 124H93V125H92ZM129 124H130V125H129ZM136 124H137V123H136ZM138 124H139V123H138ZM142 124H143V123H142ZM172 124L174 125V123H172ZM191 124L193 125V128H194V123H191ZM191 124L189 125V128H192V125H191ZM234 124H235V123H234ZM71 125L74 126V123L71 124ZM114 125H115V124H114ZM126 125H127V126L129 125V126H128V127H129L128 129H126V128H127ZM146 125H145V126H146ZM154 125H155V124H154ZM170 125H171V124H170ZM173 125H172V127H174ZM226 125H228V124H226ZM226 125H225V126H226ZM231 125H232V124H230V126H231ZM235 125H236V124H235ZM235 125H234V128H235L237 125H238V126L240 125V126H239V127H240L239 130H238V129H234V128L231 129L230 126H229V127L227 126L228 129H227V128L223 129L224 127L222 126V129H221L222 132H221V131H219V132L221 133V135H223V131H226V130H227L228 134H231V133H232L231 131H233V129H234V130H235L234 133L236 134V130H238V133H237V136H238V137H235L234 133H233L234 136L231 134V136L233 137V138H232V137H231V138H232L233 140H232V141L229 140V143H230V142H233V143H230V144H233L232 148L235 150L236 147H239V148H238V150H239L241 146H242V148L245 146V145H244V144H246L245 139H247V138L250 139V137L247 136L248 134L245 133L246 130L243 129V127L241 126V124H237L236 126H235ZM244 125H243V126H244ZM254 125H255V124H254ZM38 126H39V128H40V125L37 124V130H38ZM46 126H47V125H46ZM46 126H44V131H45V132H47V131L45 130V127H46ZM50 126H51V125H49V127H50ZM58 126H59V125H58ZM67 126H64V127H67ZM112 126H113V125H112ZM130 126H131V127H130ZM132 126H133L134 128H136V129L134 130V128H133ZM157 126H158V125H157ZM202 126H203V128L205 127V125H202ZM260 126H261V125H260ZM51 127H52V128H51ZM51 127H50L49 129H52V130H53L54 127H53V126H51ZM60 127H61V126H60ZM64 127H63V128L61 127V128L64 129ZM160 127H161V126H160ZM179 127H178V128H179ZM231 127H232V126H231ZM263 127H264V126H263ZM34 128H35V127H34ZM46 128H47V127H46ZM67 128H69V127H67ZM70 128H72V127H70ZM111 128H112V130H111ZM157 128H158V127H157ZM161 128H162V127H161ZM193 128H192V129H193ZM203 128H202V129H203ZM205 128H207V125H206ZM205 128H204V130H205ZM236 128H237V127H236ZM250 128H251V127H250ZM250 128H248V131H251ZM257 128H258V127H257ZM257 128H256V129H257ZM27 129H28V130H32V131H31V134H30V132L27 133V131H28ZM42 129H43V128H42ZM49 129H48V130H49ZM58 129H59V128H58ZM143 129H144V128H143ZM148 129H149V127H148ZM162 129H163V128H162ZM174 129H176V128L174 127ZM179 129H180V128H179ZM179 129H178V130H179ZM187 129H188V128H187ZM195 129L197 130V128H194V133H195ZM207 129H209V131H210V128H207ZM230 129H231V131H230ZM240 129H241V130H244V132H243L244 135L241 133V130H240ZM249 129H250V130H249ZM262 129H263V128L260 129L261 131H259V128H258L257 130L253 129V131H251V132H252L251 135L254 134L253 132L258 131V132H256V133H257V136H258V135H259V136H263V135H262V132L264 133V129H263V130H262ZM52 130H50L51 132L48 131V132H50L49 135H52V137L49 136L50 138H47V139L44 137L46 140L40 139V137H42V136H44V135L47 136V135H48V132L45 133L44 135H42V131H41V135H42V136H41V135L39 136V140H38L39 143H38V144L40 145V144L43 143L42 141H46L48 145L46 144V142H44L45 145H43V144H44V143H43V144L41 145L42 147H39V146H38V148H39L38 150L40 151V152H38V153H40V155L44 154V152H46L47 154H52V153H48V151H49V152H53L51 149H53V150L55 149V150H54L55 153L53 152V155L55 154L54 156H56V158L59 159V161H57V159L54 158L55 163L57 162V165H58V166H57V165L55 166V164H54V162H53L54 160H52V161H50V160H46V157H45V154H44V155H42L43 159L40 160V161H42V163H41L42 166H41V167H44L43 164H45V166L47 167V165L49 164V162H50V164L53 162L52 164H53V165L55 166V168H56V169L54 168V171H53V172H55L56 174L54 175V174H52L50 171H49V172L52 174V176H53V175L55 176V179L59 176V177H58L59 179L57 178V179H58L57 182L61 180V183H62V184H63V183H64V184H68V186H69V180H70V183L72 182L70 185H71L72 187H74V186L76 187V188H73V189L71 190V191H73V192H74V189L76 190L77 187H78V188L80 187V186H79V181H80V182H83V183H81V185L84 184V183H86L87 181H90L89 177H88V179H89V180H88V179L85 178V176L90 175V178L93 177V178L91 179V181L94 180L95 182H96V181L98 182V179L100 180V178H101V177H99V176L102 174V173H101L102 171H100L101 174H97L98 172H96V171L99 170L98 167H97L98 170H95V171H92V170L89 169L91 172L86 171L87 167H85L86 169L81 167V166H82L81 163H83V162L81 161L80 158H82V157H81V156H78V155H79V153H78L79 150H77L78 148H77L76 146H78L79 144L77 145L76 143L78 142V140H80L81 143L83 144V142H82V136L84 135L83 132H82V136L79 134L80 137H78V135L75 134V135H76L75 137L80 138V139H78V140H77V138H76V141H77V142L74 141L75 144H76V146L74 145V142H72V141L75 139L74 134H73V135L70 134V136H71L70 139L73 138V137H74V139H72V141H71L72 143H71V142H68V146H69V144L71 143V146H72L71 148H72L73 150H76V151H73V150H71V148H68V149H69V150H68V149L64 146V145H66V142L69 141V140H67V141L65 140L66 142L62 141V142H63L62 145L60 144L61 142H60V143L58 142L59 139L62 140V138H63L62 136H64V135H62V133L64 134L65 132L62 131V133H61V132L59 131V135L61 134V135H62V136H61L62 138H61L57 133H55L56 137H57V136L60 137V138L58 137L59 139H58V138L55 139V141L57 142V143H55L54 140H53V138H54V137H53V133L56 132V129H55L53 132H52ZM65 130H66V128H65ZM70 130H71L70 133H72V129H70ZM70 130H69V131H70ZM91 130H92V129H91ZM137 130H138V129H137ZM184 130H186V129H183L182 132H183ZM188 130H190V129H188ZM254 130H255V131H254ZM39 131H40V130H39ZM139 131H141V130H139ZM144 131H145V130H144ZM172 131H173V130H172ZM205 131H206V130H205ZM207 131H208V130H207ZM212 131H213V130H212ZM239 131H240V132H239ZM90 132H91V131H90ZM92 132H93V131H92ZM150 132H151V130L148 131L147 135H149V134L152 135ZM167 132H168V130H167ZM187 132H188V133H187V135H186L185 137L189 140L190 137H188V135L191 133V131H187ZM189 132H190V133H189ZM197 132H199V131H197ZM213 132H214V134L216 133V131H213ZM213 132H211V133H213ZM219 132H217V135L215 134V135L217 136V138H219L218 141H220V140H221L220 138L222 137V136L220 135ZM230 132H231V133H230ZM246 132H247V131H246ZM259 132H260V133H259ZM33 133H34V132H33ZM67 133H68V132H67ZM67 133H66L65 135H66V137H68L67 139H69V136H68ZM74 133H75V132H74ZM129 133H130V131L128 132V134H129ZM134 133L132 132V134H134ZM153 133H155V131H153ZM184 133H185V132H183L182 134L184 135ZM239 133H240V134H239ZM248 133H249V135H250V132H248ZM29 134H30V135H29ZM35 134H36V133H35ZM92 134L94 135V132H93ZM96 134H97V132H96ZM125 134H127V133H125ZM128 134H127V135H128ZM132 134H131V135H132ZM156 134H157V133H156ZM173 134H174V133H173ZM173 134H170V135L168 134V136H172ZM192 134H193V133H192ZM200 134H201V133H200ZM205 134H206L205 137L209 135V134L207 135V133H205ZM214 134L211 135L212 137H214V138H213L214 140H212L213 142L216 140V139H215L216 136H214ZM218 134H219L221 137H220ZM28 135H29V136H28ZM55 135H54V136H55ZM86 135H87V134H85L84 136L86 137ZM88 135H90V133H89ZM93 135H92L91 138H93L94 144H93V141H91V142H92V144H93V147H96V149H97V148H99V147H97V146H100V144H101L100 142L102 141V143H103V139L101 140V138H102L103 136L101 137L100 135H99V136L96 135V136H98V137H101V138H98L99 140L97 139L99 145L96 146L95 143H96L97 141L95 142L96 138H95ZM129 135H130V134H129ZM137 135H138V134H137ZM161 135H162V134H161ZM193 135H194V134H193ZM202 135H203V134H202ZM240 135H241L242 138H243V136H244V142H243V145H241V143H242L241 140H243V139H241ZM242 135H243V136H242ZM245 135L247 136V138H245V137H246ZM30 136H31V137H30ZM32 136H33V139H32ZM113 136H114V137H113ZM116 136H117L118 138H117ZM134 136H135V135H134ZM145 136H146V135H145ZM159 136H160V135H159ZM162 136H163V135H162ZM162 136H160V138H161ZM165 136H166V134H165ZM190 136L192 137V135H190ZM218 136H219V137H218ZM228 136H230V135H228ZM66 137H64V138H66ZM85 137H84V138H85ZM87 137H88V136H87ZM89 137H90V136H89ZM126 137H128V136H126ZM135 137H138V136H135ZM135 137H133V138H135ZM205 137H204V138H205ZM225 137H226V136H225ZM225 137H222L223 140H224ZM263 137H264V136H263ZM263 137H262V138H263ZM20 138H21V140H20ZM51 138H52V139H51ZM84 138H83V139H84ZM94 138H95V139H94ZM106 138H105V139H106ZM113 138H117V139L120 140V142L122 141L123 143H120L119 141H115ZM139 138H142V137H140V135H139ZM144 138H145V137H144ZM151 138H152V137H148V138H147V141H146L145 139H143V138H142V139H143V141L145 140V143L148 142V141H149L150 143H151V141H152V143H153L154 140H152ZM154 138H155V136H154ZM160 138H159V140H160ZM166 138H167V137H166ZM173 138H175V137H173ZM193 138H194V136H193ZM231 138L229 137L228 139H231ZM49 139H50V140H53L54 145H49V144H51V143H48V142H52V141H50ZM89 139H90V138H89ZM117 139H116V140H117ZM123 139H124V141H123ZM148 139H149V140H148ZM175 139H176V138H175ZM178 139H179V138H178ZM181 139L185 141V138H184V137H182ZM181 139H179V140H180L179 143L182 142ZM228 139H227V140H228ZM260 139H261V137H260ZM260 139H259V140H260ZM40 140H42L41 143H40ZM61 140H60V141H61ZM63 140H64V139H63ZM85 140H88V139L85 138ZM90 140H91V139H90ZM100 140H101V141H100ZM106 140H108V139H106ZM113 140H114V141H113ZM159 140H158V142H159ZM161 140H163V139H161ZM161 140H160V141H161ZM200 140H201V143H202V138H201ZM223 140H221V142H222ZM256 140H257V139H256ZM15 141H16V146L14 145V144H15ZM20 141H21V142H20ZM80 141H79V142H80ZM156 141H157V140H155V142H156ZM224 141H225V140H224ZM224 141H223V143H225ZM247 141H248V139H247ZM250 141H251V139H250ZM27 142H28V141H27ZM30 142H31V141H30ZM30 142L28 143V145L30 144ZM34 142H35V141H34ZM53 142H52V143H53ZM115 142H119V143L122 144L123 146L120 147V144H119V143H115ZM167 142H168V141H167ZM171 142H172V140H171ZM171 142H170V143H171ZM173 142H175V141H173ZM186 142H187V141H186ZM186 142H184V143H186ZM206 142H207V141H206ZM209 142H210V141H209ZM213 142H212V143H213ZM221 142H220V143H221ZM11 143H12V146H11ZM64 143H65V144H64ZM145 143H143V144H145ZM150 143L148 144L149 147L151 146ZM163 143H164V142H163ZM170 143H169V145H170ZM175 143H177V142H175ZM182 143H183V142H182ZM182 143H181V145H182ZM184 143H183V144H184ZM212 143H207V144H210L209 146H213V144H214L215 142H214L213 144H212ZM250 143L253 144L254 147H256V148L259 147V146L257 147V145H260V144H257L258 142H253V143H252V141H251ZM259 143H260V142H259ZM20 144H19V145H20ZM33 144H34V143H33ZM55 144H56V145H55ZM57 144H58V145L60 144L63 148L65 147L64 149H66L67 151H70V150H71L72 152H75V154H73V153L71 152V154L73 155V158H74V156H76L77 158L80 157V158L78 159V160H79L78 162H80V163H79V170H80V167H81V168H82V171H80V172L78 171V172H79L81 175H82V173H83L84 176L79 175V173H78V174H75V175H78L77 178L74 177L75 175H74L73 177L70 176V174L67 175V174H68V170L63 169V168H64V165H62V163L66 165L65 161H66L67 159H69L70 156H69L67 159H63V158L66 157V154H67V153L65 152V156L63 157L62 155L64 154V150H63V148H62L61 146H60V147L62 148V151H61V148H60V147H59V149H58ZM72 144H73V145H72ZM96 144H97V143H96ZM103 144H104V143H103ZM109 144H110L111 146H110ZM124 144H125V145H124ZM153 144H154V143H153ZM158 144H159V143H158ZM167 144H168V143H167ZM202 144H204V143H202ZM226 144H227V143H226ZM251 144H249V145H251ZM19 145H18V146H19ZM23 145L26 146V144H24V142H23V144L21 145V147L19 146L20 150H24V149L22 148ZM30 145H31V144H30ZM46 145H47V147H48L49 149L46 147ZM89 145H90V146H89ZM118 145H117V146H118ZM164 145H165V144H164ZM169 145H168V146H169ZM175 145H177V144H175ZM175 145L173 144L172 146L175 148ZM179 145H180V144H178V146H179ZM204 145H205V144H204ZM214 145H216V143H215ZM228 145H229V144H228ZM234 145H235V146H234ZM253 145H252V146H253ZM262 145H263V144L261 143L260 146L262 147ZM18 146H17V147H18ZM24 146H23V147H24ZM35 146H37V144H36ZM50 146H51V149H50ZM52 146H53V147L57 146V147H56V148H53ZM66 146H67V145H66ZM68 146H67V147H68ZM73 146L76 147L77 149L73 148ZM80 146H81V145H80ZM88 146H89V148H90V147H91V144L88 143ZM101 146H102V145H101ZM145 146H146V145H145ZM160 146H161V145H160ZM183 146H184V145H183ZM183 146H182V147H183ZM205 146H207V145H205ZM222 146L224 147L223 144H222ZM225 146H226V145H225ZM229 146H230V145H229ZM263 146H264V145H263ZM6 147H5V148H6ZM69 147H70V146H69ZM83 147H84V146H83ZM112 147H113V148H112ZM141 147H142V148H141ZM146 147H147V146H146ZM214 147H215V146H214ZM230 147H231V146H230ZM247 147H248V145H247ZM11 148L8 150L9 152H7V153L10 155V157H7V158H9V159H7V158H3V157H5L6 155L8 156V154H6L5 156L2 155V157H1V154H2V153H5V152H6L5 150H7V149H5V150L3 149V151H5V152H2V153L0 152V153H1V154H0V158L3 159L2 161H5V159H6L7 161H10V159H11L10 164H11V163H13V164H19L20 161H21V158H19L18 163H14V162H15V158H16V159L18 158L16 152H18L19 150H18V151H14V150H11ZM21 148H22V149H21ZM31 148L33 149L34 147H31ZM35 148H36V147H35ZM46 148L48 149V151H47ZM111 148H112L113 150H110ZM119 148H117V149L119 150ZM155 148H156V147H155ZM185 148H186V147H185ZM211 148H212V147H211ZM215 148H218V150H219V146H218V145H216ZM224 148H225V147H224ZM228 148H229V147H228ZM262 148H263V147H262ZM79 149H80V148H79ZM90 149H92V148H90ZM93 149H94V148H93ZM96 149H94V150H96ZM142 149H143V150H142ZM146 149H147V148H146ZM168 149H169V148H168ZM175 149H177V148H175ZM183 149H184V147H183ZM15 150H17V149H15ZM25 150H26V149H25ZM30 150H31V149H30ZM30 150H28V151L31 152ZM33 150H34V149H33ZM38 150H37V151H38ZM45 150H46V151H45ZM50 150H51V151H50ZM66 150H65V151H66ZM100 150H101V149H100ZM148 150H149V148H148ZM157 150H158V149H157ZM160 150H161V149H160ZM164 150H165V149H164ZM236 150H237V148H236ZM236 150L233 151V152H237ZM255 150H256V149H255ZM263 150H264V149H263ZM0 151H2V149H1ZM35 151H36V149H35ZM173 151H174V150H173ZM178 151H179V149H178ZM258 151H259V149H258ZM23 152H24V151H23ZM29 152H27V153H29ZM41 152H43V153L41 154ZM76 152L78 153V155L76 154ZM93 152H94V151H92V153H93ZM147 152H148V151H147ZM165 152H166V151H165ZM169 152H170V151H169ZM212 152H213V151H212ZM233 152H232V153H233ZM255 152H256V151H253L252 153L255 154ZM261 152H262V151H261ZM19 153H20V152H19ZM34 153H35V152H34ZM96 153H97V152H96ZM143 153H144L145 155H144ZM149 153H150V152H149ZM170 153H171V152H170ZM174 153H175V154H174ZM216 153H217V152H215V154H216ZM220 153H221V152H220ZM227 153H229V152H227ZM237 153H238V156L235 155V156H237V157H240V156H242V155L244 154V153H243V154H242V153L240 154V151H238ZM247 153H248V152H247ZM247 153H245V154L243 155L245 158L242 156V159H240L239 161H242V160H243V161H246V164H248V162H249L248 160L253 159V158L256 156L255 158H257V159L259 160V162L261 163V164H260V163L257 164V163H258V162H257L256 164H257V165H261V166H262V164H264L263 162H261V160H262V161L264 160V158L260 157V156H262L261 154H259V156H258L257 154L254 156V155L251 153V151H250L249 153L253 155V156L251 155L253 158H249L250 156H248ZM256 153H257V152H256ZM263 153H264V152H263ZM23 154L26 155L25 152H24ZM36 154H37V153H36ZM36 154H35V156L37 157ZM56 154H57V155H56ZM100 154H101V153H100ZM102 154H103V153H102ZM102 154H101V155H102ZM112 154H111V155H112ZM115 154H114V155H115ZM142 154H143V155H142ZM150 154H151V153H150ZM164 154H165V153H164ZM172 154H173L174 156H175V155H177V156L180 155L179 153H178V154H179V155H178L177 152H172ZM172 154H170V155H172ZM181 154H182V153H181ZM239 154H240V156H239ZM246 154H247V156H246ZM19 155H20V154H19ZM29 155H30V153H29ZM32 155H33V154H32ZM96 155H97V154H96ZM131 155H130V157H132ZM141 155L143 156V158H142ZM153 155H154V154H153ZM153 155H152V154H151V155H149V154L147 155V156H149L148 159H150V161L147 160V163L145 162V165L142 166L140 160H139L140 164H138L139 162L137 163V170H138V172H139V168H141V166H142V169H140V170H141L140 172H142V174L145 173V174H146L147 176H149V177H150V175H151V181H154V177H153L152 175L155 174V171H156V168H157V167H156V168L151 167V164H152V163L149 164L150 162H153V163H154L152 166H154V165L157 164V165H158V168H159L160 165H162L163 167L161 166V170L166 168V169H167V170H166L167 172H166V171H163V172L161 171L160 173H164V172H166L167 174L170 173L169 175H172V174H171V172H168V168H170V167L173 168V167H175V166H178L177 168H179L180 165H181L180 167H184L183 164H184L185 162L183 163L182 161H185V160H183V159H185V158H184L182 155H180V156H182V158L179 156V157H180L179 159H182V161H180V160L177 158V156H176L175 158H173V155H172V159H169L168 157H166V159H164L165 157H162L160 153H159L160 156L157 154L158 156L155 155V157H154ZM188 155H189V154H188ZM224 155H225V154H224ZM228 155H229V154H228ZM16 156H17V157H16ZM33 156H34V155H33ZM33 156H32V158H33ZM46 156H47V155H46ZM58 156H59V158H58ZM82 156H83V155H82ZM98 156H99V155H98ZM116 156H117V155H116ZM119 156H120V155H119ZM144 156H145V157H144ZM151 156H153V157H151ZM231 156H233V154H232ZM231 156H230V155H229V156L226 155V157H230V158H231ZM20 157H21V156H20ZM25 157H27V156H25ZM39 157H40V156H39ZM42 157H41V158H42ZM44 157H45V160H46L47 162H44V161H45V160H44ZM60 157H61V158H60ZM62 157H63V158H62ZM125 157H124V158H125ZM196 157H197V156H196ZM222 157H223V156H222ZM246 157H248L249 159H247ZM258 157H259L260 159H259ZM23 158H24V156H23ZM32 158L29 157V159H32ZM49 158H50V157H47V159H49ZM83 158H84V157H83ZM107 158H108V157H107ZM111 158H112V157H111ZM121 158H122V157H121ZM170 158H171V156H170ZM261 158H262V159H261ZM29 159H28V161H29ZM113 159H114V158H113ZM223 159H225V158H222V160H223ZM226 159H227V158H226ZM234 159H235V158H234ZM238 159H239V158H238ZM244 159H245V160H244ZM33 160H35V158H34ZM36 160H37V158H36ZM38 160H39V159H38ZM43 160H44V161H43ZM63 160H64V162H62ZM76 160H77V159H76ZM82 160H83V159H82ZM125 160H126V159H125ZM200 160H201V159H200ZM211 160H212V159H211ZM230 160H231V159H230ZM25 161H26V159H25L24 161H22L21 163H23V162H25ZM67 161H68V160H67ZM67 161H66V162H67ZM72 161H73V159H72ZM128 161H127V162H128ZM145 161H146V159H145ZM148 161H149V163H148ZM233 161H235V160H233ZM251 161H252V160H251ZM16 162H17V160H16ZM202 162H203V160H202ZM202 162L200 163V166H199V167H201V173H200L199 171H197V170H200V169H197V168H196V167H198L197 165H191L192 167L195 166V167H194L195 169L192 168L195 172H194V171H191V172H194V173H195V174H193L194 176H195L196 174H198V172H199V174H198V178H199V175H200V177H201V175H202V177H203V176L205 175L203 172H204L205 170L207 171V169H205V168H207V167L205 166V165H206L205 162H203V163H202ZM216 162H217V161H216ZM216 162H215V164H216ZM253 162H255V160H254ZM21 163H20V166L22 165ZM26 163H27V161L24 163V166H25V167H26V165L29 164V163H28V164H26ZM47 163H48V164H47ZM74 163H75V160H74ZM135 163H136V162H135ZM182 163H183V164H182ZM196 163H197V162H195V164H196ZM198 163H199V161H198ZM198 163H197V164H198ZM207 163H208V162H207ZM222 163H223V162H222ZM229 163H230V162H229ZM240 163H241V162H240ZM240 163H238V164H240ZM8 164H9V162H8ZM8 164H7V165H8ZM10 164H9V165H10ZM39 164H40V162H39ZM41 164H40V165H41ZM46 164H47V165H46ZM76 164H77V163H76ZM83 164H84V163H83ZM86 164H87V163H86ZM142 164H144V162H143ZM201 164H202V166H201ZM231 164H232V163H231ZM30 165H32V163H31ZM140 165H141V166H140ZM207 165H208V164H207ZM251 165H252V164H251ZM5 166H6V165H5ZM14 166L18 167V165H14ZM20 166H19V167H20ZM32 166H33V165H32ZM36 166H37V165H36ZM50 166H52V165H50ZM83 166H84V165H83ZM96 166H97V165H96ZM131 166H132V165H130V167H131ZM133 166H135L134 163H133ZM139 166H140V167H139ZM227 166H228V165H227ZM231 166H232V165H231ZM253 166H254V165H253ZM6 167L8 168V166H6ZM11 167H13V166L11 165ZM21 167H22V166H21ZM21 167H20V169H17L18 171L22 169V170L19 171V172L17 171L19 174H20V172L23 173L22 171L24 170L23 167H22V168H21ZM46 167H44L43 170L41 169L42 171L39 169V170L41 171V173H42L43 171H45L44 169H45ZM52 167H53V166H52ZM57 167H58V168H57ZM103 167H104V166H103ZM143 167H144V168H143ZM148 167H149V169H151V168H154V169H151V170H148V169H147L148 171H150V173H146V171L143 173L142 170H146L145 168H148ZM187 167L190 168L189 165H188ZM204 167H205V168H204ZM234 167H235V166H234ZM237 167H238V166H237ZM237 167H236V168H237ZM259 167H260V166H259ZM9 168H10V167H9ZM33 168H34V167H33ZM91 168H92V167H91ZM94 168H95V167H94ZM133 168L136 169L135 167H133ZM175 168H176V167H175ZM189 168H186V166H185V169H183V170H186V169L189 170ZM227 168L229 169V167H227ZM257 168H258V167H257ZM1 169H2V168H1ZM10 169H11V168H10ZM34 169H35V168H34ZM47 169H48V168H47ZM52 169H53V168H52ZM83 169H84V170H83ZM179 169H180V168H179ZM179 169H178V171H179ZM190 169H191V168H190ZM192 169H191V170H192ZM204 169H205V170H204ZM255 169H256V168H255ZM8 170H9V169H8ZM87 170H88V169H87ZM93 170H94V169H93ZM108 170H109V169H108ZM152 170H153L154 172H152ZM159 170H160V169H159ZM159 170H158V173H159ZM173 170H174V172L177 171V169L175 170L174 168H173ZM183 170H182V168H181L182 175L186 173V171H184V172H185V173H184ZM202 170H203V171H202ZM247 170H248V169H247ZM252 170H253V169H252ZM256 170H259V169H256ZM256 170H255V171H256ZM10 171H11V170H10ZM12 171H13V170H12ZM31 171H32V170H31ZM64 171H65L67 174H66ZM83 171H84V172H83ZM124 171H125V170H124ZM124 171H123V173L125 174V172H127V171H125V172H124ZM148 171H147V172H148ZM196 171H197V173H196ZM2 172H3V171H2ZM5 172H6V171H5ZM26 172H27V171L25 170V171H24V174H25ZM76 172H77V171H76ZM181 172L179 171L178 173L180 174ZM189 172H190V170H189ZM191 172H190V173H191ZM256 172H257L256 174L258 175V171H256ZM3 173H4V172H3ZM10 173H11V172H10ZM18 173H17V176L19 175ZM30 173H31V172H30ZM37 173H39V172H37ZM112 173H113V172H112ZM127 173H128V172H127ZM131 173L134 175V174H135V170H133V172H131ZM136 173H137V172H136ZM156 173H157V171H156ZM166 173H165V174H166ZM202 173H203V174H202ZM250 173H251V172H250ZM263 173H264V172H263ZM263 173H262V174H263ZM11 174H12V173H11ZM85 174H86V175H85ZM124 174H122V175L118 174V175H119V178L116 177V176H114V177H116L115 180H114V179L110 180L111 178L109 179V180H110L109 183H110L111 181L114 183V181H116L117 178H118V180H119V179H120V176H123V178L121 177V179H120L121 182H119V181L116 182V183H117V186H115V185H116L115 183H114V184H113V183L108 184V185H112V184H113V185L116 187V189H115V187L112 188L113 185H112L111 187H110V186H107V187L105 186V187H106V188H104V189H106L105 191H103L102 188H99V189H100V191H99V189H98V193H100L99 195L102 196V198H104V196H105V192L107 191L108 187L111 188V189L109 188V192H110V193H113V191H116L115 194H116L117 192H119V191H121V193L119 192L120 194H122L123 192L125 193L126 191H124V188L126 189V187H127V188H130V187H131V188L133 189V187H134L133 184H134V183L131 184V181L128 180V181H130V184L133 186V187H132V186L128 187V186H127V183H126L127 180H125L126 178L129 177L130 173H128V174H129L128 177H126V174H125V177H126V178L124 177ZM132 174H131V177H132ZM138 174H139V173H138ZM142 174H141V175H142ZM149 174H150V175H149ZM165 174H164V175H165ZM191 174H192V173H191ZM206 174H207V173H206ZM234 174H235V173H234ZM254 174H255V173H253V176H254ZM256 174H255V175H256ZM8 175H9V177H10V174H8V173L5 174V176H8ZM27 175H28V174H27ZM42 175H43V174H42ZM47 175H48V174H47ZM56 175H57V176H56ZM72 175H73V174H72ZM96 175H97V176H96ZM136 175H137V174H135L134 176L136 177ZM146 175H145V176H146ZM156 175H157V174H156ZM161 175H162V174H161ZM193 175H189V174H188V171H187L186 175L183 176V179H186V180L188 181V180H189V179L187 178L188 176H189V177L191 176V179H194ZM251 175H252V174H251ZM3 176H4V175H3ZM11 176H12V175H11ZM20 176H21V177H20ZM22 176H24V175L20 174L19 177H18V179H19V178H22ZM38 176H39V175H37L36 177L38 178ZM54 176L52 177V179L54 178ZM80 176H81V178H82V177L85 178V180H87V181L85 182L84 180H82L83 178H82V179L79 178ZM95 176L97 177L96 180H95ZM101 176H102V175H101ZM134 176H133V177H134ZM142 176H143V175H142ZM142 176L139 177V178H137V179H140V178H141L140 180H142V178H143ZM166 176H168V175H166ZM173 176H175V175L173 174ZM196 176H197V175H196ZM261 176H262V175H261ZM0 177H1V176H0ZM13 177H14V176H13ZM60 177L63 178V179H69V180H68V183H65V181H64L63 179H60ZM149 177H147V178H149ZM152 177H153V178H152ZM192 177H193V178H192ZM202 177H201V179H202ZM255 177H256V176H255ZM78 178L80 179L79 181H77ZM112 178H113V177H112ZM124 178H125V179H124ZM196 178H197V177H196ZM198 178H197V179H198ZM12 179H13V178H12ZM25 179H26V178H25ZM38 179H39V178H38ZM52 179H51V180H52ZM55 179H53V180H55ZM122 179H124V180H125V183H126V184H125V183L123 182V183L126 185V186H124V188L120 187V185L122 186V184H121L122 181H123ZM128 179H129V178H128ZM130 179H131V178H130ZM137 179L134 178L133 181H135V180H137ZM145 179H146V178H145ZM149 179H150V178H149ZM152 179H153V180H152ZM156 179H158V178H156ZM156 179H155V180H156ZM40 180H41V179H40ZM53 180H52V181H53ZM81 180H82V181H81ZM143 180H144V179H143ZM146 180H147V179H146ZM199 180H200V178H199ZM258 180H259V179H258ZM258 180H257V181H258ZM4 181H5V180H4ZM19 181H20V180H19ZM25 181H26V180H25ZM49 181H50V180H49ZM62 181H63V182H62ZM94 181H93V182H94ZM100 181H101V180H100ZM133 181H132V182H133ZM137 181L140 182L139 180H137ZM151 181H148V182H147V181H144V183L147 182V183L149 184V182H150V183L152 184L153 182H151ZM27 182H28V181H27ZM66 182H67V180H66ZM95 182H94V183H95ZM97 182H96V183H97ZM158 182H159V181H158ZM158 182H157V183H158ZM167 182H168V181H167ZM200 182H201V181H200ZM220 182H222V181H220ZM220 182H219V183H220ZM41 183H42V182H41ZM51 183H52V182H51ZM98 183H99V182H98ZM100 183H101V182H100ZM118 183H119V184H118ZM141 183H142V184L139 185V184H140V183H139L138 186H137V183L135 184L138 188H135V187H134V191H137V192H138L139 188H141V187H139V186H143V185H144V183H143L142 181H141ZM155 183H156V182H155ZM155 183H154V184H155ZM157 183H156L155 185L152 184V185H153L152 187H151V184H150V187H148V185L146 184L147 187H143V189L141 188V189L143 190V191H141L143 194L140 193V194H142V197H143V195H147V194H149V192L145 194V188H146V189H149V188H150V190H152L151 188H153L152 191L156 192V191L158 190V188H159V187L157 186V185H158ZM197 183H198V182H197ZM225 183H226V182H225ZM228 183H229V182H228ZM230 183H231V182H230ZM37 184H38V183H37ZM74 184H75V185H74ZM77 184H78V186H76ZM89 184H91V183L88 182L87 185H89ZM102 184H103V186H104L106 183H102ZM124 184H123V185H124ZM212 184H213V183H212ZM216 184H217V183H216ZM31 185H32V184H31ZM92 185H94V184H92ZM92 185H91V186H92ZM97 185H98V184H97ZM184 185H185V184H184ZM227 185H228V184H227ZM25 186H26V185H25ZM84 186H85V185H84ZM94 186H96V184H95ZM118 186H119V187H118ZM263 186H264V185H263ZM263 186H262V187H263ZM11 187H12V186H11ZM35 187H37V186H35ZM35 187H34V190H35ZM44 187H45V186H44ZM57 187H58V186H57ZM69 187H70V186H69ZM72 187H71V188H72ZM81 187H82V186H81ZM81 187H80L79 189H82V188H83V187H82V188H81ZM85 187H86V186H85ZM97 187H98V186H97ZM97 187H95V188L97 189ZM117 187L119 188L118 191H117ZM201 187H202V186H201ZM212 187H213V185H212ZM27 188H29V186H28ZM27 188H26V190H27ZM31 188H32V187H30V190L28 189L29 191L27 190V192H30V191H31V193H33V195H34V193H37V192L40 194V191H41V193H42V190L44 189L43 186L41 185V186H39L40 191H39V189H37V188H36V190L34 191L33 188H32V190H33V192H32ZM63 188H64V187H63ZM87 188H90V187L88 186ZM95 188L93 187V189H95ZM121 188H122V190H120ZM228 188H229V187H228ZM79 189H78V190H79ZM93 189H92V190H93ZM135 189H137V190H135ZM141 189H140V190H141ZM37 190H38V191H37ZM57 190H58V189H57ZM65 190H66V188H65ZM101 190L103 191L102 194H101ZM150 190H148V191H150ZM212 190H213V189H212ZM231 190H232V189H231ZM12 191H13V190H12ZM36 191H37V192H36ZM44 191H45V190H44ZM47 191H48V190H47ZM81 191H82V190H81ZM94 191H95V190H94ZM96 191H97V190H96ZM127 191H129V190H127ZM146 191H147V190H146ZM213 191H214V190H213ZM243 191H244V190H243ZM13 192H14V191H13ZM13 192H12V194H14ZM62 192H63V191H62ZM69 192H70V191H69ZM91 192H92V191H91ZM107 192H108V191H107ZM107 192H106V196H105V197L108 196L107 194H109V196L111 195L110 197H112V194H110L109 192L107 193ZM130 192H132L131 189H130ZM139 192H140V191H139ZM139 192H138V194H139ZM150 192H151V191H150ZM159 192H160V191H159ZM8 193H9V192H8ZM38 193H37V195H38ZM63 193H64V192H63ZM66 193H68V192L66 191ZM71 193H72V192H71ZM71 193H70V194H71ZM74 193H75V192H74ZM96 193H97V192H96ZM124 193H123V194H124ZM126 193L128 194V192H126ZM126 193H125V194H126ZM133 193H135V192H133ZM133 193H130V194H132V195L134 196L135 194H133ZM58 194H59V193H58ZM72 194H73V193H72ZM103 194H104V195H103ZM113 194H114V193H113ZM120 194H118L117 197H119ZM125 194H124V195H125ZM127 194H126V196H127ZM130 194H129V195H130ZM138 194L136 193V196H137V197L140 196V195H138ZM40 195H41V194H40ZM67 195H68V194H67ZM239 195H240V193H239ZM62 196H63V195H62ZM69 196H71V195H69ZM73 196H74V198H75V197L77 196V194H76V195L74 194ZM115 196H116V195H114V198H115ZM126 196H124V198H125L124 201H125V200H126V201L129 200V201H127L126 205L128 204V202H130L131 200H133V198H137V197H135V196L133 197V196L130 195V196H128L129 198L126 199ZM154 196H155V195H154ZM154 196H153V193H152L151 196H150V195H149L148 197L145 196L146 199L141 197L142 200L145 199V200L148 201V205H147V202H146V201H142V200L140 199V197L137 198V202L139 201L138 199H140V200L142 201V202L139 201V202L141 203V205L143 204V202H145V204H146L145 207H146V206L148 207V208L146 207V209H147V210L150 209L151 211H153L154 207L156 206V202H157V201L155 200V197H154ZM203 196H204V195H203ZM110 197H109V198H110ZM120 197H121V196H120ZM132 197H133V198H132ZM69 198H70V197H69ZM71 198H72V197H71ZM71 198H70V199H71ZM121 198H122V197H121ZM59 199H60V198H59ZM70 199H69V200H70ZM115 199H116V198H115ZM65 200H66V199H65ZM65 200H64V201H65ZM69 200H68V201H69ZM134 200H135V199H134ZM70 201H71V200H70ZM102 201H103V200H102ZM121 201H123V200H121ZM86 202H87V201H86ZM134 202H135V201H134ZM137 202H136V204H137ZM104 203H105V202H104ZM123 203H124V202H123ZM131 204H132V203H131ZM3 205H4V203H3ZM3 205H2V206H3ZM126 205H125L124 207H127L128 210H131V209L129 208V207H131V206L128 207V206H126ZM128 205H129V204H128ZM134 205H135V204H133L132 206L134 207ZM137 205L140 207L139 204H137ZM2 206H1V207H2ZM6 206H8V204H7ZM122 206H123V205H122ZM9 207H11V206H9ZM9 207H8V209H11V208H9ZM13 208H14V207H13ZM134 208H135V207H134ZM134 208H133V209H134ZM143 208H144V207H143ZM151 208H152V209H151ZM159 208H160V207H159ZM4 209H5V207H4ZM133 209H132V210H133ZM141 209H142V208H141ZM146 209H145V210H146ZM161 209H162V208H161ZM20 210H21V209H20ZM124 210H125V208H124ZM128 210H127V211H128ZM136 210H137V209H136ZM142 210H144V209H142ZM1 211H2V210H1ZM24 211H25V210H23V211L21 210L20 213L23 214ZM125 211H126V210H125ZM5 212L7 213L6 210H4V213H5ZM12 212H15V211H12ZM145 212H146V211H145ZM149 212H150V211H149ZM155 212H156V211H155ZM2 213H3V212H2ZM6 213H5V214H6ZM15 213H16V215L18 216V213H17V212H15ZM15 213H12V215L10 214V215H8V216H6L7 214H6V215L4 214V218H5V220H6L5 223L3 222V221H4V218L2 217L3 215L1 216V214H0V217H2V218H0V219H1V220H0V223H1V221L3 222V223L0 224V230L6 226V227L4 228V230H6V231L2 230V232H5L4 235H6V232L10 233L11 230H12L13 233H14V231H17V230L20 229V228H19L20 226H17V228H16V225H15V222H16V221H17V225H18L19 222H20V223L22 224V226H24V224H23L24 221H26V222L28 221L27 223H31L32 220H33V221L36 220V219H37V221L39 220V217H35V218H34V216H32V220H31V217H30V220H31V221H30V220L28 219V215L26 214L27 216H25V215L23 214V216L26 217V218H23V216H22V218H23L24 220H22V219L17 220L16 217H15V218H14L15 221H13V214L15 215ZM152 213H153V212H152ZM8 214H9V213H8ZM154 214H155V213H154ZM33 215H34V214H33ZM152 215H153V214H152ZM156 215H157V212H156ZM158 215H159V214H158ZM161 215H162V214H161ZM6 217H8L7 219H9L10 217H11L12 219H9V220L7 221ZM232 217H233V216H232ZM17 218H18V217H17ZM20 218H21V216H20ZM156 218H157V216H156ZM2 219H3V220H2ZM26 219H27V220H26ZM41 219H42V218H41ZM199 219H200V218H199ZM206 219H207V218H206ZM225 219H226V218H225ZM232 219H234V218H232ZM20 220H21L22 222H21ZM42 220H44V219H42ZM53 220H54V219H53ZM75 220H76V219H75ZM9 221H10V222H9ZM12 221H13L14 223H13ZM37 221H36V222H37ZM66 221H67V220H66ZM79 221H80V220H79ZM7 222H9V223H7ZM11 222H12L14 225H13V224L10 225ZM36 222H35V223H36ZM38 222H39V221H38ZM48 222H49V221H48ZM69 222H71V221H69ZM75 222H76V221H75ZM6 223H7L8 227H7ZM27 223H25V224L27 225V228H25L26 225H25L24 227H22V229H23V228L25 229V230L23 229V230H24V233H23V230H22V231L19 230V231H21V233H20L21 236H22L23 234H24V235L26 234V233H25L26 230H27L28 233H30V230H29L28 228H31V226L29 227L28 225L37 226V223H36V225L33 224L34 222H33L32 224H27ZM49 223H50V222H49ZM62 223H63V222H62ZM228 223H229V222H228ZM245 223H246V222H245ZM2 224H5V226L2 227ZM21 224H20V225H21ZM39 224H40V223H39ZM39 224H38V225H39ZM43 224H44V223H43ZM63 224H66V223H63ZM63 224H61L62 227L58 226L59 228H61L60 230H59V228H58V229H54V230L52 229V230L54 231V234L51 233L52 230H50L51 232H50V231L47 232L48 229H50V228H48V229L46 230L47 233H49V234L51 233V235H50L49 238H54L53 240H54L56 243H55L54 241H52V243H50V242L47 241V240H45V242H44V240H40V238H39L40 236H37L38 233H36V229H34V230H33V231H35L34 234H36L37 237H36V236L33 237L32 240H33V239L35 240L36 238H38V239H37L38 241H39V240L42 241V242L39 241V243H41V244H39V243L37 242V240H35V241L37 242V244H36V242H35V245H34V244H33V243H34V240L32 241V240L29 239V241H30V242H33V243L30 244V245H28V244H29V242H27V240H28V238H27L28 235L26 234V235L24 236V237H25L24 240H23V238H22L23 236H22V237L20 236V237L22 238V240L24 241V243H25V240H26V242L28 243V244L25 243V244L28 245V246H25V247L23 248L22 251H19L20 253L22 252V253H21V256H18L17 253H16V252L18 251V248H20V250H21L22 247H23V246H21V245H22L21 242H19V243H21L20 245L18 244L20 247H19L18 245H16V244H10L11 242H10V243L8 242V244H10L11 247L9 248V245L6 246V244H5V246H6V250H5V251H6V252L3 250L2 253H1V251H0V255L3 256V252H4V253H5L4 256H5L6 253H7L6 257H8V258H7L8 260H9V258L11 257V256H8V255H9V254L11 255L13 252H14V254H16V255L18 256V258H16L17 256L15 257V255L12 254V255L14 256V258H16L17 260H15L13 257H11L10 260L12 259L13 262H11V261L9 260V263L7 262L8 264H10V263H11V264H14V260H15V261H18V259H19V260H21V259L23 260V261L21 260V261H22V264H23V263H24V264H38V263H40V264H46V263H47V264H48V263L51 262V261L54 262L53 260H55V258H56V257L54 258V256H57V257L60 256V257H58V258H60L61 260L64 258V259L67 261V260L69 259V258H68L69 255H68V254H70V253H72V252H74V251L76 252V253L74 252V254H76V255H75L76 257L83 256V255H84L85 258H88L89 256H88V255L86 256L87 253H88L89 255H92V253H90V251H88V248H87V250L85 249V248H86L85 245H86V246L88 245L87 247H89V244H90L91 242H94V241H92V238H93L94 240L97 239L96 242H99V241H98V237H96V235H95L96 233H95L94 235H93V233H92V229H94V231L96 232V229H97V228H94V227L92 226V227H91L92 229H90V231H88V233H86V235L88 234L90 237L87 238V237H85V236H86V235H85V236H83V237H85V238L82 237L83 239L81 238V240H80L81 242H79V243L76 244V243H72V241L69 240V239H71L72 237H69V238H68V235L71 234L70 232L73 230L72 228H76V229H77V227H76L77 224L74 225L75 227H74L71 223H70V225H69V223H68V226H67V224H66L67 227H66L65 225H63ZM73 224H74V221H73ZM200 224H201V223H200ZM220 224H221V223H220ZM71 225H72V227H71ZM206 225H207V224H206ZM233 225H234V224H233ZM9 226H10V227H9ZM14 226H15V228H11V227H14ZM56 226H57V225H56ZM77 226H78V225H77ZM86 226H87V225H86ZM90 226H91V225H90ZM122 226H123V225H122ZM192 226H193V225H192ZM209 226H210V225H209ZM1 227H2V228H1ZM37 227H38V226H37ZM37 227H35V228H37ZM111 227H112V226H111ZM111 227L108 228V231H111V230L113 229V228H111ZM126 227H128V226H126ZM199 227H201V226H199ZM199 227H198V229H199ZM10 228H11V230H10ZM18 228H19V229H18ZM32 228H33V227H32ZM40 228H41V227H39V229H40ZM78 228H79V227H78ZM85 228H86V227H85ZM110 228H111V229H110ZM128 228H129V227H128ZM217 228H218V227H217ZM241 228H242V227H241ZM45 229H46V227H45ZM114 229H115V228H114ZM129 229H131V228H129ZM214 229H215V228H214ZM221 229H223V228H220V231H221ZM78 230H79V229H78ZM80 230H81V229H80ZM116 230H117V229H115V231H114V230H112V231L114 232L113 234L115 235V237H116L117 240L123 241V243H124L126 240L128 241L129 237H128V239H127V236H126V235L129 234V233H127V231H126L127 234H126V233H123V234H126V235H121L122 232L120 233L119 230H118V231H116ZM121 230H122V229H121ZM125 230H127V229H125ZM217 230H218V229H217ZM56 231H57V233H55ZM97 231H98V230H97ZM108 231H106L107 234H108V236L111 235V236H109V237L112 238V235H113V234H112V231H111V233L108 232ZM147 231H148V230H147ZM209 231H210V229H209ZM248 231H249V230H248ZM89 232H90V234H89ZM98 232H99V231H98ZM106 232H105V233H106ZM118 232H119V233H118ZM128 232H129V231H128ZM132 232H133V231H132ZM195 232H196V231H195ZM223 232H224V229H223ZM240 232H241V231H240ZM8 233H7V234H8ZM11 233H12V232H11ZM15 233H18V231L15 232ZM72 233H73V231H72ZM91 233H92V234H91ZM130 233H131V232H130ZM139 233H140V232H139ZM213 233H214V232H213ZM221 233H222V232H221ZM235 233H236V232H235ZM31 234H32V230H31V233L29 234V236H30ZM41 234H42V230H41V233H40L39 235H41ZM101 234H102V232H101ZM101 234H100V235H101ZM116 234H117V236H116ZM132 234H133V233H132ZM134 234H135V232H134ZM144 234H145V233H144ZM144 234H143V235H144ZM217 234H218V233H217ZM0 235H1V234H0ZM9 235H10V237H11L12 234H8V235H6V237H5V236H2V235H1V236H2V237H5V238H8ZM13 235H14V234H13ZM13 235H12V236H13ZM16 235H17V234H16ZM18 235H19V234H18ZM97 235H99V233H97ZM100 235H99V237H100ZM135 235H136V234H135ZM224 235H225V234H224ZM43 236H45V235H43ZM43 236H41V237H43ZM101 236H102V237L99 238V240H101V239L103 238V235H101ZM108 236H106V237L109 238ZM171 236H172V235H170V236H168V237H171ZM200 236H201V235H200ZM231 236H232V235H231ZM234 236H235V235H234ZM13 237H16V236H13ZM17 237H18V236H17ZM104 237H105V236H104ZM130 237H131L130 239H132L133 236L131 235ZM150 237H151V236H150ZM176 237H177V236H176ZM178 237H179V235H178ZM207 237H208V235H207ZM228 237H229V236H228ZM244 237H245V236H244ZM251 237H252V235H251ZM5 238H4V239H5ZM11 238H12V237H11ZM26 238H27V239H26ZM30 238H31V237H30ZM74 238H75V237H74ZM74 238H72V239H74ZM78 238H79V237H78ZM78 238H77V239H78ZM86 238L89 239V240L91 239V240H90L91 242H90L89 240H87ZM107 238H106V239H107ZM110 238H109V239H110ZM113 238H114V237H113ZM134 238L136 239V236H134L133 239H134ZM148 238H149V236H148V237H145L146 240H148ZM152 238H153V236H152ZM174 238H175V237H173V238L171 237V239H173V241H174ZM226 238H227V236H226ZM4 239H3V241H4ZM12 239H13V238H12ZM14 239H16V238H14ZM84 239H85V240H84ZM103 239H104V238H103ZM103 239H102V241H103ZM106 239H104V240L106 241V242L104 241L105 243H107V241H108V239H107V240H106ZM130 239H129V240H130ZM133 239H132V240H133ZM232 239L234 240L233 237H232ZM254 239H255V238H254ZM82 240H83V241H82ZM110 240H111V239H110ZM117 240H116V241H117ZM136 240H137V239H136ZM162 240H163V239H162ZM167 240H168V239H166V241H167ZM183 240H184V239H183ZM225 240H228V241H229L230 239H225ZM225 240H224V241H225ZM255 240H256V239H255ZM255 240H254V241H255ZM0 241H1V240H0ZM3 241H2V242H3ZM6 241H8V240L6 239L5 242H6ZM11 241H12V240H11ZM17 241H18V240H17ZM17 241H16V242H17ZM78 241H79V240H78ZM112 241L115 242V238L112 239ZM139 241H140V240H139ZM141 241H142V240H141ZM155 241H156V239H155ZM169 241H170V240H169ZM257 241H258V240H257ZM2 242H1V244H2ZM73 242H74V241H73ZM75 242H76V241H75ZM88 242H90V243L88 244ZM108 242H110V241H108ZM117 242H119V241H117ZM146 242H149V244H151V240H150V239H149L148 241H146ZM160 242H161V240H160ZM170 242H171V241H170ZM182 242H183V241H182ZM237 242H238V240H237ZM237 242H236V240L230 242V243H229V245H230L229 248H233V249H236V250L239 249V245H238ZM13 243H14V241H13ZM42 243H43V244H42ZM49 243H50V244H53V245H54V243H55L54 247L52 246V247H53V248H52V247L49 245ZM94 243H95V242H94ZM123 243H122V244H123ZM143 243H144V242H143ZM180 243H181V242H180ZM216 243H217V242H216ZM3 244H4V243H3ZM45 244H47V246L50 247V249H48L50 253L47 251L49 254H48V253H47V254H43V253H42V255H39V254H40V251L42 252V249L40 250L39 248H37V249H39V251H37V250H36V251L39 252V254H36V253H37V252H36L35 255H31L32 252H33V254H34V250L36 249V245H37V246H41V247L43 248V250L46 251V248L43 247V246H45ZM75 244H76V245H75ZM91 244H92V243H91ZM98 244H99V243H98ZM107 244H108V243H107ZM115 244H116V242H115ZM132 244H134V243H132ZM139 244H140V242H139ZM156 244H158V243H156ZM168 244H170V243H168ZM176 244H177V243H176ZM185 244H187V243H185ZM224 244H225V243H224ZM259 244H260L259 242H255V243H254V246H255V247H259ZM12 245H13V246H12ZM14 245H16V247H17L16 249H14V248H15ZM42 245H43V246H42ZM96 245H97V243H96ZM111 245H113V242H111ZM116 245H117V244H116ZM116 245H114V246H116ZM142 245H144V244H142ZM145 245H146V244H145ZM163 245L165 246V244H163ZM174 245H175V244H174ZM182 245H183V244H182ZM220 245H221V244H220ZM222 245H223V243H222ZM2 246H3V245H2ZM47 246H46V247H47ZM105 246H106V245H105ZM108 246H110V245H108ZM119 246H120V245H119ZM121 246H122V245H121ZM125 246H126V245H125ZM135 246H136V245H135ZM137 246H138V242H137ZM146 246H147V245H146ZM152 246H153V249H154V245H152ZM170 246H171V245H170ZM189 246H190V245H189ZM227 246H228V245H227ZM12 247H13V248H12ZM49 247H48V248H49ZM101 247H102V246H101ZM160 247H162V246H160ZM160 247H159V248H160ZM171 247H173V246H171ZM180 247H181V246H180ZM182 247H183V246H182ZM182 247H181V248H182ZM216 247H217V246H216ZM244 247H245V246H244ZM3 248H4V247H3ZM8 248L11 250V252H9L10 250H8ZM11 248L13 249V252H12V249H11ZM51 248H52V249H51ZM98 248H99V246H98ZM98 248H97V249H98ZM148 248H149V250H150L151 247H148ZM156 248H157V247H156ZM156 248H155V249H156ZM184 248H185V247H184ZM229 248H228V249H229ZM0 249H2V248H0ZM116 249L119 250V253H120V249H118V246H117ZM166 249H167V248H166ZM226 249H227V248H226ZM241 249H242V248H241ZM243 249H246V248H243ZM247 249H248V248H247ZM14 250H17V251H14ZM50 250H51V251H50ZM92 250H94V249L92 248ZM92 250H91V252H92ZM111 250H112V249H111ZM156 250H158V248H157ZM185 250H187V249H185ZM229 250H230V249H229ZM7 251H8L9 253H8ZM100 251H101V250H100ZM113 251H114V250H113ZM113 251H112V252H113ZM115 251H116V250H115ZM180 251H181V250H180ZM180 251H179V253H181ZM19 252H18V254L20 255ZM116 252H117V251H116ZM241 252H242V251H241ZM244 252H245V251H244ZM78 253L81 254V255H78ZM97 253H98V252H94V254H97ZM100 253H101V252H100ZM100 253H99V255L101 256L102 254H100ZM117 253H118V252H117ZM176 253H177V252H176ZM219 253H220V252H219ZM232 253H233V252H232ZM234 253H235V251H234ZM239 253H240V251H238V254H239ZM27 254H28V255H27ZM94 254H93V255H94ZM229 254H230V253H229ZM241 254H242V253H241ZM77 255H78V256H77ZM99 255H98V256H99ZM108 255H109V254H108ZM179 255H180V254H179ZM232 255H233V254H232ZM235 255H237V254H235ZM235 255H234V258L231 256L232 258H229V257H228V259H229V260L231 259V260H234V261H235V259H236V258H235ZM1 256H0V260H1V258H2ZM4 256H3V257H4ZM98 256H97V257H98ZM126 256H127V253H126ZM126 256H125V257H126ZM130 256H131V255H130ZM147 256H148V255H146V257H147ZM251 256H252V255H251ZM6 257H5V259H6ZM20 257H22V258H20ZM61 257H63V258H61ZM69 257H70V256H69ZM101 257H102V256H101ZM104 257H105V256H104ZM117 257H118V256H117ZM152 257H153V256H152ZM155 257H156V256H155ZM219 257H220V256H219ZM241 257H242V256H241ZM253 257H254V259H256V258H255L256 256H253ZM67 258H68V259H67ZM72 258H73V255H72ZM123 258H124V257H123ZM257 258H258V257H257ZM263 258H264V257H263ZM3 259H4V258H3ZM56 259H57V258H56ZM60 259H59V260H60ZM143 259H144V258H143ZM220 259H221V258H220ZM223 259L225 260V258H223ZM228 259H227V261H228ZM245 259H246V258H245ZM254 259H252V260H254ZM8 260H7V261H8ZM88 260H89V263H91L90 258H89ZM116 260H117V259H116ZM150 260H151V259H150ZM150 260L147 259V260H146V264H152L153 262L150 261ZM258 260H259V259H258ZM5 261H6V260H5ZM5 261H4V262H5ZM21 261H19V262L21 263ZM117 261H118V260H117ZM127 261H128V260H127ZM143 261H144V260H143ZM234 261H233V263H234ZM259 261H260V260H259ZM55 262H56V261H55ZM85 262H86V261H84V263H85ZM206 262H207V261H206ZM223 262H224V261H223ZM254 262H255V261H254ZM15 263H16V262H15ZM68 263H69V261H68ZM89 263H88V264H89ZM122 263H123V262H122ZM131 263H132V262H131ZM143 263H144V262H143ZM202 263H203V262H202ZM215 263H217V261H216ZM242 263H243V262H242ZM4 264H5V263H4ZM16 264H17V263H16ZM54 264H55V263H54ZM60 264H61V263H60ZM78 264H82V262H81V263L79 262ZM110 264H112V263H110ZM116 264H117V263H116ZM124 264H125V263H124ZM226 264H227V263H226ZM235 264H236V263H235ZM238 264H239V262H238ZM256 264H257V263H256Z\"/></svg>",
    "mask_w": 264,
    "mask_h": 264
}]
</instances>
